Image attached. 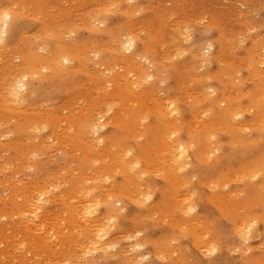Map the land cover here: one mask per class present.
Instances as JSON below:
<instances>
[{"label": "rangeland", "instance_id": "obj_1", "mask_svg": "<svg viewBox=\"0 0 264 264\" xmlns=\"http://www.w3.org/2000/svg\"><path fill=\"white\" fill-rule=\"evenodd\" d=\"M18 1H20V0H0V2H2L1 4H3V5H16L17 3H19V4H17V5H20L22 2H24L23 0H21L20 2H18ZM27 2H29V3H27L26 5H24L25 3H22L21 4V8H23V9H25V7L27 6V8L25 9V10H23V9H21L20 10V13H22V15H21V17L20 16H17L16 14L13 16V17H18L17 19L16 18H13V27L15 28V30H16V32H17V36H18V38L16 39V41L15 40H12V42L9 44V48H10V52H11V49H12V55H11V53L9 52V56L8 57H10V58H8V57H6V59L4 58V59H2V58H0V63H1V65H3V68L7 65V67H5L6 69H4L3 70V68H2V66L0 65V67H1V69H0V73L2 74V72H3V74H8V71L10 70L9 68L11 67V68H13L12 66H16V65H19L20 64V61L17 59V56L16 55H14L15 53L16 54H19L20 52H17L18 51V49H20V51L22 50L23 51V49H27V46H28V42H29V39L31 40V42H32V40H33V37L35 38L37 35H39L40 33L39 32H42L43 30H45L46 28L49 30H45V31H43V33H45V34H40L41 36H42V42H44V40H45V42L43 43V45L45 44L46 45V43H47V47L50 49V50H52V51H54L56 48H57V46H58V44L59 45H61V43H62V45L63 44H69L70 42V44H72V42L73 43H76V44H79L80 46L82 45V47H84V51L85 52H87L88 53V51H90L89 53L90 54H87V55H89V56H87V59L85 58V61L84 60H82V62L81 63H78V61L76 60V59H74V60H72V62L67 66L68 68V70H69V72L68 71H66V72H60V75H59V73H56V72H49L50 74H44V73H42L41 74V78L40 79H35V80H33V79H30V80H28L27 82L28 83H30V86L28 87L29 89H28V97L26 98V100L23 102V103H21V105H19V109H20V114L21 115H23L24 116V114H32V113H34V114H38V115H41V116H43L44 114V116L43 117H45V116H47L48 114H50V115H53V116H55V119L58 117V120H59V125L60 126H63V132H61V133H63L62 135L64 136H62L61 135V138L59 139V140H57V139H53V138H51V139H49V137H47L48 135V133L50 134V132L51 131H49L50 129H44L40 124H38V125H35L34 124V127H33V130L29 133V134H27L25 131L23 132V130L22 129H20V128H16L15 127V125H16V123H17V115L15 114H10V113H8L7 111H6V109L1 105L2 104V99H1V90H0V137L2 136L3 137V135H5L3 138H0V143H3V144H0L1 146H0V148H1V150H0V166H4V172L6 173V175H7V181H6V184H8L9 183V185L8 186H11V187H13V188H18L19 187V185H20V187L19 188H24L27 192V196L28 197H30V195H32V189H28V187H30V188H33V181L35 180V179H38L40 182V184H39V186L40 187H42L43 189H41V190H43L44 191V194H45V199H47L46 200V202H45V204L43 205V209H42V215H43V217H42V219L43 218H48L47 220H50V222L49 221H45L44 219L42 220L43 222H42V226H43V228H42V226L41 227H39V228H37L36 229V227L34 228V226L35 225H32L31 224V222H30V224H28V227L26 226V225H24V224H20V223H18L19 222V220H18V218H14V219H12L13 220V225H11V223H12V220L10 219V218H8V220H6L7 218H3V215L2 214H0V218H2V219H0V221H1V223H2V221H4L5 220V222H7V224L6 223H4V225L3 224H1L0 223V225H1V227H0V234H4V236H2V235H0V254L2 255H0V257L2 258H0V264H9L11 261L14 263V264H39L40 262H41V260H42V262L40 263V264H69L70 262L72 263V264H75V263H77V264H83V262H85L86 260H87V262L86 263H88V259H90V260H92V261H95L94 263L92 262V261H90L88 264H95L96 262L98 263V264H115L114 262H116L117 260V262L119 263V264H128V262H129V264H130V262L132 261L133 262V264H140V263H143V264H163V259H160V258H158L157 257V255L159 256L161 253H162V256L163 257H165L164 258V260H166L165 262H164V264H169L172 260V262L170 263V264H172V263H180V261L182 262L181 264H184V262L185 261H187V260H191L192 259V257L195 259V257L196 258H199V259H205V257H206V255L204 256V254H206V253H201V250L202 249H204V250H202V252L204 251L205 252V249H206V247H207V244H203V243H205V240L203 241V239L201 238V239H199L198 240V238H200V237H198L199 235H196L195 236V234L196 233H198V231L200 232V225H199V227L197 226L198 224H196V218L198 217L197 215L199 214V219H197L198 221L200 220V222L199 223H201V221H203L204 222V220L205 221H207L206 219H208L209 217H211V218H215V216H217L218 214H219V212H220V210H224L225 211V214L226 215H232V216H230V217H236L235 218V220H234V222L235 221H237V220H239V221H241V223H242V220H240V218L238 217V216H234V215H236V213H234V212H236V211H239V209L240 208H242V207H245V206H247L249 209H251V206L252 205H254V206H252V209L251 210H253V209H255V210H253V211H255L256 212V214L258 213V215H259V212L258 211H261V208H260V204H261V199H260V194H259V188H254L253 187V184L255 183L254 181H251V180H246V178H243L244 176H245V171L249 168V167H252V166H254L256 163H258L259 161H260V159H261V156L262 155H264V153H262V152H260L261 151V148H262V144H261V141H260V137H261V133H260V130L257 128V126L255 125L256 124V121H254L257 117H256V108H257V106H256V104H257V102H255V101H253L252 100V94H253V92H255V89H256V83H260V82H262V81H264V72H263V70L264 69H262V67L260 66V65H262V62L264 63V58H262V56L260 55L261 53H263L264 52V47H263V45H262V41H264V38L263 39H261V37H263L264 36V29H263V27H262V25H264V0H134V1H131V0H128V1H130V2H128L127 0H33L34 2L32 3L31 2V0H26ZM25 1V2H26ZM35 1H37V4L35 3ZM43 1H45V2H43ZM73 1V2H72ZM100 1V2H99ZM102 1V2H101ZM112 1V2H111ZM118 1V2H117ZM125 1V2H124ZM127 1V2H126ZM138 3H137V2ZM155 3H154V2ZM157 1H159V2H157ZM177 1H179V3L177 2ZM12 2V3H11ZM32 4H31V3ZM65 2L67 3V4H65ZM122 2H124V3H122ZM152 2V3H151ZM157 2V3H156ZM161 2H162V5H160L161 4ZM42 5H41V4ZM89 3H90V5H89ZM97 3V4H96ZM99 3V4H98ZM120 3H121V5H120ZM65 4V5H64ZM71 4V5H70ZM93 4V5H92ZM23 5L25 6V7H23ZM33 5V6H32ZM49 5V6H48ZM52 5V6H51ZM95 5V6H94ZM107 7H106V6ZM112 5H115L116 7L113 9L112 7H108V6H112ZM130 5V6H129ZM142 5V6H141ZM147 5V6H146ZM156 5V6H155ZM242 5H243V7H242ZM47 6V7H46ZM71 6V7H70ZM80 6V7H79ZM82 6V7H81ZM89 6V8L92 6V8H91V10H86L85 8H87ZM98 6H99V8H98ZM103 7V8H110L109 9V12H107V10L106 9H104L103 10V8H101V7ZM132 6H134L133 7V9L135 10L136 9V11H135V13H134V10H132ZM138 6V7H137ZM153 6V7H152ZM38 7V8H37ZM70 7V8H69ZM93 7H96V8H93ZM117 7L119 8V9H117ZM130 7V9H128ZM147 7V8H146ZM149 7V8H148ZM151 7H152V11H151ZM35 8V9H34ZM48 8H49V12H48ZM62 8V9H61ZM65 8H67V9H65ZM112 8V9H111ZM138 8V9H137ZM139 8H140V10H139ZM41 9H46V10H41ZM64 9V10H63ZM71 9V10H70ZM85 9V10H84ZM99 9V10H98ZM100 9H102V11L100 10ZM141 9H142V11H141ZM30 10V12H31V14H30V16L28 15L29 14V11ZM38 11V12H36V11ZM69 10V11H68ZM75 10V11H74ZM79 10H81V11H79ZM113 10V11H112ZM124 10H128V11H124ZM130 10V11H129ZM132 10V11H131ZM146 10H148V11H146ZM33 11H35V13H37L36 15H38L39 16V14L40 15H42L41 17L39 16V18L35 15V13L33 12ZM44 11H46L47 12V14H46V12H44ZM60 13V14H58V12ZM71 11H73L72 12V14H71ZM83 11L85 12V13H83ZM107 12V13H104V12ZM115 11V12H114ZM117 11H120L121 12V14H119V12H117ZM123 11V12H122ZM138 11V12H137ZM140 11H141V13H140ZM165 13H164V12ZM27 12V13H26ZM40 12V13H39ZM42 12V13H41ZM53 12V13H52ZM63 12H65V13H63ZM80 12V15L78 14ZM88 12V13H87ZM127 13V15H126V13ZM131 12V13H130ZM133 12V13H132ZM139 14H137V13ZM154 12V13H153ZM243 12V13H242ZM250 12V14H248ZM34 13V14H33ZM51 14V16H50V14ZM78 14L79 16H77V15H75V14ZM82 13H83V15L85 14V16L86 17H84L83 15H82ZM86 13L87 14H89V16L88 15H86ZM104 13V14H103ZM109 13V14H108ZM125 13V14H124ZM163 13V14H162ZM169 14V15H167V14ZM178 13V14H177ZM27 14V15H26ZM53 14V15H52ZM56 14H58V15H56ZM64 14V15H63ZM104 15V16H101V15ZM123 14V15H122ZM136 14V15H135ZM153 14H154V16H153ZM164 14H166V15H164ZM171 14H173V16L171 15ZM186 14V15H185ZM24 15V16H23ZM32 15H35V17L33 18V16ZM67 15V16H66ZM80 20H78L75 16ZM82 15V16H81ZM134 15V16H133ZM23 16V17H22ZM26 16V17H25ZM57 16V17H56ZM63 16L65 17L64 19H63ZM71 16V17H70ZM81 16V17H80ZM97 16V17H96ZM138 16V17H137ZM150 16V17H149ZM164 18H163V17ZM187 16L191 19V20H193V21H191L189 18H187ZM240 16V17H239ZM250 16V17H249ZM43 17V18H42ZM48 17V18H47ZM53 18L52 20H49L50 18ZM60 17V18H59ZM69 17L71 18L70 20H69ZM73 17H75V20H74V18ZM94 17V18H93ZM106 17V18H105ZM133 17V18H132ZM153 17V18H152ZM171 17V18H170ZM37 18V19H36ZM186 18V19H185ZM196 18H198V19H196ZM40 19V20H39ZM45 19V22H46V20L48 19V21L45 23L43 20ZM60 19V20H59ZM66 19V20H65ZM72 19H73V21H72ZM91 19V20H90ZM94 19H96V20H94ZM98 19V20H97ZM131 19V20H130ZM146 19V20H145ZM169 19H170V21H169ZM171 19H172V21H175V22H172L171 21ZM184 19V20H183ZM195 19H196V21H195ZM37 20V21H36ZM39 20V21H38ZM54 20V21H53ZM68 20L71 22H68ZM104 20V21H103ZM179 20V21H178ZM181 20H182V22H184L185 24H183V23H181ZM188 20V21H187ZM198 20H203V21H206L207 23H204L203 25L201 24V23H198ZM214 20V21H213ZM51 21V22H50ZM63 21H66V22H64V23H62ZM92 21H94V22H92ZM95 21H97V22H95ZM101 21V22H100ZM106 21V22H105ZM125 21H129V23H131V24H134V26L132 27L128 22V24H129V27H128V25L125 23ZM137 22V24L138 25H135L136 24V22ZM176 21H178V22H176ZM186 21H187V23H186ZM211 21H213L212 23L215 25V24H217V26L216 27H214V25L211 23ZM78 22V23H77ZM80 22H83V23H81V25L79 24ZM133 22V23H132ZM190 22V23H189ZM251 22V23H250ZM49 24V26H48V24ZM62 23V24H61ZM67 23V24H66ZM68 23H70L71 25H69ZM73 23H76V24H73ZM91 23H92V26L94 27V25L95 26H99L98 27V29H97V27H91L90 25H91ZM95 23V24H94ZM97 23V24H96ZM100 25H99V24ZM124 23H125V25H124ZM168 24V25H166V24ZM175 23H177V24H179V25H177V24H175ZM189 23V24H188ZM209 23L211 24V26L209 25ZM242 23V24H241ZM261 23V24H260ZM263 23V24H262ZM51 24V25H50ZM85 24L87 25V26H85ZM94 24V25H93ZM104 24V25H103ZM106 24V25H105ZM139 24H140V26H139ZM170 24V25H169ZM183 24V25H182ZM207 24V25H206ZM250 24L252 25V26H250ZM65 26V27H63V26ZM75 27V29H76V31H74V27ZM81 27V29L79 28V26ZM118 25H119V27H118ZM182 26V28H187V29H189L190 31H189V35H190V37H191V42L190 43H192V44H190V43H187V42H183L184 40V38L182 39V37H184V35H183V33H182V35H181V33L180 32H182V28H180V29H178V27L177 26ZM42 26H44V27H42ZM45 26H46V28H45ZM71 26V27H70ZM86 27V29H85V27ZM89 26V27H88ZM102 26V27H101ZM103 26H105V27H103ZM143 28H142V27ZM180 26V27H181ZM183 26H185V27H183ZM206 26V27H205ZM209 28H208V27ZM249 26V29H250V27H254L255 28V31L254 32H252V31H250L247 27ZM41 27V28H40ZM56 29H55V28ZM60 27V28H59ZM70 27V28H69ZM83 27V28H82ZM87 27L89 28V30L87 29ZM115 27H118V28H116L119 32H121L120 34L119 33H117L118 31H116V29H115ZM127 27H128V29H127ZM141 29V30H143V33H142V31L140 32V31H138V29L139 28ZM190 27V28H189ZM221 27V28H220ZM246 27V28H245ZM42 29L41 31H40V29ZM59 28V29H58ZM62 28V29H61ZM72 28H73V30H72ZM78 28H79V31L80 32H78ZM90 28L92 29V31L90 30ZM101 28H102V31H101ZM112 28V29H111ZM129 28H130V30H129ZM133 28V29H132ZM136 28V29H135ZM150 28V29H149ZM168 28H172L173 30V32H171V30L170 29H168ZM174 28H176V29H174ZM30 31H29V30ZM34 29V30H33ZM63 29H65V30H63ZM94 29V30H93ZM105 29V30H104ZM115 31H114V30ZM139 29V30H140ZM177 29L178 30H180L179 31V33L178 32H175L174 33V31L176 30L177 31ZM224 29H225V32H224ZM26 30H27V32H26ZM52 30V31H51ZM56 30H58L57 32H56ZM62 30V31H61ZM97 30V31H96ZM110 30H111V32H110ZM120 30H122V31H120ZM134 30V31H133ZM170 30V31H169ZM247 32H246V31ZM37 31V32H36ZM39 31V32H38ZM46 31L48 32L47 34H46ZM56 33H55V32ZM73 31V32H72ZM94 31V32H93ZM129 31V32H128ZM136 31H138V32H136ZM220 31V32H219ZM241 31H242V33H241ZM252 32V33H250L249 35H248V33L249 32ZM24 32V34H22ZM49 32H52L53 34H54V36L57 34V36H56V38H58V39H56V38H52V37H48V35H49ZM59 32V33H58ZM62 32H64V33H62ZM65 32H66V34H65ZM86 32V33H85ZM126 33V35H128V33H130L131 34V32H132V35L134 36V34H137L136 35V37H135V40H136V43H137V47H136V52H137V54H139V56H140V58H142V56H143V58H149L151 61H152V63H155V64H152L153 65V68H152V74L154 75V79L152 80V81H150V82H148V83H145V82H143L142 83V85H141V91H139V90H137V92L139 93H137L135 96L137 97H135L134 96V98H133V96H130L128 93H126V91L124 90V86L126 85V84H124L126 81L124 80V79H122V77H121V82L120 83H122L123 82V80H124V82H123V86H121V84H120V89L118 90V96H117V99L118 98H122V101H119V99L117 100V101H119L118 103H120V102H122V105L124 106V108H122V106H121V104H117L116 102V99L114 100V102H112L113 100H110V99H108L105 95V91H103L105 88V84L103 85V83H104V80L106 81H111V80H115V78H117V77H119V75L118 74H121L122 72H124V70L123 69H125L127 66H128V63L126 62L127 61V58L126 57H124L123 55H122V53H119V50L117 49V44H118V40L120 39V37H122L123 38V36H124V33ZM240 32V33H239ZM260 32V33H259ZM21 33V34H20ZM27 33H30V35L29 34H27ZM39 33V34H38ZM60 33H62V34H64V35H62V34H60ZM77 33V34H76ZM116 33V34H115ZM139 33V34H138ZM146 33V34H145ZM173 33H174V35H173ZM218 33H220V34H218ZM246 33V34H245ZM26 34H27V36H26ZM237 34H239L241 37H243V44H239L238 42H236V40L237 39H239L240 38V40H237V41H241V37L239 36V35H237ZM258 34H260L259 36H258ZM45 35H47V36H45ZM62 35V36H61ZM67 35V36H66ZM144 35H146V36H144ZM156 35V36H155ZM161 35V36H160ZM165 35V36H164ZM171 35H173V36H171ZM178 35V36H177ZM218 35H220V36H218ZM236 35L237 36H239L238 38H235L236 37ZM252 37H251V36ZM58 36H60V37H58ZM64 36H65V39H67V41L64 39ZM68 36H69V38L71 39H69L68 38ZM76 36V37H75ZM114 36V37H113ZM120 36V37H119ZM140 36V37H139ZM160 36V37H162V38H158V37ZM235 36V37H234ZM254 36V37H253ZM30 37V38H29ZM67 37V38H66ZM72 37V38H71ZM145 37H147V39H146V41L144 42V40H145ZM167 37V38H166ZM173 37V38H172ZM177 37H178V39H177ZM181 37V38H180ZM213 37V38H212ZM232 37V39H230ZM45 38V39H44ZM52 38V39H51ZM113 38L115 39V40H113ZM175 38V39H174ZM235 38V39H234ZM252 38H253V40H252ZM255 38H257V39H255ZM23 39V40H22ZM111 39V40H110ZM142 39V40H141ZM156 39V40H155ZM180 39V40H179ZM216 39V40H215ZM22 40V41H21ZM26 40V41H25ZM65 40V41H64ZM73 40V41H72ZM75 40V41H74ZM110 40V41H109ZM113 40V41H112ZM141 40V41H140ZM177 40V41H176ZM183 40V41H182ZM211 40V41H210ZM226 40V41H225ZM231 40H235V42L234 43H232L231 42ZM258 40V42H259V44H258V46H256L257 45V43L258 42H254V44L252 43L253 41H257ZM28 41V42H27ZM34 41V40H33ZM56 41V42H55ZM60 41V43H58ZM62 41V42H61ZM99 42V44L98 45H96V42ZM114 41H116V42H114ZM151 41H152V43H151ZM157 41H158V43H157ZM160 41V42H159ZM180 41V42H179ZM208 41H209V43H211V44H213L214 45V51H213V53H212V56L210 57V55L209 56H207V62L205 63V58H204V56H203V53L202 52H198V50H197V53H196V51L192 48V46H193V44H197V43H200V46H201V44L202 45H208L209 43H208ZM261 41V42H260ZM15 42V43H14ZM19 43V42H22V43H24V44H22V43H20V45L19 44H17V43ZM25 42H26V44H25ZM65 42V43H64ZM95 42V43H94ZM100 42H102V45L104 44L105 45V43H106V48H104V46L102 47V45H101V43ZM112 42H113V44H115V47H114V45L112 44ZM154 42V43H153ZM156 42V43H155ZM162 42H164V43H162ZM184 44H183V43ZM246 42V43H245ZM56 43V44H55ZM89 45H88V44ZM92 43V44H91ZM108 43V44H107ZM180 43V44H179ZM252 43V44H251ZM39 44V43H38ZM42 44V43H41ZM84 44V45H83ZM148 44V45H147ZM150 44H152V46L150 45ZM160 44H161V46H160ZM164 44V45H163ZM176 44L178 45V47L176 46ZM182 44H183V47H180V46H182ZM185 44H186V46H185ZM188 44H190L189 45V47H188ZM221 44H223V45H225L223 48H222V46L223 45H221ZM232 44V45H231ZM22 45H24V46H26L25 48H24V46H22ZM96 45V46H95ZM99 45H101V46H99ZM110 45V49L108 48V46ZM144 45H147L146 47H144ZM221 45V46H220ZM236 45H237V48H236ZM238 45H239V47H238ZM249 45H251V46H249ZM13 46H19L18 48H15V47H13ZM22 46V47H21ZM90 46H92V47H90ZM117 46V47H116ZM260 46H262L261 48L263 49L262 51H260L261 50V48H259V50H257V51H259L258 53H254V52H256V49H258L257 47H260ZM22 49H21V48ZM55 47V48H54ZM88 47H90L89 49H88ZM97 47H99V48H97ZM113 47L115 48V49H113ZM144 47V48H143ZM150 47V48H149ZM172 47V48H171ZM191 47V48H190ZM202 47V46H201ZM204 47H206V46H203V48ZM231 47V48H230ZM251 48V50L249 51L248 49H250ZM256 47V48H255ZM92 48V49H91ZM107 48H108V50H107ZM149 48V49H148ZM152 48V49H151ZM171 48V49H170ZM177 48V49H176ZM180 48H182V50H178V49H180ZM184 48V49H183ZM188 48V49H187ZM221 48H222V50H221ZM227 48V49H226ZM233 48V49H232ZM13 49H16V50H14L15 51V53H14V51H13ZM88 49V50H87ZM113 49V50H112ZM117 49V51H115ZM165 49V50H164ZM169 51H168V50ZM174 49H176L177 51H179L178 52V54L176 53L175 54V52H176V50H174ZM226 49V50H225ZM92 50H94V51H96V52H98L99 54V56H97V58L95 59L93 56H92ZM98 50H103L102 51V53L100 54V52L98 51ZM111 50V51H110ZM149 50H151L150 52H149ZM174 50V51H173ZM183 50L186 52V54H185V52H183ZM186 50H188V51H186ZM254 51V52H251V51ZM168 51V53H166ZM171 51V52H170ZM173 51V52H172ZM192 51H195V53L197 54H195L194 52H193V54H191L192 53ZM217 51H220V52H217ZM222 51V52H221ZM229 53H227V52ZM232 51H233V53H232ZM154 52V53H153ZM165 52V53H164ZM250 52V53H249ZM14 53V54H13ZM165 55H164V54ZM174 53V54H173ZM252 53V54H251ZM154 54H155V56H154ZM170 54V55H169ZM182 54V55H181ZM220 54V55H219ZM236 54V55H235ZM251 54V55H250ZM42 55H45L44 53H42ZM120 57H119V56ZM122 55V56H121ZM150 55L152 56V57H150ZM163 55V56H162ZM173 55V56H172ZM177 55V56H176ZM195 55V56H194ZM91 56V57H90ZM111 57V59L110 58H108V57ZM114 56H117V57H114ZM154 56V57H153ZM166 56V57H165ZM172 57V58H170V57ZM175 56V57H174ZM179 56V57H178ZM184 56V57H183ZM199 56V57H198ZM216 56H218V58L216 57ZM228 56V57H227ZM238 56V57H237ZM239 56H240V58H239ZM15 57H16V59H15ZM167 60H165L164 58ZM177 57V58H176ZM233 59H232V58ZM244 57H246V58H244ZM116 58H118V59H116ZM119 58H122V60H123V58H124V60L122 61L121 59H119ZM125 58H126V60H125ZM169 58V59H168ZM195 58H197V59H199L198 60V62H197V59H195ZM242 58H244L243 60L244 61H242ZM8 59H11L10 60V62H8L7 63V61H8ZM88 59H89V61H88ZM90 59H92V60H90ZM94 59V60H93ZM113 62V60H114V62L113 63H116V64H113V63H111V62H109L110 60ZM173 61H172V60ZM177 59V60H176ZM227 59V60H226ZM229 59V60H228ZM237 59V60H236ZM249 59H251V60H253V62L251 63L250 61H249ZM6 60V61H5ZM12 60H14V61H12ZM107 60H109V61H107ZM162 60H164V61H162ZM189 60V61H188ZM194 60H196V62H197V64H199L198 66H196L197 64H195L196 62H194ZM236 60V61H235ZM247 60L251 63V65H250V63L249 62H247ZM18 62V64H16L17 62ZM75 61H77V62H75ZM94 61V62H93ZM97 61V62H96ZM105 61H106V63H105ZM118 61H122V62H118ZM157 61H159V63L157 62ZM160 61H162L161 63H160ZM172 61V62H171ZM183 61V62H182ZM200 61V62H199ZM204 61V62H203ZM222 61H224L223 63H222ZM226 61V62H225ZM233 61H235L234 62V64L232 63ZM240 61V62H239ZM256 61V62H255ZM4 62V63H3ZM15 64V65H13V63ZM95 62H96V66H95ZM103 62V63H102ZM118 62V63H117ZM136 62H138V65L140 64V65H142V64H145V63H142V62H140L139 63V61H138V59H137V61ZM135 62V63H136ZM163 62L165 63V65L163 64ZM202 62V63H201ZM211 62V63H210ZM239 62V63H238ZM242 62H244L243 64H245V63H247V64H245V66L244 65H241L240 63H242ZM73 63V64H72ZM78 63V64H77ZM99 63H101L100 65H99ZM110 63V64H109ZM175 63V64H174ZM222 63V64H221ZM6 64V65H5ZM8 64H10V65H8ZM109 64V65H108ZM124 66H123V65ZM127 66H126V65ZM167 64H169V65H167ZM202 64V65H201ZM210 64V65H209ZM234 65V67H233V65ZM237 64H239V65H237ZM258 66H257V65ZM74 65H76V67L78 68V70H77V68L74 66ZM81 65V66H80ZM105 66V67H103V66ZM173 65H175V67L173 66ZM193 65L197 68H194L193 67ZM208 65V66H207ZM241 65V66H240ZM9 66V67H8ZM87 66V67H86ZM93 66V67H92ZM95 66V67H94ZM116 66H117V68H116ZM126 66V67H125ZM164 66V67H163ZM171 66V67H170ZM209 66H210V68H209ZM220 66V67H219ZM244 68H243V67ZM248 68H247V67ZM250 66V67H249ZM260 66V67H259ZM70 67V68H69ZM88 68V72L89 71H91L92 72V70L94 71V72H90L89 74H88V72L87 71H85V69L86 68ZM99 67H101V68H99ZM107 67H110V68H113L112 69V71H111V74L110 73H107L108 71L106 70V69H110V68H107ZM125 67V68H124ZM168 67V68H167ZM253 67V68H252ZM257 69H256V68ZM74 68V69H73ZM85 68V69H84ZM91 70H90V69ZM94 68H96V69H94ZM105 68V69H104ZM165 68H167V69H165ZM175 68V69H174ZM194 68V69H193ZM209 68V69H208ZM216 68V69H215ZM239 68H240V70H239ZM246 68H247V70H246ZM100 69V70H99ZM106 71V73L104 74L103 73V71L104 70ZM118 69V70H117ZM119 69H121L120 71H119ZM154 69L155 70H157V71H155L154 72ZM162 69V70H161ZM183 69V70H182ZM192 69H193V71H192ZM243 69H245V70H243ZM77 70V71H76ZM99 70V71H98ZM161 70V71H160ZM195 70V71H194ZM217 70H218V73H217ZM2 71V72H1ZM5 71V72H4ZM7 71V72H6ZM79 71V72H78ZM104 71V72H105ZM116 71H118L117 73H116ZM126 71H127V69H126ZM175 71H176V73H175ZM192 71V72H191ZM239 71V72H238ZM98 72V73H97ZM102 74H101V73ZM113 72V73H112ZM120 72V73H119ZM167 72V73H166ZM200 72V73H199ZM213 72L216 74H213ZM262 72V73H261ZM65 73V74H64ZM75 73V74H74ZM79 73V74H78ZM95 73V74H94ZM98 75H97V74ZM118 75L117 77H116V75ZM155 73V74H154ZM158 73H160V74H158ZM168 75H166V74ZM193 73H194V75H193ZM225 73H227V74H225V77H224V74ZM239 75V76H237V74ZM241 73V74H240ZM247 73V74H246ZM258 73V74H257ZM2 74V75H3ZM76 74H78V75H76ZM94 74V75H93ZM101 74V77H102V80H99V77H97V76H99ZM122 74H124V73H122ZM125 74H126V72H125ZM125 74L123 75V76H125ZM162 74V75H161ZM177 74V75H176ZM196 74H197V76H199V77H201L202 75H204V76H202L201 78H199V77H197L196 76ZM200 74V75H199ZM202 74V75H201ZM228 74L230 75V76H228ZM250 74V75H249ZM263 74V75H262ZM1 75V76H2ZM113 75V76H112ZM170 75H172V76H170ZM191 75V76H190ZM193 75V76H192ZM206 75H207V77H206ZM247 75H249V77H250V79H249V77L247 76ZM253 75V77H251ZM55 76V77H54ZM58 76V77H57ZM61 77V79H60V77ZM75 76H76V78H75ZM157 76V77H156ZM159 76V77H158ZM164 76V77H163ZM228 76V77H227ZM246 76H247V78H246ZM66 77V78H65ZM93 77V78H92ZM106 77H107V79H106ZM188 77V78H187ZM205 77V78H204ZM215 77V78H214ZM222 77H224V78H222ZM255 77V78H254ZM44 78V79H43ZM50 78V79H49ZM70 78H73V81H72V79L70 80ZM92 78V79H91ZM112 78V79H111ZM123 78H125V77H123ZM159 80H158V79ZM162 78V79H161ZM192 78H195V79H192ZM197 78V79H196ZM220 79V81L219 80H217V79ZM58 79V80H57ZM67 79V80H66ZM88 79V80H87ZM90 79V80H89ZM96 80V81H94V80ZM157 79V80H156ZM167 79V80H166ZM200 79V80H199ZM207 79V80H206ZM212 79V80H211ZM223 79V83H221V80ZM247 79H249V82H245ZM42 80H44V81H42ZM50 80H51V82H50ZM64 80V81H63ZM81 80V81H80ZM97 80H99V81H97ZM160 80H161V83H159L160 82ZM163 80V81H162ZM188 80H189V82H188ZM190 80H191V82H190ZM209 80H211V82L209 81ZM214 80V81H213ZM244 82H243V81ZM251 80V81H250ZM75 81V82H74ZM77 81V82H76ZM86 81L87 82H89V84H87L86 83ZM101 81H103V82H101ZM178 83H177V82ZM206 81H208V83L206 82ZM238 81V82H237ZM45 82V83H44ZM80 82H82V83H80ZM90 82H92V83H90ZM98 84H97V83ZM102 83V85L104 86H100L101 85V83ZM156 82V83H155ZM162 82H164V84L162 83ZM166 82V83H165ZM180 82V83H179ZM187 82V83H186ZM193 82H194V84H193ZM37 83V84H36ZM42 83V84H41ZM44 83V84H43ZM57 83V84H56ZM61 83V84H60ZM75 83H76V85H75ZM85 83H86V85H85ZM93 83H95L96 85H99V86H95V88L93 87L94 85H93ZM100 83V84H99ZM183 83V84H182ZM192 83V84H191ZM242 83V84H241ZM247 83V84H246ZM50 84V85H49ZM56 84V85H55ZM91 84V85H90ZM155 84V85H154ZM157 84V85H156ZM193 85V86H195V87H192L191 85ZM200 84V85H199ZM205 84H206V86H205ZM223 84H224V86H223ZM252 84V85H251ZM47 85V86H46ZM80 85V86H79ZM185 85V87H183ZM187 85H189V86H187ZM210 85V86H209ZM1 86V85H0ZM46 86V87H45ZM55 86H57V87H59L60 86V88H57V87H55ZM158 86V87H157ZM203 86V87H202ZM209 86V87H208ZM241 86V87H240ZM45 87V88H44ZM50 87V88H49ZM54 87V88H53ZM96 87H98V90H97V88ZM99 87H101V88H99ZM154 87V88H153ZM157 87V88H156ZM186 87H189V88H186ZM206 87V88H205ZM218 87V88H217ZM62 88V89H61ZM65 88V89H64ZM88 88V89H87ZM90 88V89H89ZM102 88H103V90H102ZM111 88V87H110ZM148 88V89H147ZM149 88H150V91H147V90H149ZM153 90H159V92L158 91H155L156 93H157V95L158 96H156V93L153 91L152 92V89ZM158 88H162V89H164L165 90V92L163 93V91L162 90H160V89H158ZM179 89V91H178V89ZM186 88V89H185ZM198 88L199 89V91H201V92H199L198 90H196V89ZM202 88V90H200ZM209 88H212V92H214V95H212V92H211V89H209ZM224 88H226L225 89V92H227L228 91V89H229V91H230V93H225V92H222V90L224 89ZM234 90H236V91H233V89ZM248 88V89H247ZM251 88V89H250ZM1 89V88H0ZM38 89V90H37ZM40 89V90H39ZM42 89V90H41ZM44 89V90H43ZM55 89V90H54ZM143 89V90H142ZM175 89V90H174ZM244 89V90H243ZM247 89V90H246ZM47 92H46V91ZM75 90H77V91H75ZM93 90V92H94V90H95V92L93 93V92H91ZM101 90V91H100ZM188 90H189V92H188ZM205 90V91H204ZM208 90H210V91H208ZM239 90H240V92H239ZM251 90L253 91V92H251ZM56 91L58 92V94H56ZM69 92L70 91V93H67V92ZM81 91V92H80ZM96 91L97 92H100V93H98V94H100L101 95V97H99L100 95H98V94H95L96 93ZM148 92V96H149V98H148V96L146 95L147 94V92ZM176 91H178V93L176 92ZM182 91H183V94H181L182 93ZM185 91V92H184ZM188 93H187V92ZM192 91H198V93H202V94H198V95H202V97H200V96H198L199 98H197V92H196V94L194 93V92H192ZM208 92V94H211V97L209 96V95H207V92ZM224 91V90H223ZM228 91V92H229ZM246 91V92H245ZM248 91H249V93H248ZM263 91H264V89H263ZM37 92V93H36ZM44 92V93H43ZM46 92V93H45ZM63 92V93H62ZM64 92H66L65 93V95H64ZM101 92H104V93H101ZM108 92H110V91H108ZM146 92V93H145ZM150 92V93H149ZM168 92V93H167ZM180 92V93H179ZM194 93V94H192V93ZM205 92H206V96H205ZM235 92H236V94H235ZM52 93V94H51ZM77 93H79L78 94V96H77ZM85 95H84V94ZM89 93V94H88ZM92 95H91V94ZM160 93V94H159ZM188 94V97H187V95H186V97H183L184 99L186 98V100L187 101H189V102H187V104L185 103L186 101L182 98V96H185L184 94ZM190 93H191V95H190ZM223 93H225V94H227V96L226 97H224L225 95L223 94ZM233 95H232V94ZM241 93V94H240ZM242 93H243V95H242ZM247 93V94H246ZM37 94V95H36ZM48 94V95H47ZM63 94V95H62ZM86 94H88V98H85L87 95ZM94 94L95 95H97V96H95V98H97V100L96 99H93L94 98ZM125 94H126V97H125ZM128 94V95H127ZM178 94V95H177ZM181 94V95H180ZM216 94V95H215ZM224 96H223V95ZM240 94V95H239ZM251 96H250V95ZM51 95H52V97H51ZM60 95V96H59ZM84 97H82V96ZM119 95H122V97L120 96L119 97ZM138 95V96H137ZM152 97H151V96ZM181 97H180V96ZM190 95V96H189ZM194 95H195V99H197V100H194L193 98H194ZM230 95V96H229ZM50 96V97H49ZM81 97V99H80V97ZM92 96V97H91ZM127 96H130L133 100L136 98V100L139 98V104H135L134 103V101L133 102H130L132 99L130 98V97H128L127 98ZM146 96V97H145ZM157 98H156V97ZM206 98H205V97ZM232 96V99L229 101V97H231ZM244 96H246L245 98H244ZM142 97H144V98H142ZM150 97H151V99L152 100H150ZM176 97V105H177V110L179 109V117L177 118V119H179L180 120V122L182 123L180 126H177V128H179V129H181V131L179 130V129H174V130H176V132H179L178 134H179V137L184 141V142H189V143H191L192 141L194 142L195 140V138L194 139H192V136L194 135L195 136V134L197 135V137H198V134H199V136L200 137H202V140H200V141H197V143H198V145H200L201 146V144H203V146H204V144L206 145V143H207V141H209L208 143H213L212 145H214L215 143H214V141H212L211 140V138H210V136L207 138V133H204V131H203V129H204V125L206 124H210V125H215V123H216V126H217V128H213L212 127V130H210V132H212V131H214L216 134V137L218 138V140L216 139V146H218V147H216L215 145H214V149L213 148H211V149H209L208 148V151H207V153H206V155L204 154V155H202L201 157H198V156H200L199 155V153H200V151H199V146L198 147H196V152L195 153H193L191 156H190V159H189V162H191V163H193L194 164V167H196V168H191V169H185V171L186 172H197V173H199V180H197L196 182H190V179L188 178L187 179V175L185 176L184 174H182V177H179L180 175H181V173H180V175L179 176H177V177H175L174 176V178H173V173L175 172H173V170L174 169H176V165L174 166H172V165H170V164H172V162H171V156H170V154H168L169 153V150H168V144L166 145L165 144V142L166 143H169V145H170V142H171V140H169L168 141V139H166V137H170V135H171V130H168V129H166L168 126L167 125H162V122H161V120H160V118L157 116V115H159L160 117H161V115H160V113H158L157 111H156V109H157V105H160L161 107V109L162 110H164V111H166L165 109H166V107H167V105H166V103L169 101V100H172V99H174ZM213 97V98H212ZM223 97L227 100V105H222V106H218L217 104H215L216 103V100L218 99H223ZM235 97V98H234ZM250 97V98H249ZM33 98V99H32ZM39 98V99H38ZM44 98V99H43ZM61 98V99H60ZM98 98H99V100H98ZM129 99V100H127V99ZM154 98H156L157 99V101H155V99ZM158 98H160V100H159V102H158ZM178 98H179V100H178ZM234 98V99H233ZM240 98V99H239ZM244 98V99H243ZM250 100H249V99ZM47 99V100H46ZM60 99V100H59ZM68 99H69V101H71L72 100V104L70 103V102H68ZM87 99V101H85V100ZM89 99V100H88ZM90 99H91V101H90ZM107 100V102H106V100ZM146 100L145 102L146 103H144V101H142V100ZM198 99H200L202 102H203V104H202V102L200 103V105H198V104H196L197 103V101H199ZM238 99V100H237ZM49 100V101H48ZM55 100H56V102H55ZM58 100V101H57ZM94 101V105H92L91 103ZM102 100V101H101ZM105 100V101H104ZM126 100V101H125ZM203 100H205V101H203ZM210 100V101H209ZM236 100V101H235ZM66 101V102H65ZM79 101H82V102H79ZM85 101V102H84ZM90 103H89V102ZM97 101V102H96ZM111 101V102H110ZM116 101V102H115ZM128 101V102H127ZM149 101H151V102H149ZM155 101V102H154ZM164 101H166V102H164ZM179 101V102H178ZM184 101V102H183ZM192 101V104H190V102ZM196 103H195V102ZM240 101V102H239ZM249 101H250V103H252V105H250V103H249ZM62 102H64V103H62ZM87 102V103H86ZM95 102L98 104V107H99V104H100V107H99V109H98V107L96 106V104H95ZM99 102V103H98ZM115 103V105H116V107L113 109V111H114V115H112L111 117V119L112 120H107V121H111L112 123H110V125L108 124L109 122H107L106 121V126H104V128L101 130V133H105L106 135H102L101 137H102V139L104 138L103 136H105L106 138H104L103 140H104V144H102V145H104V147H101L102 145L100 144V143H98V141H95L94 139H92V138H90V139H92V140H89V138H88V136L89 135H86V133L85 134H83V136H82V133H80V127H81V124H82V121H83V118H85L84 116H85V111H86V109L89 111H86V117L87 118H85V120L86 119H88V118H90V117H94L93 116V113H91V111L92 112H94V108H95V113H97L98 111H100L101 110V108L102 109H106V105H107V103ZM123 102H125L124 104H123ZM142 102L144 103V104H142ZM154 103V106H153V103ZM157 102H158V104H157ZM162 102V103H161ZM183 102V103H182ZM211 102H212V104H211ZM60 103V104H59ZM79 103H81V106L83 105V107H81L80 106V104ZM85 103V104H84ZM105 103H106V105H105ZM126 103H128L127 105H132V107L131 106H125V104ZM160 103V104H159ZM189 103V104H188ZM199 103V102H198ZM205 103V104H204ZM241 103V104H240ZM254 103V104H253ZM46 104H47V107H46ZM54 104V105H53ZM73 104H76V105H73ZM86 104H87V106H86ZM150 106H149V105ZM50 105V106H49ZM59 105L61 106V107H59ZM74 107H73V106ZM90 105H92L93 107L91 108L90 107ZM141 105H144V106H142V108H141ZM163 105V106H162ZM191 105V107H189ZM193 105V106H192ZM198 105V106H197ZM214 105V106H213ZM241 105V106H240ZM246 105H248V106H246ZM258 105V104H257ZM55 106H56V108H55ZM57 106L59 107V108H64L63 110H61V113H63L62 111H64V115H62V114H60V113H58V111H60V109L59 108H57ZM67 107L68 109L71 107V109H70V112L67 110L66 111V109L67 108H65V107ZM76 106V107H75ZM77 106H80L81 108H83V110L81 109V108H79V107H77ZM95 106V107H94ZM102 106V107H101ZM105 108H104V107ZM135 106H138V107H135ZM148 107V108H151V109H153V110H149L148 108H147V110H145L144 109V107ZM166 106V107H165ZM215 106H217V107H215ZM85 107H86V109H85ZM90 107V109H88ZM132 109L133 107H135V108H133L131 111H133L134 112V114L133 115H139V116H142V118L144 117V115H143V111L146 113V111H148V112H150L151 114H157V115H151L150 113H147L146 115H148V120H147V122H148V124H147V122L145 123V124H147L148 126H149V129L147 128L146 129V127L147 126H145L144 127V125L141 127L140 126V123H139V121L137 120V117L136 116H133L132 118H131V120L134 122H132V121H129V124H128V127H126V128H124V127H121L120 128V126H118L117 127V124L115 125L113 122H114V120L118 117V115H117V110H118V112L119 111H121L122 110V112H123V114H122V116L124 115V113H125V116H126V114H128V112L127 111H130L129 109ZM131 107V108H130ZM195 107V108H194ZM201 107V108H200ZM227 109H229V110H227ZM244 107V108H243ZM46 108V109H45ZM126 108V109H125ZM154 108H156V109H154ZM205 108V109H204ZM208 108H210V110H207ZM212 108V109H211ZM224 108V109H223ZM246 109V113L244 114V110L243 109ZM24 109V110H23ZM49 109H56V110H53V111H51V110H49ZM57 109H59V110H57ZM126 110V112H124L125 110ZM144 109V110H143ZM202 109V111H212V116H211V118H213V119H211V118H205L204 117V112H202V111H199V110H201ZM222 109L225 111L223 114L224 115H221L222 113H221V111H222ZM241 109V110H240ZM251 109V110H250ZM27 110V111H26ZM32 110V111H31ZM50 111L48 114L46 113V111ZM96 110H97V112H96ZM140 110H143V111H140ZM181 110H184V111H182V113H181ZM214 110V111H213ZM221 110V111H220ZM243 110V111H242ZM25 111V112H24ZM40 111H42V112H40ZM55 111H57V112H55ZM189 111V112H188ZM193 111H194V113H193ZM199 111V112H198ZM219 111H220V113H219ZM231 111V112H230ZM234 111V112H233ZM247 111H249L250 113H248ZM52 112H54V113H52ZM66 112V113H65ZM70 113V115H69V113ZM163 112V111H162ZM203 114V115H201V113ZM214 112V113H213ZM44 113V114H43ZM77 113H80V114H77ZM92 114L91 116H90V114ZM99 114H100V112H98ZM96 114V116L97 115H99V114ZM136 113V114H135ZM138 113V114H137ZM226 113V114H225ZM43 114V115H42ZM56 114V115H55ZM58 114V115H57ZM65 114H66V116H65ZM71 114L72 115H75V116H71ZM88 114H89V116L90 117H88ZM118 114H120V113H118ZM150 114V115H149ZM197 114H198V116H197ZM215 114H218V116L217 115H215ZM59 115H61V116H63V117H65V118H63V117H59ZM80 115V116H79ZM199 115H201V116H199ZM213 115H214V117H213ZM232 115V116H231ZM235 117H234V116ZM5 116H6V119H5ZM57 116V117H56ZM225 116V117H224ZM237 116H239V120H237L236 119V117ZM4 117V118H3ZM70 117V120L72 119V121L73 122H71V121H68V119L67 118H69ZM195 117H197L198 119L196 120V118ZM200 117V118H199ZM202 117V118H201ZM216 117V118H215ZM229 117V118H228ZM60 118V119H59ZM82 118V119H81ZM113 118H115V119H113ZM170 118V117H169ZM192 118V119H191ZM195 118V119H194ZM221 119L220 121H218V120H216V119ZM227 118V119H226ZM245 118V119H244ZM252 120H251V119ZM255 118V119H254ZM77 119H79V120H77ZM118 119V118H117ZM135 119L137 120V122L138 123H136V121H135ZM186 119V120H185ZM199 119H201V121H199ZM205 119H209V121H207V120H205ZM236 119V120H235ZM242 119H244V120H242ZM248 119V120H247ZM11 120H12V122H11ZM126 120V119H125ZM169 120H171V121H175V120H173V119H169ZM227 120H229V121H231V122H229V121H227ZM257 120V119H256ZM68 121V122H67ZM78 121V122H77ZM203 121V122H202ZM205 121V122H204ZM232 121H233V123H232ZM238 121V122H237ZM248 121H251V122H253V123H249ZM81 122V123H80ZM131 122L133 123V124H131ZM208 122V123H207ZM218 122H220L221 124H219ZM222 122H224V123H222ZM235 122H237L236 124H235ZM243 123V124H241V123ZM160 123V124H159ZM183 123H185V124H183ZM188 125H187V124ZM197 123V127L195 126V124ZM205 123V124H204ZM217 123L219 124V125H217ZM228 123V124H227ZM246 123H248V125L245 124ZM263 123H264V120H263ZM13 124V125H12ZM62 124V125H61ZM114 124V125H113ZM120 124V123H119ZM149 124H151V125H149ZM191 124V125H190ZM234 124H235V126H234ZM255 125L254 126V128L252 127L253 125ZM8 125H10V126H8ZM121 126H122V124H120ZM130 125V126H129ZM134 125H136V126H138V127H140V129H139V131L141 130V131H143V130H145L143 133H144V135H143V133L141 134L142 135V137H143V140H141L139 137H141L140 135L138 136V133H141V132H138V133H135L136 132V130H135V127H134ZM154 125V126H153ZM157 125H158V127H157ZM200 127H199V126ZM220 125H221V127H220ZM232 125L234 126V127H232ZM243 125H244V128H243ZM250 125H252L251 126V128H248V131L246 132V131H244L248 126L250 127ZM74 126V127H73ZM131 126H133V127H131ZM159 126H160V129H159ZM165 126V127H164ZM188 126V127H187ZM190 126V127H189ZM215 126V127H216ZM222 126H223V129H222ZM237 126V127H236ZM247 126V127H246ZM66 129H65V128ZM130 127V128H129ZM184 127V128H183ZM192 127V128H191ZM203 127V128H202ZM218 127H220L222 130H225L226 128L228 129V130H225V131H223L222 132V130H219V132H218V130L216 131L215 129H218ZM246 127V128H245ZM61 128L62 127H59V129H57V131H62L61 130ZM75 129V131H76V134L75 135H73V133L69 130V129ZM120 128V129H119ZM122 128H124V129H122ZM143 128V129H142ZM151 128H152V130H151ZM155 128H157L156 130H155ZM187 128H189V132L191 133H189V132H187L188 130H187ZM190 128L192 129V131H190ZM198 130H197V129ZM232 128V129H231ZM239 129V131H238V129ZM8 129V130H7ZM17 129V130H16ZM5 132H4V131ZM12 130V131H11ZM20 130H21V132H20ZM36 130V131H35ZM42 130V131H41ZM47 130H48V132H47ZM64 130H66V131H64ZM115 130V131H114ZM119 130V131H118ZM122 130V131H121ZM135 130V131H134ZM153 130H155L153 133H152V131ZM160 130V131H159ZM167 130H168V132H167ZM179 130V131H178ZM202 130V131H201ZM231 130V132H229L228 133V131H230ZM233 130V131H232ZM6 131H7V133H6ZM10 131V132H9ZM15 131H17L16 133H13V132H15ZM19 131V132H18ZM59 131V132H60ZM70 132L69 133V135H67L68 133L67 132ZM126 131H127V133H126ZM159 131V132H158ZM236 132V134L235 133H233V132ZM3 132H4V134H3ZM58 132V133H59ZM80 134H79V133ZM108 134H107V133ZM111 132V133H110ZM134 133V134H132V133ZM203 132V133H202ZM214 132H212V133H214ZM221 132V133H220ZM250 132V133H249ZM8 133H10V134H8ZM12 133V134H11ZM19 133V134H18ZM23 133H24V135H23ZM38 133V134H37ZM42 133V134H41ZM64 133H67L66 135L64 134ZM77 133H78V136H80L82 139L81 140H74V141H72L73 139H75V138H78V136H76L77 135ZM120 133V134H119ZM131 133V135L133 136V137H135L134 135L136 134L137 136H138V138H136V139H133V137L132 136H130L129 134ZM152 133V134H151ZM157 133V134H156ZM158 133H160V134H162L161 136H160V134H159V136H158ZM181 133V134H180ZM183 133V134H182ZM198 133V134H197ZM223 133H225V135L227 136H225ZM240 133H242V134H240ZM246 133V134H245ZM8 134V135H7ZM112 134V135H111ZM115 134H117V135H115ZM178 134H177V136H178ZM222 134V135H221ZM227 134H229V136L227 135ZM12 135V136H11ZM23 135V136H22ZM47 135V136H46ZM126 135V136H125ZM131 137H129V136ZM151 135V136H150ZM220 135V136H219ZM237 135L238 136H240V137H238V138H234V137H237ZM247 135V136H246ZM258 135V136H257ZM9 136V137H8ZM15 136V137H14ZM18 136V137H17ZM33 136V137H32ZM46 136V137H45ZM68 136V137H67ZM107 136H115L114 138L116 139H114V138H110V139H108L107 140ZM116 136L118 137V138H116ZM120 136L122 137V138H120ZM128 136V137H127ZM136 136V137H137ZM156 136V137H155ZM186 136V137H185ZM189 136V137H188ZM233 136V137H232ZM245 136V137H244ZM257 136V137H256ZM67 137V138H66ZM159 137V138H158ZM205 137V138H204ZM224 137V138H223ZM226 137V138H225ZM230 137V138H229ZM249 138V140H247L248 138ZM253 137V138H252ZM23 138V139H22ZM34 138H35V141H34ZM42 138H45L46 140H47V138L49 139V141H48V143L49 142H52L53 143V141H54V143H53V145L52 144H48V143H45L44 144V146L42 145H39V141H40V139H42ZM119 138H120V140H119ZM221 138H223V139H221ZM233 140H232V139ZM245 138V139H244ZM25 139H27V141L25 140ZM33 139V140H32ZM89 140V141H86V140ZM115 141H114V140ZM124 139H125V141H127V144H126V142H123L124 141ZM128 139V140H127ZM145 139V140H144ZM204 139H206V140H204ZM225 139V140H224ZM237 139H240V142L241 141H245L244 143L243 142H241V144H240V142H238V141H234V140H237ZM251 139V140H250ZM11 140H15L16 142H18L17 143V145L15 144L14 146H13V149H12V147L9 149L8 148V145H9V142L11 141ZM25 140V141H24ZM57 140V141H56ZM86 141L85 143H83V141ZM192 140V141H191ZM204 140V141H203ZM221 140H223V141H221ZM6 141V142H5ZM20 141V142H19ZM46 141V142H47ZM55 141H56V143H55ZM63 141H65L66 143H64ZM70 141H72V142H70ZM82 141V142H81ZM90 141H91V144H93V146L90 144ZM94 141L96 142L95 144H94ZM140 141L142 142H144L145 144H147L146 145V148H145V144H143L142 143V145L140 146L139 144H136V142H138V143H140ZM211 141V142H210ZM251 141H253V142H251ZM8 142V143H7ZM30 142V143H29ZM60 142H61V145H60ZM107 142V143H106ZM117 143V145H116V143ZM121 142H123L122 144H120ZM154 142V143H153ZM158 143V144H156V143ZM236 142V143H235ZM238 142V143H237ZM75 143H77L76 145H75ZM115 143V144H114ZM201 143V144H200ZM207 143V144H208ZM228 143V144H227ZM243 143V144H242ZM249 143V144H248ZM27 144H28V146H27ZM70 144H73L71 147H69L70 146ZM78 144L81 146V147H79L78 146ZM84 144V145H83ZM106 144V145H105ZM141 144V143H140ZM218 144V145H217ZM6 145H7V148L9 149V151H8V153H6L5 154V151H3V150H7V148H5L6 147ZM23 147H22V146ZM47 145H49V149H47ZM65 145H67V147L65 146ZM98 145V146H97ZM101 145V146H100ZM125 145V146H124ZM136 145V146H135ZM154 145V146H153ZM157 145V146H156ZM159 145H161V147L159 146ZM229 145H230V149H229ZM248 145H250V146H248ZM47 146V147H46ZM60 146V147H59ZM63 146V147H62ZM78 146V147H77ZM82 146H84V147H82ZM88 146H89V149H88ZM101 148H100V147ZM122 146H124V148L123 149H125V147L126 146H133V148H134V154H133V158L131 157L130 159H133V160H135V161H137V160H140L141 162H142V167L143 168H148V167H150V170L152 171V174H151V171H148V170H146L148 173H149V175H148V179H147V177H144L145 178V180L143 179L142 181L141 180H139L137 177H135L134 175H132L131 174V172H129L127 169H129L130 168V165L128 166V168H127V164H124V166H120L121 164H123V163H126L125 161H126V159L124 158V156H122L121 154H120V152H121V149H122ZM153 146V147H152ZM228 146V147H227ZM235 146V147H234ZM25 147H27V149L25 150ZM51 147V148H50ZM58 147V148H57ZM99 149H98V148ZM114 147H116V149L114 148ZM137 147V148H136ZM144 147V148H143ZM152 147V148H151ZM165 147H167V148H165ZM217 148V151H216V148ZM24 150H23V149ZM28 148H34V150H33V152H36L35 154H37V155H34V156H32V154H33V152H32V150H30V149H28ZM35 148H36V150H35ZM40 148V149H39ZM43 148H45L44 150H42ZM56 150H54V149ZM64 148V149H63ZM71 149V151L70 150H68V149ZM91 148V149H90ZM155 148H158V149H155ZM161 148V149H160ZM163 148V149H162ZM225 148V149H224ZM3 149V150H2ZM22 149V150H21ZM53 149V150H52ZM65 150L66 151V153H64V151L63 150ZM80 149V150H79ZM102 149H103V151H102ZM140 149V150H139ZM147 149V150H146ZM151 149V150H150ZM153 149H155V150H153ZM224 149V150H223ZM228 150V152H227V150ZM28 150H30V152H29V154H28ZM39 150V151H38ZM61 150L63 151L62 153H61ZM87 150H89L90 152H88ZM96 152V153H93L94 151ZM167 150V151H166ZM223 150V151H222ZM230 150V151H229ZM2 151H3V155H1L2 154ZM41 151H45L46 153H45V155H44V153H42ZM52 151H54V152H52ZM70 151V152H69ZM82 151L84 152V153H82ZM91 151H93V152H91ZM148 152V154H147V152ZM155 151V152H154ZM163 151V152H162ZM217 152L216 153V156L215 157H213V158H215V160L212 158V161H211V163L209 164V163H207V165H205L206 163H204V160H205V158H208L213 152ZM232 151V152H231ZM259 151V152H258ZM14 152V153H13ZM69 154H68V153ZM106 152V153H105ZM161 152H162V154H161ZM192 152V151H191ZM199 152V153H198ZM57 153H58V155H57ZM71 153V154H70ZM77 153V154H76ZM94 155H93V154ZM139 153H140V155L142 156V157H140V155H139ZM154 153V154H153ZM7 154H8V157H7V159H6V156H7ZM20 154H22V156L20 155ZM30 154H31V156L33 157H30ZM56 154V155H55ZM64 154V155H63ZM73 154V155H72ZM74 154H76L75 155V157H74ZM158 154H161L160 156L158 155ZM195 154V155H194ZM198 154V155H197ZM209 154V155H208ZM9 155H11V156H9ZM70 155V156H69ZM72 155V156H71ZM85 155H86V158H85ZM100 156L99 158L97 157L96 159H100L99 160V163H96L95 161H97L96 159H95V157L96 156ZM106 155V156H105ZM143 155H144V157H143ZM232 155H234V156H231ZM253 155H255V157L253 156ZM45 156V157H44ZM53 158H52V157ZM80 156V157H79ZM109 156V159L108 158H106V157H108ZM118 156V157H117ZM145 156H147V158L145 157ZM150 156V157H149ZM222 156H224V157H222ZM31 158V160L30 161H32V166L30 167V165L27 163L28 162V160ZM37 157H39V158H37ZM47 157H50L49 159L47 158ZM65 157V158H64ZM77 157V158H76ZM78 157H79V160H78ZM138 157H140V158H138ZM252 157H253V160H252ZM260 157V158H259ZM27 158V159H26ZM46 158V159H45ZM90 158V159H89ZM94 158V159H93ZM102 158V159H101ZM135 158V159H134ZM158 158V159H157ZM162 158V159H161ZM200 158V159H199ZM204 158V159H203ZM3 159H5V160H3ZM66 159H67V161H66ZM76 159V160H75ZM84 159H86V160H84ZM87 159H89V160H87ZM108 159V160H107ZM124 159V160H123ZM129 158H128V160H130ZM166 160V162H167V164H165V160ZM170 159V160H169ZM2 160V161H1ZM17 160H19V161H17ZM58 160V162L60 163H58V162H55V161H57ZM61 160V161H60ZM72 160H74V161H72ZM91 160V161H90ZM93 160H95L94 162H93ZM102 160V161H101ZM162 160V161H161ZM168 160V161H167ZM191 160V161H190ZM208 160V159H207ZM213 160H214V162H213ZM258 160V161H257ZM75 161H78V162H75ZM86 161V162H85ZM144 161V162H143ZM164 161V162H163ZM198 161V163H195V162H197ZM246 161V162H245ZM256 161V162H255ZM48 164H47V163ZM54 162V163H53ZM68 162V163H67ZM69 162H71L72 164H69ZM82 162V163H81ZM92 162V163H91ZM132 162V161H131ZM146 162H149V165H148V163H146ZM168 162H171L170 164L168 163ZM232 162H233V164H232ZM237 162V163H236ZM41 163V164H40ZM43 163V164H42ZM78 163H81V164H78ZM89 163H91L90 165H89ZM104 163V164H103ZM110 164V166L111 167H113V169H115L114 168V166H115V164L114 163H116V166H118V167H123V168H125V170L123 169V168H119L121 171H126V173H125V175L126 176H122L124 173V171L122 172L123 174H121V171L119 170V175L117 174L116 175V170L118 171V168L117 169H115L114 171L113 170H111L112 168L109 166V164ZM121 163V164H120ZM159 163V164H158ZM242 163H243V165H242ZM248 163V164H247ZM19 165V166H17V165ZM26 164H28L29 166L28 167H30L31 169H29V168H27L25 165ZM66 164V165H65ZM73 164H77L78 166H75L74 165V167H75V170H74V167L73 168H71L72 167V165ZM88 164V165H87ZM96 164H98V165H101V166H99L98 167V165H96ZM106 164H108V166L110 167H108ZM113 164V165H112ZM120 164V165H119ZM22 165L25 167V168H27V171H28V173H27V171H25L24 169V167L22 168ZM38 165V166H37ZM45 165H47V166H45ZM157 165H159L160 167H157ZM162 165V166H161ZM163 165H165L166 167H164ZM169 165L170 166H172L171 168L169 167ZM247 165V166H246ZM13 166V167H12ZM62 166H66L65 168H63ZM87 166V167H86ZM102 166H103V168H106V169H104L103 170V168H102ZM126 166V167H125ZM146 166V167H145ZM218 166V167H217ZM238 166H240V168L238 167ZM18 167V168H17ZM40 167V168H39ZM46 167V168H45ZM60 167H62V168H60ZM80 167H81V169H80ZM243 167V168H242ZM247 167V168H246ZM6 168H8V169H6ZM15 168H16V170H18V171H15ZM36 168V169H35ZM44 170V171H42V169ZM57 168V169H56ZM67 168H70V169H72V170H70V169H68L67 170ZM86 168H89L88 170L86 169ZM94 170H93V169ZM96 168V169H95ZM102 168V170L100 171L99 169H101ZM108 168V169H107ZM161 168H163L164 169V173H162V172H160V171H163V170H160ZM198 168H199V170H198ZM213 168V169H212ZM233 168V169H232ZM11 169H13L14 170V172L16 173V176H15V173L13 174L14 175V178H12V179H14L13 181H12V179H11V177H12V174H10V172L11 171H13V170H11ZM40 169V170H39ZM86 169V170H85ZM92 169V170H91ZM193 169V170H192ZM202 169V170H201ZM209 169V170H208ZM6 170H7V172H6ZM11 170V171H10ZM20 170V171H19ZM23 170H24V173H23ZM62 170H63V172H62ZM158 170H160L159 172L161 173L160 174V176L161 177H155V175L154 174H157L158 172ZM211 170V171H210ZM219 170V171H218ZM240 170V171H239ZM30 171H32V173L29 175V177H28V174L30 173ZM40 171H42V172H40ZM67 171V173H65V172ZM69 171V172H68ZM72 171H75V172H73L74 174H72ZM80 171V172H79ZM94 171H99L98 172V177H96V179L97 178H99L100 176L102 177L103 176V178H102V180L104 179V176H108V174H109V177H110V183H112L111 185H110V183H108L109 182V177L108 178H106L105 177V179L106 180H108V182L106 181H102L100 178V180H101V182H99L100 180L99 179H97V181H96V179H95V176L94 177H92L93 176V174L95 173ZM169 171V172H168ZM179 171V170H178ZM205 171V172H204ZM223 171V172H222ZM227 171H229V172H231V173H228ZM20 172H22V173H20ZM39 172V173H38ZM100 172H101V174H100ZM171 172H173L172 174H171ZM203 172V173H202ZM212 172V173H211ZM233 172H237V175H236V178H237V176H238V178H240V176L239 175H241V176H243L242 177V181H239L238 180V178L236 179L235 177L232 179V177L233 176H235V175H233L234 173ZM241 172H243V173H241ZM20 173V174H19ZM27 173V174H26ZM60 173V174H59ZM63 175H62V174ZM65 173V174H64ZM81 175H80V174ZM104 173V174H103ZM111 173V174H110ZM115 173V174H114ZM169 173H170V175H171V177H172V180H171V182H170V179H168L169 177H170V175H169ZM178 173V172H177ZM176 173V174H177ZM206 173H207V176H206ZM210 173V174H209ZM241 173V174H240ZM10 174V175H9ZM27 176H26V175ZM35 174H37V175H35ZM43 174V175H42ZM48 174H50L49 176H48ZM52 174H56L57 176H58V174L60 175V176H58V178H57V176L55 177V175H54V177H53V175ZM72 174V175H71ZM85 174V176H83V175ZM100 174V175H99ZM121 174V175H120ZM202 174V175H201ZM205 174V175H204ZM229 176V177H231V179L233 180V181H235L234 183L233 182H231V180H230V178L229 177H227V175ZM243 174V175H242ZM25 175V176H24ZM95 175V174H94ZM116 175V176H115ZM131 175H132V178H129V177H131ZM208 175H210V176H208ZM217 175V176H216ZM10 176V177H9ZM23 176V177H22ZM36 176V177H35ZM52 176V177H51ZM81 176V177H80ZM87 176H88V178H91V180L92 181H94L93 183H92V181L89 179V182H85V181H83L84 179L86 180L87 179ZM97 176V175H96ZM159 176V175H158ZM183 176H185V177H183ZM2 177V176H1ZM28 177V178H27ZM30 177H34L33 179L31 178V179H29ZM51 177V178H50ZM65 177V178H64ZM79 177V178H78ZM82 177H83V179H82ZM126 179H124V178ZM151 179H150V178ZM166 177V178H165ZM210 177V178H209ZM218 178L219 179V181L221 182L222 181V183H220V184H218L219 183V181H218V183H214V182H217V180L216 179H214V178ZM220 177V178H219ZM246 177V176H245ZM19 178V179H18ZM21 178V179H20ZM47 178H48V180H47ZM53 178H56V179H54V180H56V181H54V180H52ZM80 178H81V180H80ZM153 178H155L156 180V182L154 181V180H152ZM177 178H180V180L179 179H177ZM186 178V181H187V183L188 182H190V183H194L195 184V187L194 188H192V191H195V192H197V194L195 195L196 197H193L192 196V198H189L188 196H190V194H192V191H188L189 190V188L188 187H185V185L187 184H185L184 183V186H182V185H180L179 184V182H182L184 179ZM213 180V185L215 184L216 186H218L217 188H216V190H214L213 188H212V186H211V184H210V187L213 189H209V187H207L206 186V184L208 183V181L210 182V180ZM212 178V179H211ZM229 178V179H228ZM25 179V180H24ZM66 179V180H65ZM67 179H68V181H67ZM128 179H130V181L128 180ZM175 179H177L179 182L177 183V182H175L174 184L172 183L173 182V180H175ZM183 179V180H182ZM224 179H226V180H224ZM243 179H245V180H243ZM17 180V181H16ZM18 180H20V181H18ZM46 180V181H45ZM99 180V181H98ZM122 180H124L123 182H125V183H121L122 182ZM135 180H136V182H135ZM216 180V181H215ZM10 181V182H9ZM25 181V182H24ZM27 181H29V183L30 184H32V185H30ZM53 181V182H52ZM59 183H58V182ZM63 181H67L68 183L67 184H65L66 182H63ZM74 181V182H73ZM86 181H88V179L86 180ZM127 181H128V183H127ZM135 182L134 184H132V182ZM144 181H146V185H145V183H142V182H144ZM148 181H151V182H148ZM185 180H184V182H186ZM199 181V182H198ZM207 181V182H206ZM225 181V182H224ZM244 181V182H243ZM247 181V182H246ZM8 182V183H7ZM12 182V183H11ZM14 182V183H13ZM17 182V183H16ZM41 182H43V183H41ZM52 182V183H51ZM61 182V183H60ZM63 182V183H62ZM103 182V183H102ZM142 184H141V183ZM148 182V183H147ZM167 182V183H166ZM172 183V184H170V185H167V184H169V183ZM206 182V183H205ZM227 185L228 183V186H227V188L225 189V190H223L224 188H225V186H223V184L224 183ZM228 182V183H227ZM239 182V183H238ZM240 182H241V184H240ZM25 183V184H24ZM27 183V184H26ZM55 183V184H54ZM99 183V184H98ZM107 183V184H106ZM121 183V184H120ZM127 183V184H126ZM138 183L139 184H141V185H138ZM165 183H166V185H165ZM177 183V184H176ZM183 183V182H182ZM189 183V184H190ZM203 183L205 184V185H203ZM211 183V182H210ZM233 183V184H232ZM245 183H247V184H250L251 186H248L247 184H245ZM14 184H15V187H14ZM41 184H43V185H41ZM46 184V185H45ZM55 185V188H54V185ZM65 184V185H64ZM70 184V185H69ZM89 184V185H88ZM110 185L111 186V188H110V186H106L107 188H109L108 189V191H112V192H114V193H112L111 192V194H113V195H111V196H113V198H116V197H119V198H121L120 199V201L119 202H121L122 201V203H123V205H124V209H123V211H120V212H118V213H116V207L115 206H112L111 208H109L108 206H107V204H108V200H107V196H105L104 198H105V201H106V203H105V205H104V203L102 202V204L100 205V207H97V208H95V207H93V208H95V210L97 211H95L96 213H97V215H98V217H100L99 218V220L100 221H98V226H97V228L96 229H98L99 231L101 230V227H102V229H104L105 227H106V225H107V222H108V220H110L111 218H112V215L114 214V213H116V215L118 216L117 217V223H116V228L114 227V228H112V229H108L107 231L109 232V235H107V233L108 232H105V239H104V241L108 244V246H107V249L106 250H97V252H95V250L93 251V249L92 248H90L89 247V242L90 241H88V239H92V238H94L95 237V234H96V231H93L92 230V232L89 230H86L87 228H85L87 225H86V222H84L83 221V223H85V227H83L84 226V224H82L81 223V225H80V222H82L81 220H83V219H80V217H79V215H77L78 216V218L79 219H77V216H76V214H74V212H73V210H72V208L74 209V206H75V204L76 203H78V201H80V203L79 204H82L81 202H84L85 200L82 198V197H84V196H81L80 195V191H83V193H82V195L85 193L86 194V196L89 194V192H91V190L90 189H93V192L95 191V192H97V191H99V193H102V194H104L107 190H106V188H102V186L103 187H105L104 185ZM114 184V185H113ZM118 184V185H117ZM120 184V185H119ZM125 184V185H124ZM131 184H132V187H136V186H138V187H136V188H130L131 187ZM199 184V185H198ZM29 185V186H28ZM63 185V186H62ZM72 185V186H71ZM84 185H85V188H84ZM86 185H88V187H90V185H91V188H89V189H87V187H86ZM96 185H97V187H96ZM117 185V187H119V188H116V187H113V186H116ZM127 185H129L130 187H128ZM135 185V186H134ZM220 185V186H219ZM237 185V186H236ZM23 186V187H22ZM52 187V189L54 188L55 190L56 189H59V193L58 192H56L54 189V191L52 190V189H50L49 188V192H48V194H47V190H48V187ZM101 186V187H100ZM120 186H124V188H122L121 190H119L120 189ZM127 186V187H126ZM140 186L142 187V188H140ZM156 186V187H155ZM166 186V187H165ZM169 187V189H171L170 190V192L171 193H169V190H167L168 189V187ZM175 186H177L176 188H175ZM178 186H182L183 188H181V187H178ZM209 186V185H208ZM223 186V187H222ZM234 186V187H233ZM247 186V187H246ZM61 187V188H60ZM94 187H96V190H94ZM101 189H100V188ZM147 187V189L146 190H148V192L150 191V189L152 188V189H156V190H158V191H153L152 189V191H150L151 192V195H152V197H153V201H148L146 204H148V205H146V204H144L145 206H148V207H145L144 206V208L142 209V207L141 206H139V205H137V203H133V201H132V199H133V197H134V195L133 194H135V193H133V191H136L137 192V194H139V192H142L141 193V195L139 194L138 196H140V197H142V196H147L149 193L147 192V195H146V191H145V188ZM164 187V188H163ZM171 187V188H170ZM240 187V188H239ZM244 187V188H243ZM249 187H251V188H249ZM253 187V188H252ZM2 186H0V192L2 191ZM66 188V189H65ZM99 190H98V189ZM114 188V189H113ZM125 188H128L129 189V192L128 193H133V194H129L128 196L129 197H131L132 199H130L128 196H127V193H125V197H123V194H124V189ZM28 189V190H27ZM47 189V190H46ZM68 189H70L69 191H68V193H67V190ZM71 189H72V191H73V193H75V197H74V195L72 194V191H71ZM143 189V190H142ZM165 189V190H164ZM178 189V190H177ZM182 190V191H180V190ZM188 191H186V190ZM197 191H196V190ZM241 189V190H240ZM29 190H31V191H29ZM85 190V191H84ZM116 190V191H115ZM123 190V191H122ZM160 190V191H159ZM232 190V193H234L235 194V191H236V195L235 196H231L230 194L231 193H229L230 191ZM52 191V192H51ZM62 191H64V192H66V193H62ZM88 193H87V192ZM117 191H122V193H119V192H117ZM125 191H127V190H125ZM132 191V192H131ZM162 191H163V193H165V194H163L162 195ZM184 191H185V194L186 193H188V196H187V194H186V196H187V199L189 198V199H191V200H187L185 197V195L183 194L182 195V193H184ZM200 191V192H199ZM210 191V192H209ZM245 192L244 194H246L245 196L246 197H240L239 196V192ZM253 191H255V192H253ZM3 192H5L4 190H3ZM3 192H1L0 194V203L3 205H1L0 204V213H6L7 211H10V209H9V205L6 203H4L5 201H6V199L9 197V193L6 191V193H3ZM54 192V193H53ZM117 194H116V193ZM172 192H174V193H172ZM216 193V195H215V193ZM252 193L253 192V194L254 195H252V197H249V193ZM3 193V194H2ZM49 193H51L50 194V196H49ZM57 193V194H56ZM62 193V194H61ZM167 193V194H166ZM169 193V194H168ZM199 193H201V195H198ZM206 195H208V197H210V198H208V197H206L205 196V194ZM212 194V195H210V194ZM5 194V195H4ZM30 194V195H29ZM72 194V195H71ZM84 194V195H85ZM106 194V193H105ZM109 194H110V192H109ZM115 194H116V196H115ZM170 194H172V195H170ZM176 194H179L178 196L179 197H182L183 198V200H182V202H181V200H180V198H178V196H177V199H176ZM203 194V195H202ZM233 194V195H234ZM51 195H53L52 197H51ZM65 195H66V197H65ZM76 195H78V201L77 200H75L74 201V199H76L77 197H76ZM174 195H175V197H174ZM221 196L222 198H218V196ZM230 195V196H229ZM48 196V198L50 199V201L48 200V198H46ZM57 196V197H56ZM58 196H60V197H58ZM115 196V197H114ZM122 196V197H121ZM137 195L135 194V197H136ZM197 196H199V200H196V199H198V197ZM216 196H217V198H216ZM239 196V197H238ZM248 196V197H247ZM254 196V197H253ZM56 197V198H55ZM71 197H74V198H72V200L75 202V204L74 205H72V201H71ZM135 197H134V199H135ZM163 197V198H162ZM191 197V196H190ZM203 197H204V199H203ZM206 197V198H205ZM226 197H229V198H226ZM53 198V199H52ZM70 198V199H69ZM184 198H185V200H184ZM210 199V200H212V198H213V202H214V204H213V202L211 203V201L210 202H208L209 200L208 199ZM231 198H232V200H231ZM238 198H240L239 200H237ZM253 198V199H252ZM259 198V199H258ZM67 199V200H66ZM137 200L138 199H140V198H136ZM163 199V200H162ZM194 199V200H193ZM201 199V200H200ZM223 199V200H222ZM230 199V201H232V202H227V200H229ZM249 200V201H247V200ZM257 200L258 202L256 203V201L255 200ZM54 200V202H52ZM84 200V201H83ZM154 200H156V201H154ZM169 200H171V202L169 201ZM175 200H177V201H175ZM208 200V201H207ZM219 200L220 201H222V202H219ZM235 200V201H234ZM132 203H131V202ZM139 201V200H138ZM159 201V202H158ZM165 203H164V202ZM178 201H180V202H178ZM185 201H189L195 208H196V212L195 213H193V214H191V216L190 217H186V216H184L183 218H182V220L180 219L181 218V216L183 215L182 214V212H181V210L179 209L180 208V206L181 205H183L184 203H185ZM201 201V202H200ZM225 201L228 203H225ZM253 201V202H252ZM19 202V201H18ZM23 202V203H22ZM25 201H23V200H21L20 202H19V204H25L24 203ZM49 204H48V203ZM59 202V203H58ZM60 202H62L63 204H61ZM69 202H72L71 204L69 203ZM85 202H88L87 203V205L89 206V204L92 206L93 204H91V203H93L92 201L89 203V201H85ZM95 202V201H94ZM169 202H170V204H169ZM198 202H200V203H198ZM223 202L226 204V205H228V206H226V207H229V209L228 208H225V205L223 204ZM237 202V203H236ZM69 203V204H68ZM126 203V204H125ZM150 203H151V205H150ZM163 205V207L165 208V210L167 211V210H169L168 212L169 213H167V212H165L164 211V209L162 208V206H161V204ZM168 203V204H167ZM171 203H173V204H171ZM175 203V204H174ZM177 203V204H176ZM209 203V204H208ZM218 203V206H216V204ZM219 203L221 204V207L223 206V209H220L221 207H220V205H219ZM233 203V205L231 206V204ZM254 203V204H253ZM5 204V205H4ZM56 206H55V205ZM69 206H68V205ZM85 205H86V203H84ZM153 204V205H152ZM155 204V205H154ZM160 205V207L162 208V210L159 208V205ZM165 204V205H164ZM203 204H204V206H203ZM205 204H206V206H205ZM223 204V205H222ZM235 204V205H234ZM249 204H250V206H249ZM50 205H53L52 206V209L50 210V208H51V206ZM66 206L65 208H60V206ZM72 205V206H71ZM103 205V206H102ZM168 205V206H167ZM173 205V206H172ZM175 205V206H174ZM214 205V206H213ZM242 205H244V206H242ZM255 205H257V206H255ZM55 206V207H54ZM102 206V207H101ZM158 206V207H157ZM234 206V207H233ZM236 206H238V207H236ZM259 206V207H258ZM53 207L55 208L54 210L55 211H52L53 210ZM57 207V208H56ZM71 207V208H70ZM87 207V206H86ZM105 207V208H104ZM141 209H140V208ZM169 209H168V208ZM178 207V208H177ZM216 207H218V208H216ZM230 207H233L232 209H230ZM67 208V209H66ZM92 208V209H93ZM159 208V209H158ZM178 210H177V209ZM216 208V209H215ZM259 208V209H258ZM50 211H49V210ZM59 209V211H57ZM64 209H65V211H64ZM69 209V210H68ZM173 209H175V210H173ZM60 210H61V212H60ZM63 210V211H62ZM124 210H125V214H124V216H123V214H122V212L124 213ZM158 210V211H157ZM160 210H161V212H160ZM186 210V209H185ZM217 210V211H216ZM232 210V211H231ZM236 210V211H235ZM2 211V212H1ZM72 213L71 215H73V216H75V217H73V219H71L70 218V212ZM106 211V214H108L109 215V213H107V212H110L111 214H110V217L111 218H106V216L107 215H104L105 212ZM164 211V212H163ZM171 211V212H170ZM178 211V212H177ZM228 211H230V212H228ZM55 214H54V213ZM62 212H65V214L63 213V215L61 214ZM69 212V213H68ZM100 212H102V213H100ZM135 212V213H134ZM147 212V215L146 214H143V213H146ZM149 212V213H148ZM160 213L158 216L157 215H155L156 213ZM176 212H177V214H176ZM206 212H207V215H206ZM232 212V213H231ZM113 213V214H112ZM135 215V214H137V215H142L143 217L144 216H146L145 218H142V219H140L141 217L140 216H137V217H139V218H137L136 217V215L134 216L133 214ZM139 213V214H138ZM142 213V214H141ZM151 213V214H150ZM153 213H155L154 214V216H151V219L148 217V216H150V215H153ZM164 213L166 214V215H164ZM170 213H174V214H170ZM179 213H180V215H179ZM52 214V215H51ZM119 214V215H118ZM195 214V216L193 217L192 215H194ZM121 215V217L119 218V216ZM132 215H133V217H132ZM161 215H163V216H165L167 219H165V217L162 219V217H161ZM180 216V218H179V216ZM206 215V216H205ZM123 216V217H122ZM161 218H160V217ZM172 216H174L175 218H176V216L178 217V220H177V218L175 219V221L173 220V224H175L176 225V220L178 221L177 222V225L176 226H178L179 224V226L178 227H174L173 225V227H171V226H169L170 224H172L171 222L170 223H168L169 221H172V220H170V219H172ZM213 216V217H212ZM108 217V216H107ZM136 217V218H135ZM147 217H148V220H147ZM152 217H153V219H152ZM157 217V218H156ZM203 217V218H202ZM207 217V218H206ZM50 218V219H49ZM70 220H69V219ZM122 218H124L123 220H122ZM134 218V219H133ZM185 218V219H184ZM186 218H187V220H186ZM202 218V219H201ZM231 218V219H232ZM239 218V219H238ZM57 219V220H56ZM137 219V220H136ZM145 219V220H144ZM155 219H156V221L158 220L159 222V224H156V221H155ZM183 219L185 220V222L183 221ZM204 219V220H203ZM234 219V218H233ZM232 219V220H233ZM16 220V221H15ZM134 220H135V222H134ZM140 220V221H139ZM161 220L163 221V223H161ZM167 220V221H166ZM18 221V222H17ZM144 221V225H142V222ZM164 221H166V222H164ZM181 221V222H180ZM189 221V222H188ZM14 222H16L15 224H14ZM63 222H64V224H63ZM79 222V223H78ZM100 222H102V224L100 223ZM139 222H141V223H139ZM61 223V224H60ZM67 223H69V224H67ZM76 223H78V224H76ZM99 223H100V225H99ZM139 223V224H138ZM186 223V224H185ZM192 223V224H191ZM62 224H63V227H62ZM67 224V225H66ZM77 226H76V225ZM133 224V225H132ZM134 224H135V226H134ZM143 226H141V225ZM160 224H161V226H160ZM164 224V225H163ZM228 224V225H227ZM16 225H20V226H16ZM32 227H30V226ZM56 225V226H55ZM57 225H61L60 227L58 226L57 227ZM64 225H65V227H64ZM75 227H74V226ZM132 225V226H131ZM182 225H185V227H183L184 229H186V232H185V230H183L182 229V231H180L179 232V229L182 227ZM195 225V226H194ZM2 226H4V227H2ZM10 226V227H9ZM11 226H14V227H11ZM15 226H16V228H15ZM22 226H23V228H22ZM48 226H50V227H48ZM69 226H71V228L69 227ZM117 226L119 227V229L117 228ZM136 226H138V227H136ZM194 226V227H193ZM20 229H18V228ZM25 227V228H24ZM47 227V228H46ZM54 227H57V228H54ZM147 229H146V228ZM180 227V228H179ZM199 228V229H196V228ZM36 230H34V229ZM44 228H46V229H44ZM51 228H53L52 230H51ZM63 230H65L68 234H64V233H62V229ZM68 228V229H67ZM85 228V229H84ZM120 228H122L121 230H120ZM135 229L134 230V232L136 231H140V232H142L143 233V229H144V232L146 231V233H143L144 235L142 236V237H136V233H133V230L132 229ZM140 230H139V229ZM14 229V230H13ZM30 229H33V230H30ZM39 229L40 230H42V232L44 233V234H41L42 232L40 231L39 232ZM50 229V230H49ZM70 229V230H69ZM115 229V231H113ZM125 229V230H124ZM129 229L130 230H132V233H131V231H129ZM178 229V230H177ZM257 229V230H256ZM18 230H19V232H18ZM22 230V231H21ZM44 230V231H43ZM48 230H49V232L51 231V233L53 232L54 233V235L56 234V236H54V235H51V237H50V235H49V232H48ZM59 230V231H58ZM86 230V231H85ZM98 230H97V232H98ZM148 230V231H147ZM197 230V231H196ZM230 230H232V233H231V231ZM234 230V231H233ZM11 231H12V234L14 233V235H15V237L11 234ZM15 231V232H14ZM16 231L19 233V234H21L22 235V233H23V235L21 236V237H23L24 235H28L27 236V238H26V236H24L23 238H21L20 237V235L18 236L17 235V233H16ZM21 231V232H20ZM26 231V232H25ZM45 231H47V232H45ZM56 233H55V232ZM64 231V232H65ZM71 231V232H70ZM85 231V232H84ZM121 231V232H120ZM167 231V232H166ZM178 231V232H177ZM195 231V232H194ZM261 231V232H260ZM3 232V233H2ZM7 232V233H6ZM25 232V233H24ZM36 232V233H35ZM59 232L60 233H62L61 235H63L64 237L66 236V238H62L61 237V235L59 234ZM83 232H84V234H83ZM112 232V233H111ZM118 232V233H117ZM120 232V233H119ZM148 232V233H147ZM171 232H172V234H171ZM184 232V233H183ZM231 234H230V233ZM31 233V234H30ZM34 233V234H33ZM45 233H47L46 235H45ZM76 233L78 234V236H76ZM115 233V234H114ZM178 233H179V236H178ZM182 233H183V235H182ZM226 235H225V234ZM263 233V234H262ZM11 234V235H10ZM40 234V235H39ZM73 234H75L74 236H73ZM125 235V237H124V235ZM130 234H132V235H130ZM165 234V237L163 236ZM167 234V235H166ZM170 234V235H169ZM230 234V235H229ZM254 234V235H253ZM261 234V235H260ZM6 235L7 236H9L10 238H11V236H13V238H16L17 237V239H9V237H6ZM42 235V236H41ZM43 235H44V237H43ZM57 235H59L58 237H57ZM68 235V236H67ZM129 235H130V237L132 236H134V238H136V239H134L133 238V240L132 239H129L128 240V238H129ZM180 235L182 236V237H180ZM185 235V236H184ZM205 235H207V234H205ZM213 235H214V237L216 238L214 241L216 242V243H218V241H219V252H217L216 253V255L213 257V259L217 262V264H245V262H246V264H250L251 263V257H253L252 259H254L255 257V262L253 263V264H260L261 262H263V263H261V264H264V250H262V248H261V246L262 245H264L263 244V242H264V224L263 223H257V225H256V227L253 229V233L251 234V236L249 237V239H248V242H247V247H244V245H243V243H242V241L239 239V236L238 235H236V233H235V228L233 227V223H230V221L228 220V219H225V220H223V221H221V226H220V229H219V232L217 233H215V232H213ZM217 235V236H216ZM228 235V236H227ZM2 236V237H1ZM31 236H33V238H30ZM80 236V237H79ZM107 236H108V238H107ZM111 236H113V237H111ZM126 236L128 237V238H126ZM146 236V237H145ZM157 236V237H156ZM160 236V237H159ZM189 236V237H188ZM28 237H29V239L31 240H29L28 239ZM35 237V238H34ZM47 237H49V238H47ZM75 237H79V238H75ZM92 237V238H91ZM115 237H124V238H122V241H120L121 239H119V238H115ZM145 237V238H144ZM167 237L169 238L170 237V240H171V238H172V240H175L177 243H175L176 244V248H175V244H174V246H173V243H172V240L170 241L169 239H167ZM180 237V238H179ZM187 237V239H185ZM196 237V238H195ZM3 238H5V241L6 242H8V243H6L5 241H4V239ZM20 238V239H19ZM38 238V239H37ZM40 238V239H39ZM45 238V240H43ZM81 238V239H80ZM83 238V239H82ZM84 238H85V240H84ZM88 238V239H87ZM113 238V239H112ZM146 238H148V239H146ZM183 238V239H182ZM226 240H224V239ZM233 238V239H232ZM7 239V240H6ZM8 239H9V241H8ZM19 239V240H18ZM23 239V240H22ZM24 239H26V240H24ZM32 239H34L35 240V244L34 243H31L32 241H34V240H32ZM116 239V240H115ZM125 239V240H124ZM137 239H139V240H141V243H143V244H147V245H143V248L141 249V250H139L138 252H134L133 253V251H132V249L135 247V244L136 243H134V242H136L137 241ZM162 239V240H161ZM165 239V240H164ZM178 239V240H177ZM181 239H182V241H181ZM218 239H220V240H218ZM232 239V240H231ZM20 240H21V243H23L22 241H24L25 242V244L23 243V245H25L26 246V248H21L20 246H18V245H20ZM41 240H43V241H41ZM75 240V241H74ZM77 240V241H76ZM79 240H80V242H83V243H80L79 242ZM113 240H115V241H117V242H115V241H113ZM135 240V241H134ZM143 240V241H142ZM148 240V241H147ZM153 241L155 244H157L156 242H158V240H160L159 242H158V244L157 245H160L159 247L157 246V245H155L154 243H149V242H151V241ZM166 240H168V241H166ZM253 240V241H252ZM12 243H11V242ZM17 241V243H15ZM40 243H39V242ZM49 241V242H48ZM53 242V243H50V242ZM88 242V245L86 246V244L87 243H85V242ZM156 241V242H155ZM164 241H166V242H168L169 243V246L170 247H168V245H166V242H164ZM181 241V242H180ZM203 241V242H202ZM233 243H232V242ZM235 241H239V242H235ZM241 241V242H240ZM261 241V242H260ZM9 242L12 244H9ZM38 242V243H37ZM78 242V243H77ZM109 242V243H108ZM111 242L114 244V245H116V247L115 248H109V245H112L111 244ZM145 242V243H144ZM171 242V243H170ZM221 242V243H220ZM235 242V243H234ZM259 242V243H258ZM16 245H15V244ZM19 243V244H18ZM30 243H31V246H30ZM73 243V244H72ZM82 244V245H85L86 247H89L90 249H92L91 250V252H92V255L93 256H89L90 258H88V256L87 257H84V253H85V249H87L85 246H82L81 247V249H77L78 247H80V244ZM85 243V244H84ZM149 243V244H148ZM164 243V244H163ZM167 243V244H168ZM180 243V244H179ZM193 243V244H192ZM228 243H231V244H228ZM240 243V244H239ZM1 244H8L9 246H10V248H9V246H7L8 248H6V245H5V248L6 249H3V247L4 246H2ZM48 244H49V246H48ZM51 244V245H50ZM59 244V245H58ZM67 244H70V245H67ZM74 244H77V246L76 245H74ZM127 244H128V247H127ZM129 244H131L132 246H131V248H130V245ZM150 244H152V245H150ZM224 247H221V245ZM230 246H228V245ZM236 244V245H235ZM239 244V245H238ZM258 244H259V246H258ZM14 245V246H13ZM34 245H36V246H34ZM57 245H58V247L61 245V250L59 249V248H57ZM63 245H64V248L67 246V248H65L64 250H62L63 249ZM74 245V246H73ZM79 245V246H78ZM165 245V247H168V251H169V253L171 252H175L174 253V257H173V255L172 256H170L169 254H168V252L166 251L167 249L165 248V247H163ZM179 245V246H178ZM188 245V246H187ZM194 245H197V246H199V247H195ZM226 245V246H225ZM238 245V246H237ZM256 246L257 247V249H256V247H254V246ZM43 246V247H42ZM68 246H70L71 248H73V249H71V248H68ZM154 246V247H153ZM162 246V249L160 248ZM171 246H172V248H175V250H171ZM178 246V247H177ZM181 246L183 247V246H187L186 248H181ZM235 246H237V247H235ZM253 246V247H252ZM15 247V248H14ZM37 247V248H36ZM57 249H56V248ZM74 247H76V248H74ZM121 247V248H120ZM181 249H183L182 251H184V252H181L180 250V248ZM191 247H192V249H191ZM195 247V248H194ZM228 247V248H227ZM234 248V250H235V252H236V250L237 249H241L242 248V252H238L237 251V253H234V251H233V248ZM251 249L250 251L248 250L249 248ZM258 247H260V248H258ZM1 248L3 249V250H1ZM33 248V249H32ZM52 248V249H51ZM82 248H84V250L82 249ZM123 248V249H122ZM127 248H128V250H127ZM157 250V252H156V255H155V249ZM158 248H160V249H158ZM164 248H165V251H164ZM187 248H189V249H191L190 251H189V249H187ZM198 248V249H197ZM199 248H201V249H199ZM245 248V249H244ZM7 249H9V250H7ZM13 249H14V251H13ZM54 249H56V250H54ZM109 249L111 250L110 252H109ZM117 249H119V250H117ZM122 250V252H126L127 251V254H128V256L129 257H131L130 258V260H129V258H128V256L127 257H124L123 258V255L125 254V255H127L126 253H121L120 251ZM126 249V250H125ZM131 249V250H130ZM179 250V252H181L180 253V255H179V253L178 252H176V250ZM223 249H225V250H223ZM247 249V250H246ZM6 250H7V252H6ZM47 250V251H46ZM69 250V251H68ZM75 250H76V252H75ZM108 250V251H107ZM118 251L117 252V254H115L116 252L115 251ZM159 250V251H158ZM161 250V251H160ZM190 252V253H188V251ZM230 250H231V252H230ZM245 250V251H244ZM22 251H23V253H22ZM52 251V252H51ZM54 251V252H53ZM65 251V252H64ZM77 251H78V253H77ZM87 252H88V249L86 250ZM112 251L114 252V255H113V253H112ZM130 251V252H129ZM145 251V252H144ZM149 251V252H148ZM194 251V252H193ZM224 251H225V253L227 252L228 254H229V252H230V254H229V256H231V257H229L228 256V254L226 253V256H225V253H224ZM252 251V252H251ZM7 253V254H5V253ZM13 252H15V254H13ZM40 252H41V254H40ZM48 252V253H47ZM56 252V253H55ZM63 252V253H62ZM69 252L70 253V255H69V253L67 254V253ZM82 254V256H81V254ZM104 252L107 254H104ZM129 252V253H128ZM158 252H160L159 254H158ZM163 252H166L165 254H163ZM233 252V253H232ZM248 252H249V254H248ZM254 252V254L255 253H257L256 255H254V254H252ZM261 252V253H260ZM26 253H28V255L26 254ZM29 253H31V255L33 256V258H34V260H33V258H32V256L31 255H29ZM53 253V254H52ZM59 253V254H58ZM62 253V254H61ZM66 253V257L64 256V254ZM71 253H73V254H71ZM97 253V254H96ZM132 253V254H131ZM141 253H143L142 255L144 256V253H145V256L147 255L148 257V259L147 260H141L140 258H141ZM178 253V254H177ZM195 253V254H194ZM224 253V254H223ZM242 253V255H240V254ZM18 256H17V255ZM41 256H40V255ZM58 254V256L56 257V255ZM61 254V255H60ZM100 254V255H99ZM114 258H111L110 259V257H108V256H110V255ZM121 254V255H120ZM130 254H131V256H130ZM136 254V255H135ZM173 254V253H172ZM253 256H252V255ZM258 254H259V257H258ZM14 255H15V257H14ZM24 255V256H23ZM35 255H36V257H35ZM46 255V256H45ZM77 255V256H76ZM79 255H80V257H79ZM102 255H104V256H102ZM118 255V256H117ZM166 255V256H165ZM168 255L171 257V259H169V257H168ZM175 255H176V258H178L180 261L178 262V260L175 258ZM179 255V256H178ZM182 255H183V257H182ZM185 255V256H184ZM196 255V256H195ZM251 255V256H250ZM21 256L22 257H24V258H21ZM49 258H48V257ZM61 257L60 259H58V257ZM68 256H69V258L70 259H72L71 261H69L70 259L68 258ZM74 256H76V257H74V258H77V257H79V262L77 261V259H73V257ZM94 256H98L96 259H94L95 257ZM101 256V257H100ZM115 256V257H114ZM117 256V257H116ZM133 256V257H132ZM263 256V257H262ZM11 257V260L9 259V258ZM18 257V258H17ZM28 257H30V259H28ZM62 257H65V258H63V259H65V261H66V263H64V261L62 262L61 260H63L62 259ZM81 257H83L84 259H82ZM106 257H107V259H106ZM118 257H119V259H118ZM134 257H137L135 260H134ZM159 257H161V256H159ZM167 257V258H166ZM180 257V258H179ZM187 257V258H186ZM225 257V258H224ZM241 257V258H240ZM246 257H249V258H247V260H244V259H246ZM13 258H15L16 260H14ZM25 258H26V261H25ZM56 259V260H54V259ZM104 260H103V259ZM109 258V259H108ZM117 260H116V259ZM125 258H127L129 261H127V260H125ZM139 258V259H138ZM181 258H183V260L181 259ZM186 258V259H185ZM189 258H191V259H189ZM231 258V259H230ZM9 259V260H8ZM13 259V260H12ZM20 259V260H19ZM45 259V260H44ZM47 259V260H46ZM53 259V260H52ZM108 260V261H110V262H107L106 260ZM131 259H133L134 261H136V262H134L133 260H131ZM169 259V260H168ZM228 259H229V261H228ZM238 259V260H237ZM261 261H260V260ZM263 259V260H262ZM8 260V261H7ZM25 261V263H22V262H20V261ZM48 260H49V262H48ZM73 260H75V261H73ZM81 260V261H80ZM100 261V263H99V261ZM141 260V261H140ZM174 260H176V261H174ZM244 262H243V261ZM249 260H250V262H249ZM253 260V261H254ZM43 261H44V263H43ZM54 261V262H53ZM60 261V262H59ZM77 261V262H76ZM125 261H127V262H125ZM242 261V263H240V262ZM10 263V264H13V263ZM29 262V263H28ZM52 262V263H51ZM74 262V263H73ZM103 262V263H102ZM116 262V264H118ZM156 262V263H155ZM249 262V263H248ZM70 263V264H71ZM96 263V264H97ZM251 263V264H252Z\"/></svg>", "mask_w": 264, "mask_h": 264}, {"label": "bare ground", "instance_id": "obj_2", "mask_svg": "<svg viewBox=\"0 0 264 264\" xmlns=\"http://www.w3.org/2000/svg\"><path fill=\"white\" fill-rule=\"evenodd\" d=\"M20 1H21V0H20ZM20 1H18V2H20ZM23 1H24V0H23ZM25 1H26V0H25ZM25 1H24V2L21 1V2H22V3H25L24 5H26L27 3H29V2H27V1H26V2H25ZM39 1H40V0H39ZM41 1H42V0H41ZM45 1H46V0H45ZM45 1H43V2H45ZM74 1H75V0H74ZM82 1H83V0H82ZM103 1H104V0H103ZM107 1H108V0H107ZM109 1H110V0H109ZM127 1H128V0H127ZM127 1H126V2H127ZM131 1H134V0H131ZM149 1H150V0H149ZM21 2H20V3H21ZM31 2L33 3L34 1L31 0ZM31 2H30V3H31ZM72 2H73V1H72ZM99 2H100V1H99ZM101 2H102V1H101ZM111 2H112V1H111ZM117 2H118V1H117ZM124 2H125V1H124ZM124 2H122V3H124ZM128 2H130V1H128ZM136 2H137V1H136ZM153 2H154V1H153ZM157 2H159V1H157ZM157 2H156V3H157ZM177 2L179 3V1H177ZM1 3H2V2H0V11H4V10H6L5 6H7V5H3V4H1ZM11 3H12V2H11ZM22 3H21V4H22ZM32 3H31V4H32ZM35 3L37 4V1H35ZM137 3H138V2H137ZM151 3H152V2H151ZM154 3H155V2H154ZM17 4H19V3H17ZM17 4H16V5H17ZM21 4H20V5H21ZM40 4H41V3H40ZM65 4H67V3L65 2ZM65 4H64V5H65ZM96 4H97V3H96ZM98 4H99V3H98ZM24 5H23V7H25ZM41 5H42V4H41ZM70 5H71V4H70ZM89 5H90V3H89ZM92 5H93V4H92ZM120 5H121V3H120ZM160 5H162V2H161ZM32 6H33V5H32ZM48 6H49V5H48ZM51 6H52V5H51ZM94 6H95V5H94ZM105 6H106V5H105ZM129 6H130V5H129ZM141 6H142V5H141ZM146 6H147V5H146ZM155 6H156V5H155ZM46 7H47V6H46ZM70 7H71V6H70ZM70 7H69V8H70ZM79 7H80V6H79ZM81 7H82V6H81ZM100 7H101V6H100ZM106 7H107V6H106ZM108 7H111V6H108ZM133 7H134V6L131 7L132 10H134ZM137 7H138V6H137ZM152 7H153V6H152ZM152 7H151V11H152ZM26 8H27V6L25 7V9H26ZM37 8H38V7H37ZM91 8H92V6H91L90 8H89V6H88V7L85 8V9H86V10H88V9L91 10ZM93 8H96V7H93ZM98 8H99V6H98ZM101 8H103V7H101ZM146 8H147V7H146ZM148 8H149V7H148ZM21 9H23V8H20V10H21ZM25 9H23V10H25ZM34 9H35V8H34ZM61 9H62V8H61ZM65 9H67V8H65ZM85 9H84V10H85ZM104 9H106L107 12H109V9H110V8H103V10H104ZM111 9H112V8H111ZM117 9H119V8L117 7ZM128 9H130V7H129ZM137 9H138V8H137ZM41 10H46V9H41ZM63 10H64V9H63ZM70 10H71V9H70ZM98 10H99V9H98ZM100 10L102 11V9H100ZM132 10H131V11H132ZM139 10H140V8H139ZM35 11H36V10H35ZM35 11H33V12L35 13ZM68 11H69V10H68ZM74 11H75V10H74ZM79 11H81V10H79ZM112 11H113V10H112ZM124 11H128V10H124ZM129 11H130V10H129ZM135 11H136V9L134 10V13H135ZM141 11H142V9H141ZM141 11H140V13H141ZM146 11H148V10H146ZM28 12H29L28 15L30 16V14H31L30 10H29ZM36 12H38V11H36ZM44 12H46V11H44ZM48 12H49V8H48ZM57 12H58V11H57ZM72 12H73V11H71V14H72ZM103 12H104V11H103ZM107 12H104V13H107ZM114 12H115V11H114ZM117 12H119V14H121L120 11H117ZM122 12H123V11H122ZM137 12H138V11H137ZM137 12H136V13H137ZM163 12H164V11H163ZM165 12H166V11H165ZM165 12H164V13H165ZM26 13H27V12H26ZM34 13H33V14H34ZM39 13H40V12H39ZM41 13H42V12H41ZM52 13H53V12H52ZM63 13H65V12H63ZM83 13H85V12L83 11ZM83 13H82V15H83ZM87 13H88V12H87ZM87 13H86V15L89 16V14H87ZM104 13H103V14H104ZM109 13H110V12H109ZM109 13H108V14H109ZM125 13H126V12H125ZM125 13H124V14H125ZM127 13H128V12H127ZM127 13H126V15H127ZM130 13H131V12H130ZM132 13H133V12H132ZM140 13H139V14H140ZM153 13H154V12H153ZM242 13H243V12H242ZM36 14H37V13H35V15H36ZM46 14H47V12H46ZM49 14H50V13H49ZM58 14H60V13L58 12ZM58 14H56V15H58ZM78 14L80 15V12H79ZM78 14L76 13L75 15L79 16ZM103 14H102L101 16H104ZM137 14H138V13H137ZM139 14H138V15H139ZM162 14H163V13H162ZM166 14H167V13H166ZM166 14H164V15H166ZM177 14H178V13H177ZM248 14H250V12H249ZM14 15H15V14H14ZM14 15H13V16H14ZM26 15H27V14H26ZM35 15H32L33 18L35 17ZM52 15H53V14H52ZM63 15H64V14H63ZM75 15H74V16H75ZM82 15H81V16H82ZM122 15H123V14H122ZM135 15H136V14H135ZM167 15H169V14H167ZM171 15L173 16V14H171ZM185 15H186V14H185ZM23 16H24V15H23ZM23 16H22V17H23ZM36 16L39 18V16L41 17L42 15L39 14V16H38V15H36ZM50 16H51V14H50ZM58 16H59V15H58ZM66 16H67V15H66ZM81 16H80V17H81ZM83 16L86 17L85 14H84ZM133 16H134V15H133ZM153 16H154V14H153ZM20 17H21V15H20ZM25 17H26V16H25ZM56 17H57V16H56ZM70 17H71V16H70ZM70 17H69V20L71 19ZM75 17H76V16H75ZM75 17H73L74 20H75ZM96 17H97V16H96ZM137 17H138V16H137ZM149 17H150V16H149ZM162 17H163V16H162ZM239 17H240V16H239ZM249 17H250V16H249ZM13 18H16V19H17L18 17H13ZM42 18H43V17H42ZM47 18H48V17H47ZM49 18H50V17H49ZM59 18H60V17H59ZM64 18H65V17L63 16V19H64ZM76 18H77V17H76ZM78 18H79V17H78ZM78 18H77V19H78ZM93 18H94V17H93ZM105 18H106V17H105ZM132 18H133V17H132ZM152 18H153V17H152ZM163 18H164V17H163ZM170 18H171V17H170ZM187 18H189V17L187 16ZM36 19H37V18H36ZM52 19H53V18H50L49 20H52ZM185 19H186V18H185ZM189 19H190V18H189ZM196 19H198V18H196ZM196 19H195V21H196ZM39 20H40V19H39ZM39 20H38V21H39ZM42 20H43V19H42ZM59 20H60V19H59ZM65 20H66V19H65ZM69 20H68V22H70ZM78 20H79V19H78ZM90 20H91V19H90ZM94 20H96V19H94ZM97 20H98V19H97ZM130 20H131V19H130ZM145 20H146V19H145ZM183 20H184V19H183ZM190 20H191V19H190ZM36 21H37V20H36ZM43 21L45 22V19H44ZM47 21H48V19L46 20V22H47ZM53 21H54V20H53ZM72 21H73V19H72ZM75 21H76V20H75ZM79 21H80V20H79ZM103 21H104V20H103ZM169 21H170V19H169ZM171 21H172V19H171ZM178 21H179V20H178ZM178 21H176V22H178ZM187 21H188V20H187ZM187 21H186V23H187ZM191 21H193V20H191ZM213 21H214V20H213ZM213 21H211V23H212ZM46 22H45V23H46ZM48 22H49V21H48ZM50 22H51V21H50ZM64 22H66V21H63L62 23H64ZM92 22H94V21H92ZM95 22H97V21H95ZM100 22H101V21H100ZM105 22H106V21H105ZM127 22L129 23V21H125V23L128 25V27H129V24H130L131 26H132V25L134 26V24H131V23L128 24ZM135 22H136V21H135ZM137 22H138V21H137ZM137 22H136L135 25H138ZM172 22H175V21H172ZM193 22H194V21H193ZM62 23H61V24H62ZM70 23H71V22H70ZM70 23H68V24L71 25ZM77 23H78V22H77ZM81 23H83V22H80L79 24L81 25ZM125 23H124V25H125ZM132 23H133V22H132ZM181 23L185 24L184 22H182V20H181ZM189 23H190V22H189ZM189 23H188V24H189ZM250 23H251V22H250ZM47 24H48V23H47ZM66 24H67V23H66ZM73 24H76V23H73ZM83 24H84V23H83ZM94 24H95V23H94ZM94 24H93V25H94ZM96 24H97V23H96ZM98 24H99V23H98ZM165 24H166V23H165ZM175 24H177V23H175ZM183 24H182V25H183ZM212 24H213V23H212ZM241 24H242V23H241ZM260 24H261V23H260ZM262 24H263V23H262ZM50 25H51V24H50ZM99 25H100V24H99ZM103 25H104V24H103ZM105 25H106V24H105ZM166 25H168V24H166ZM169 25H170V24H169ZM177 25H179V24H177ZM177 25H176V26H177ZM202 25H203V24H202ZM206 25H207V24H206ZM209 25L211 26L210 23H209ZM213 25H214V24H213ZM215 25L217 26V24H215ZM215 25H214V27H216ZM48 26H49V24H48ZM62 26H63V25H62ZM72 26H73V25H72ZM74 26H75V25H74ZM74 26H73V27H74ZM78 26H79V25H78ZM85 26H87V25L85 24ZM85 26H84V27H85ZM90 26L93 27V26H92V23H91ZM133 26H132V27H133ZM139 26H140V24H139ZM180 26H181V25H180ZM180 26H177L178 29L182 28V26H181V27H180ZM250 26H252V25L250 24ZM42 27H44V26H42ZM63 27H65V26H63ZM70 27H71V26H70ZM70 27H69V28H70ZM75 27H76V26H75ZM75 27H74V31H76ZM88 27H89V26H88ZM88 27H87V29L89 30ZM94 27H97V26L94 25ZM94 27H93V28H94ZM98 27H99V26H98ZM98 27H97V29H98ZM101 27H102V26H101ZM103 27H105V26H103ZM118 27H119V25H118ZM118 27H115V29L118 28ZM128 27H127V29H128ZM134 27H135V26H134ZM141 27H142V26H141ZM183 27H185V26H183ZM205 27H206V26H205ZM207 27H208V26H207ZM40 28H41V27H40ZM40 28H39V29H40ZM45 28H46V26H45ZM54 28H55V27H54ZM59 28H60V27H59ZM59 28H58V29H59ZM79 28L81 29L80 26H79ZM79 28H78V32L81 31V30L79 31ZM82 28H83V27H82ZM119 28H120V27H119ZM119 28H118V29H119ZM138 28H139V27H138ZM142 28H143V27H142ZM189 28H190V27H189ZM208 28H209V27H208ZM220 28H221V27H220ZM245 28H246V27H245ZM247 28L249 29V26H248ZM55 29H56V28H55ZM61 29H62V28H61ZM85 29H86V27H85ZM111 29H112V28H111ZM132 29H133V28H132ZM135 29H136V28H135ZM139 29H140V28H139ZM139 29H138V31H140V32L142 31V33H143V30H141V29L139 30ZM149 29H150V28H149ZM168 29H170L171 32H173V31H172V30H173L172 28H168ZM174 29H176V28H174ZM178 29H177V31L175 30L174 33H175V32H178V33H179V31H180L181 29H180V30H178ZM186 29H187V28H186ZM263 29H264V27H263ZM28 30H29V29H28ZM33 30H34V29H33ZM41 30H42V29H40V31H41ZM45 30H48V29L46 28ZM45 30H43V31H45ZM63 30H65V29H63ZM72 30H73V28H72ZM90 30L92 31L91 28H90ZM93 30H94V29H93ZM104 30H105V29H104ZM113 30H114V29H113ZM129 30H130V28H129ZM170 30H169V31H170ZM10 31H12V32L14 33L12 40H15V41H16V39L18 38L19 35L17 36V32H16L15 28L13 27V20L10 22ZM29 31H30V30H29ZM43 31H42V32H39V31H38V32H39L40 34H45V33H43ZM48 31H49V30H48ZM51 31H52V30H51ZM57 31H58V30H56V32H57ZM61 31H62V30H61ZM96 31H97V30H96ZM101 31H102V28H101ZM114 31H115V30H114ZM116 31H118V30L116 29ZM120 31H122V30H120ZM130 31H131V30H130ZM133 31H134V30H133ZM138 31H136V32H138ZM245 31H246V30H245ZM26 32H27V30H26ZM36 32H37V31H36ZM54 32H55V31H54ZM56 32H55V33H56ZM72 32H73V31H72ZM93 32H94V31H93ZM110 32H111V30H110ZM128 32H129V31H128ZM219 32H220V31H219ZM224 32H225V29H224ZM246 32H247V31H246ZM248 32H249V31H248ZM39 33H38V34H39ZM47 33H48V32L46 31V34H47ZM58 33H59V32H58ZM62 33H64V32H62ZM62 33H60V34H62ZM85 33H86V32H85ZM117 33L120 34L121 32L118 31ZM123 33H124V32H123ZM174 33H173V35H174ZM180 33H181V35H182L183 32H180ZM239 33H240V32H239ZM241 33H242V31H241ZM250 33H252V32H249L248 35H249ZM259 33H260V32H259ZM20 34H21V33H20ZM22 34H24V32H23ZM27 34L30 35V33H27ZM27 34H26V36H27ZM40 34L37 35L35 38L33 37V40H34V41L32 40V42H31L30 39H29V42L27 41V42H28V43H27V44H28L27 49H23V51H22V50L20 51V49H18L17 52H20L19 54H16L15 51H14V50H16V49H13V51H14V53H15V54H14V53H13V54L17 56V59L20 61V64H19V65H16V66H12L13 68L10 67V68H9L10 70L8 71V74H7V73H6V74H3L2 71H1V72H2L3 75L0 73V85H1V86H0V88H1L0 90H1V99H2V104H1V105L6 109V111H7L8 113H10V114H14V115L16 114V115H17V118H16V119H17V123H16V125H15V127H16L17 129L20 128V129L23 130V132L25 131L27 134H29V133L33 130L34 124H35V125L40 124L44 129H50V130H49V131H51L50 134L48 133V134H47L48 136L46 135L47 137H49V139H51V138L54 139V138H55V139L59 140V139L61 138V135L63 134V133H61V132H63V126H60V125H59L58 117L56 116L57 118L55 119V116L48 114L50 111H46V110H45V111H46V113H47L48 115L45 116V117H43V116L45 115L44 113H43L44 115L42 114L43 116L38 115V114H34V113H32V114H28V115H27V114H24V116L21 115V114H20V109H21V108L19 109V105H21V103H20V104H17V103H15V102H12V101H13V98L10 97V96H7V94H6V88H5V81H6V79H7V81H8L9 83H11V81L13 80V78L19 79V78H20L19 75H18L19 70L22 69V68H24V67H25L28 63H30V62H34V63H36V64L48 65L49 67H55L56 64L58 63V61L61 59V57H63V56H68V57L71 58V61L74 60V59H76V60L78 61V63H81L82 60L85 61V58L87 59V56H89V55H87V54H90V53H89L90 51H88V53L85 52V51H84V47H82V45L80 46L79 44H76L77 42H76V43H73V42H72V44H70L71 42H70L69 44H66V43L64 42L65 44H63V45H62V43H61V45L58 44L57 48H56L54 51H52L53 49L50 50V49L47 47V46H48L47 43H46V45H45V44L43 45V43L45 42L46 39L44 38L45 40H44V42H42V36H41ZM65 34H66V32H65ZM76 34H77V33H76ZM115 34H116V33H115ZM138 34H139V33H138ZM145 34H146V33H145ZM218 34H220V33H218ZM245 34H246V33H245ZM24 35H25V34H24ZM62 35H64V34H62ZM62 35H61V36H62ZM125 35H126V33H124L123 38L119 36L120 39L118 40V41H119L118 44H117L118 47L116 46L117 49L119 50V53H121V52H120V43H121L122 40H124ZM136 35H137V34H134L135 37H136ZM173 35H171V36H173ZM183 35H184V33H183ZM190 35H191V34H190ZM237 35H239V34H237ZM237 35H236V37H235V36H234V37H235V38H238V37L240 36V35H239V36H237ZM259 35H260V34H258V36H259ZM45 36H47V35H45ZM56 36H57V34L55 35V38H56ZM66 36H67V35H66ZM127 36H131V37H133V39H134V41H135V45H134V48H133V52H134L135 54H134V55H133L132 53H123L124 55L122 54L124 57L127 58V61H126V62L128 63V66L125 64L127 67L125 66L126 68L124 67V68H125V69H123L124 72H122V73H124V74H125V72H126L125 76H123L124 74L121 73V74H118L119 77H117L118 75H116V74L114 73V74L116 75L117 78H115V80L113 79V80H111V81H107V80L105 81V80H104L103 85L105 84V85H104L105 87H104V86L102 85V83H101V82H103V81L100 82V83H101L100 86H103V87L105 88L104 90H103V88H102V90L106 92V93H105V94H106L105 96H106L108 99L113 100L112 102H114L115 99H116V101H117L118 99H119V101H122V98H118V99H117V96H118V90L120 89V84H121V86H123L124 84H126V85L124 86V90L126 91V93H128L130 96H133V98H134V96H135L139 91H141V90H140V89H141V85H142V83L145 81L147 75H152V76L154 77V75L152 74V71H151V70H152V68H153V65H152V64H155V63H152V61H151L149 58H143V56H142V58H140L139 54H137V52H136V47H137L136 40H137V39L135 40V37L132 35V32H131V34L128 33ZM144 36H146V35H144ZM155 36H156V35H155ZM160 36H161V35H160ZM160 36H159V37H160ZM164 36H165V35H164ZM177 36H178V35H177ZM218 36H220V35H218ZM250 36H251V35H250ZM48 37H49V35H48ZM58 37H60V36H58ZM75 37H76V36H75ZM113 37H114V36H113ZM139 37H140V36H139ZM157 37H158V36H157ZM159 37H158V38H159ZM162 37H163V36H162ZM162 37H160V38H162ZM240 37H241V36H240ZM251 37H252V36H251ZM253 37H254V36H253ZM259 37H260V36H259ZM29 38H30V37H29ZM66 38H67V37H66ZM68 38H69V36H68ZM71 38H72V37H71ZM166 38H167V37H166ZM172 38H173V37H172ZM180 38H181V37H180ZM183 38H184V37H182V39H183ZM212 38H213V37H212ZM235 38H234V39H235ZM263 38H264V36L261 37V39H263ZM51 39H52V38H51ZM56 39H58V38H56ZM64 39H65V36H64ZM69 39H70V38H69ZM174 39H175V38H174ZM177 39H178V37H177ZM230 39H232V37H231ZM255 39H257V38H255ZM22 40H23V39H22ZM22 40H21V41H22ZM58 40H59V39H58ZM65 40L67 41V39H65ZM65 40H64V41H65ZM70 40H71V39H70ZM110 40H111V39H110ZM110 40H109V41H110ZM113 40H115V39L113 38ZM113 40H112V41H113ZM141 40H142V39H141ZM141 40H140V41H141ZM155 40H156V39H155ZM179 40H180V39H179ZM183 40H184V41H183ZM183 40H182L183 42H187V43H190V42H191V39H190L189 41H185V39H183ZM215 40H216V39H215ZM237 40H240V38L237 39ZM237 40H236V42H238L239 44H243V43H241V41H237ZM252 40H253V38H252ZM25 41H26V40H25ZM72 41H73V40H72ZM74 41H75V40H74ZM145 41H146V39L144 40V42H145ZM176 41H177V40H176ZM210 41H211V40H210ZM225 41H226V40H225ZM232 41H233V40H231V42H232ZM55 42H56V41H55ZM61 42H62V41H61ZM114 42H116V41H114ZM159 42H160V41H159ZM179 42H180V41H179ZM183 42H182V43H183ZM234 42H235V40H234L232 43H234ZM254 42H258V40H257V41H253L252 43L254 44ZM260 42H261V41H260ZM14 43H15V42H14ZM16 43H17V42H16ZM20 43H22V42H19V43H17V44L20 45ZM38 43H39V44H38ZM41 43H42V44H41ZM58 43H60V41H59ZM94 43H95V42H94ZM97 43L99 44L98 41L96 42V45H98ZM100 43H101V45H102V42H100ZM151 43H152V41H151ZM153 43H154V42H153ZM155 43H156V42H155ZM157 43H158V41H157ZM162 43H164V42H162ZM208 43H209V41H208ZM245 43H246V42H245ZM252 43H251V44H252ZM22 44H24V43H22ZM25 44H26V42H25ZM55 44H56V43H55ZM87 44H88V43H87ZM91 44H92V43H91ZM107 44H108V43H107ZM112 44H113V42H112ZM179 44H180V43H179ZM183 44H184V43H183ZM183 44H182V46H180V47H183ZM190 44H192V43H190ZM190 44H188V47H189ZM258 44H259V42L257 43L256 46H258ZM83 45H84V44H83ZM88 45H89V44H88ZM96 45H95V46H96ZM101 45H99V46H101ZM113 45H114V47H115V44H113ZM147 45H148V44H147ZM147 45H144V47H146ZM150 45L152 46V44H150ZM163 45H164V44H163ZM221 45H223V44H221ZM221 45H220V46H221ZM231 45H232V44H231ZM22 46H24V45H22ZM22 46H21V47H22ZM103 46H104V48H106V43H105V45L103 44L102 47H103ZM160 46H161V44H160ZM176 46L178 47L177 44H176ZM185 46H186V44H185ZM201 46H202V47H201ZM201 46H200V43H197V44H193L192 48L196 51V53H197V50H198V52H202V53H203V50H204L205 48H207L208 45H207V44H206V45H202V44H201ZM203 46H206V47L203 48ZM224 46H225V45H223L222 48H223ZM249 46H251V45H249ZM13 47L18 48L19 46H18V47H17V46H13ZM21 47H20V48H21ZM25 47H26V46H24V48H25ZM90 47H92V46H90ZM90 47H88V49H89ZM114 47H113V49H115ZM144 47H143V48H144ZM147 47H148V46H147ZM152 47H153V46H152ZM238 47H239V45H238ZM261 47H262V46L257 47L258 49H256V52H254L253 50H252L251 52L258 53L259 51H257V50H259V48H261ZM263 47H264V45H263ZM263 47H262V48H263ZM42 48L44 49L43 52H41V49H42ZM54 48H55V47H54ZM97 48H99V47H97ZM108 48H109V49L111 48L110 45L108 46ZM108 48H107V50H108ZM149 48H150V47H149ZM149 48H148V49H149ZM171 48H172V47H171ZM171 48H170V49H171ZM190 48H191V47H190ZM222 48H221V50H222ZM224 48H225V47H224ZM230 48H231V47H230ZM236 48H237V45H236ZM249 48H250V47H249ZM255 48H256V47H255ZM262 48H261L260 51H262V50L264 49V48H263V49H262ZM21 49H22V48H21ZM88 49H87V50H88ZM91 49H92V48H91ZM113 49H112V50H113ZM117 49H116L115 51H117ZM151 49H152V48H151ZM176 49H177V48H176ZM176 49H174V50H176ZM183 49H184V48H183ZM187 49H188V48H187ZM226 49H227V48H226ZM226 49H225V50H226ZM232 49H233V48H232ZM164 50H165V49H164ZM167 50H168V49H167ZM174 50H173V51H174ZM178 50L180 51V50H182V48H180V49H178ZM248 50L250 51L251 48L248 49ZM98 51H99L100 54H101L103 50H102V51H101V50H98ZM110 51H111V50H110ZM150 51H151V50H149V52H150ZM168 51H169V50H168ZM168 51H167L166 53H168ZM173 51H172V52H173ZM179 51L176 50L175 54H176V53L178 54ZM186 51H188V50H186ZM195 51H192L191 54H193V52L195 53ZM213 51H214V45L212 44V47H211V49L209 50L208 56L210 55V57H211ZM9 52H10L9 45H8L7 47H0V58H2V59L5 58V59H6V57L9 56V55H8ZM11 52H12V49H11ZM11 52H10V53H11ZM91 52H92V56H93L94 58H95V57L97 58V56H99V55H97V54H99L98 52H96V51H94V50H92ZM170 52H171V51H170ZM183 52H185V51L183 50ZM217 52H220V51H217ZM221 52H222V51H221ZM226 52H227V51H226ZM42 53H44L45 55H42ZM153 53H154V52H153ZM164 53H165V52H164ZM164 53H163V54H164ZM196 53H195V54H196ZM227 53H228V52H227ZM232 53H233V51H232ZM249 53H250V52H249ZM263 53H264V52H263ZM173 54H174V53H173ZM185 54H186V52H185ZM197 54H198V53H197ZM197 54H196V55H197ZM228 54H229V53H228ZM251 54H252V53H251ZM251 54H250V55H251ZM11 55H12V53H11ZM122 55H121V56H122ZM164 55H165V54H164ZM169 55H170V54H169ZM181 55H182V54H181ZM219 55H220V54H219ZM235 55H236V54H235ZM260 55H261V54H260ZM118 56H119V55H118ZM154 56H155V54H154ZM154 56H153V57H154ZM162 56H163V55H162ZM172 56H173V55H172ZM176 56H177V55H176ZM194 56H195V55H194ZM90 57H91V56H90ZM114 57H117V56H114ZM119 57H120V56H119ZM150 57H152V56L150 55ZM165 57H166V56H165ZM169 57H170V56H169ZM174 57H175V56H174ZM178 57H179V56H178ZM183 57H184V56H183ZM198 57H199V56H198ZM212 57H213V56H212ZM216 57L218 58V56H216ZM227 57H228V56H227ZM237 57H238V56H237ZM8 58H10V57H8ZM96 58H95V59H96ZM108 58L111 59L110 56H109ZM126 58H125V60H126ZM163 58H164V57H163ZM170 58H172V57H170ZM176 58H177V57H176ZM231 58H232V57H231ZM239 58H240V56H239ZM244 58H246V57H244ZM244 58H242V61H244V60H243ZM15 59H16V57H15ZM97 59H98V58H97ZM110 59H109V60H110ZM116 59H118V58H116ZM119 59L122 60V58H119ZM137 59H138L139 63L142 62V63H145V64H142V65L139 64V65H138V62H136ZM164 59H165V58H164ZM166 59H167V58H166ZM166 59H165V60H166ZM168 59H169V58H168ZM172 59H173V58H172ZM172 59H171V60H172ZM195 59H197V58H195ZM232 59H233V58H232ZM10 60H11V59H8L7 63L10 62ZM90 60H92V59H90ZM93 60H94V59H93ZM109 60H107V61H109ZM111 60H112V59H111ZM111 60H110L109 62L113 63L114 60H113V62H112ZM123 60H124V58H123ZM123 60H122V61H123ZM146 60H147V62H146ZM176 60H177V59H176ZM198 60H199V59H197V62H198ZM226 60H227V59H226ZM228 60H229V59H228ZM236 60H237V59H236ZM236 60H235V61H236ZM0 61H1V60H0ZM5 61H6V60H5ZM12 61H14V60H12ZM19 61H18V62H19ZM77 61H75V62H77ZM88 61H89V59H88ZM122 61H118V62H122ZM162 61H164V60H162ZM162 61H160V63H161ZM166 61H167V60H166ZM172 61H173V60H172ZM172 61H171V62H172ZM188 61H189V60H188ZM235 61H233L232 63L234 64ZM249 61H250V62H251V61L253 62V60H251V59H249ZM249 61L247 60V62H249ZM263 61H264V60H263ZM16 62H17V61H16ZM18 62H17L16 64H18ZM93 62H94V61H93ZM96 62H97V61H96ZM96 62H95V66H96ZM118 62H117V63H118ZM135 62H136V63H135ZM157 62L159 63V61H157ZM182 62H183V61H182ZM194 62H196V60H194ZM197 62H196L195 64H197ZM199 62H200V61H199ZM203 62H204V61H203ZM223 62H224V61H222V63H223ZM225 62H226V61H225ZM239 62H240V61H239ZM239 62H238V63H239ZM250 62H249V63H250ZM252 62H251V63H252ZM255 62H256V61H255ZM3 63H4V62H3ZM12 63H13V62H12ZM78 63H77V64H78ZM102 63H103V62H102ZM105 63H106V61H105ZM201 63H202V62H201ZM210 63H211V62H210ZM222 63H221V64H222ZM243 63H244V62H242V63H240V64H241V65H244V66H245V64H247V63H245V64H243ZM251 63H250V65H251ZM72 64H73V63H72ZM100 64H101V63H99V65H100ZM109 64H110V63H109ZM109 64H108V65H109ZM113 64H116V63H113ZM163 64L165 65L164 62H163ZM174 64H175V63H174ZM233 64H232V65H233ZM262 64H264V63L262 62ZM0 65H1V63H0ZM5 65H6V64H5ZM8 65H10V64H8ZM13 65H15V64L13 63ZM122 65H123V64H122ZM167 65H169V64H167ZM198 65H199V64H197L196 66H198ZM201 65H202V64H201ZM209 65H210V64H209ZM237 65H239V64H237ZM241 65H240V66H241ZM256 65H257V64H256ZM258 65H259V64H258ZM258 65H257V66H258ZM1 66H2V68H3V65H1ZM74 66L76 67V65H74ZM80 66H81V65H80ZM95 66H94V67H95ZM100 66H101V65H100ZM102 66H103V65H102ZM123 66H124V65H123ZM173 66L175 67V65H173ZM199 66H200V65H199ZM207 66H208V65H207ZM260 66H261V65H260ZM260 66H259V67H260ZM5 67H7V65H6ZM5 67L3 68V70L6 69ZM8 67H9V66H8ZM77 67H78V66H77ZM77 67H76V68H77ZM86 67H87V66H86ZM86 67H85V68H86ZM92 67H93V66H92ZM103 67H105V66H103ZM163 67H164V66H163ZM170 67H171V66H170ZM193 67L196 68L194 65H193ZM219 67H220V66H219ZM233 67H234V65H233ZM242 67H243V66H242ZM246 67H247V66H246ZM249 67H250V66H249ZM67 68H68V67H67ZM69 68H70V67H69ZM85 68H84V69H85ZM99 68H101V67H99ZM107 68H110V67H107ZM116 68H117V66H116ZM167 68H168V67H167ZM167 68H165V69H167ZM194 68H193V69H194ZM209 68H210V66H209ZM209 68H208V69H209ZM243 68H244V67H243ZM247 68H248V67H247ZM247 68H246V70H247ZM252 68H253V67H252ZM255 68H256V67H255ZM0 69H1V67H0ZM73 69H74V68H73ZM89 69H90V68H89ZM94 69H96V68H94ZM104 69H105V68H104ZM104 69H103V70H104ZM112 69H113V68L106 69V70L108 71L107 73H110V74H111ZM126 69H127V71H126ZM174 69H175V68H174ZM193 69H192V71H193ZM196 69H197V68H196ZM215 69H216V68H215ZM256 69H257V68H256ZM1 70H2V69H1ZM77 70H78V68H77ZM77 70H76V71H77ZM90 70H91V69H90ZM99 70H100V69H99ZM99 70H98V71H99ZM117 70H118V69H117ZM120 70H121V69H119V71H120ZM157 70H158V69H157ZM157 70L154 69V72L157 71ZM161 70H162V69H161ZM161 70H160V71H161ZM182 70H183V69H182ZM239 70H240V68H239ZM243 70H245V69H243ZM67 71L69 72V70H67ZM85 71L88 72V68H86ZM94 71H95V70H94ZM94 71L92 70V72H94ZM104 71H105V70H104ZM104 71H103V73L105 74L106 71H105V72H104ZM192 71H191V72H192ZM194 71H195V70H194ZM247 71H248V70H247ZM4 72H5V71H4ZM6 72H7V71H6ZM65 72H66V71H65ZM78 72H79V71H78ZM90 72H91V71H89L88 74H89ZM92 72H91V73H92ZM117 72H118V71H116V73H117ZM238 72H239V71H238ZM263 72H264V70H263ZM53 73H54V72H53ZM66 73H67V72H66ZM97 73H98V72H97ZM97 73H96V74H97ZM100 73H101V72H100ZM112 73H113V72H112ZM119 73H120V72H119ZM155 73H156V72H155ZM155 73H154V74H155ZM166 73H167V72H166ZM166 73H165V74H166ZM175 73H176V71H175ZM199 73H200V72H199ZM217 73H218V70H217ZM261 73H262V72H261ZM41 74H42V72H41ZM48 74H50V73H48ZM64 74H65V73H64ZM74 74H75V73H74ZM78 74H79V73H78ZM78 74H76V75H78ZM94 74H95V73H94ZM94 74H93V75H94ZM101 74H102V73H101ZM101 74H100L99 76H97V77H99V80H102ZM158 74H160V73H158ZM213 74H215V73L213 72ZM223 74H224V73H223ZM225 74H227V73H225ZM225 74H224V77H225ZM236 74H237V73H236ZM240 74H241V73H240ZM246 74H247V73H246ZM257 74H258V73H257ZM1 75H2V76H1ZM59 75H60V73H59ZM97 75H98V74H97ZM161 75H162V74H161ZM166 75H167V74H166ZM176 75H177V74H176ZM193 75H194V73H193ZM193 75H192V76H193ZM199 75H200V74H199ZM201 75H202V74H201ZM215 75H216V74H215ZM249 75H250V74H249ZM249 75H247V76L249 77ZM262 75H263V74H262ZM60 76H61V75H60ZM60 76H59V77H60ZM112 76H113V75H112ZM167 76H168V75H167ZM170 76H172V75H170ZM190 76H191V75H190ZM194 76H195V75H194ZM196 76H197V74H196ZM202 76H204V75H202ZM202 76H201V77H202ZM228 76H230V75L228 74ZM228 76H227V77H228ZM237 76H239V75L237 74ZM247 76H246V78H247ZM54 77H55V76H54ZM57 77H58V76H57ZM121 77H122V79H124V80L126 81L124 84H123L124 80H123L122 83H120V82L122 81V80H121ZM123 77H125V78H123ZM156 77H157V76H156ZM158 77H159V76H158ZM163 77H164V76H163ZM197 77H199V76H197ZM201 77H199V78H201ZM206 77H207V75H206ZM224 77H222V78H224ZM251 77H253V75H252ZM65 78H66V77H65ZM75 78H76V76H75ZM92 78H93V77H92ZM92 78H91V79H92ZM187 78H188V77H187ZM204 78H205V77H204ZM207 78H208V77H207ZM214 78H215V77H214ZM254 78H255V77H254ZM30 79H31V77H30ZM30 79H29V80H30ZM43 79H44V78H43ZM49 79H50V78H49ZM60 79H61V77H60ZM71 79H72V81H73V78H70V80H71ZM106 79H107V77H106ZM111 79H112V78H111ZM157 79H158V78H157ZM157 79H156V80H157ZM161 79H162V78H161ZM192 79H195V78H192ZM196 79H197V78H196ZM220 79H221V78H220ZM220 79L218 78L217 80L220 81ZM249 79H250V77H249ZM249 79H247L245 82H249ZM57 80H58V79H57ZM66 80H67V79H66ZM87 80H88V79H87ZM89 80H90V79H89ZM93 80H94V79H93ZM99 80H97V81H99ZM158 80H159V79H158ZM166 80H167V79H166ZM199 80H200V79H199ZM206 80H207V79H206ZM211 80H212V79H211ZM211 80H209V81L211 82ZM30 81H31V80H30ZM42 81H44V80H42ZM63 81H64V80H63ZM80 81H81V80H80ZM94 81H96V80H94ZM162 81H163V80H162ZM213 81H214V80H213ZM222 81H223V79L221 80V83H223ZM242 81H243V80H242ZM250 81H251V80H250ZM31 82H32V81H31ZM50 82H51V80H50ZM74 82H75V81H74ZM76 82H77V81H76ZM176 82H177V81H176ZM188 82H189V80H188ZM190 82H191V80H190ZM206 82L208 83V81H206ZM237 82H238V81H237ZM243 82H244V81H243ZM44 83H45V82H44ZM44 83H43V84H44ZM80 83H82V82H80ZM86 83L89 84V82H87V81H86ZM86 83H85V85H86ZM90 83H92V82H90ZM96 83H97V82H96ZM100 83H99V84H100ZM155 83H156V82H155ZM159 83H161V80H160ZM162 83L164 84V82H162ZM165 83H166V82H165ZM177 83H178V82H177ZM179 83H180V82H179ZM186 83H187V82H186ZM36 84H37V83H36ZM41 84H42V83H41ZM56 84H57V83H56ZM56 84H55V85H56ZM60 84H61V83H60ZM97 84H98V83H97ZM182 84H183V83H182ZM191 84H192V83H191ZM191 84H190V85H191ZM193 84H194V82H193ZM208 84H209V83H208ZM241 84H242V83H241ZM246 84H247V83H246ZM256 84H257V85H256L255 92H253L252 90H251V92H253V94H252V100L255 101V102H257V104H258V105L256 104V106H257V108H256V117H257V118H256V119H257V120L254 118V119H255L254 121H256V124H255V125L257 126V128L260 129V126H261V124L263 123V120H264V110H262V105H264V91H263V89H264V81H262V82H260V83H256ZM49 85H50V84H49ZM75 85H76V83H75ZM90 85H91V84H90ZM93 85H94V86H93L94 88H95V86H99V85H96L95 83H93ZM109 85H111V88H109ZM154 85H155V84H154ZM156 85H157V84H156ZM199 85H200V84H199ZM251 85H252V84H251ZM29 86H30V83L26 82V91L23 92V93L21 94V99H22L23 102H24V101L26 100V98L28 97V92H27V91H28V89H29V88H28ZM46 86H47V85H46ZM46 86H45V87H46ZM79 86H80V85H79ZM187 86H189V85H187ZM191 86H192V87H195V86H193V85H191ZM205 86H206V84H205ZM209 86H210V85H209ZM209 86H208V87H209ZM223 86H224V84H223ZM45 87H44V88H45ZM55 87H57V86H55ZM157 87H158V86H157ZM157 87H156V88H157ZM183 87H185V85H184ZM202 87H203V86H202ZM240 87H241V86H240ZM49 88H50V87H49ZM53 88H54V87H53ZM57 88H60V86L57 87ZM96 88H97V90H98V87H96ZM99 88H101V87H99ZM153 88H154V87H153ZM186 88H189V87H186ZM186 88H185V89H186ZM205 88H206V87H205ZM217 88H218V87H217ZM61 89H62V88H61ZM64 89H65V88H64ZM87 89H88V88H87ZM89 89H90V88H89ZM147 89H148V88H147ZM151 89H152V88H151ZM158 89H160V90L163 91L165 88H164V89H162V88H158ZM177 89H178V88H177ZM195 89H196V88H195ZM209 89H211V92H212V88H209ZM225 89H226V88H224V89H223L224 91L222 90V92H225ZM232 89H233V88H232ZM247 89H248V88H247ZM247 89H246V90H247ZM250 89H251V88H250ZM37 90H38V89H37ZM39 90H40V89H39ZM41 90H42V89H41ZM43 90H44V89H43ZM54 90H55V89H54ZM137 90H139V91L137 92ZM142 90H143V89H142ZM174 90H175V89H174ZM196 90L199 91L198 88H197ZM200 90H202V88H201ZM243 90H244V89H243ZM45 91H46V90H45ZM75 91H77V90H75ZM100 91H101V90H100ZM108 91H110V92H108ZM147 91H150V88H149V90H147ZM147 91H146V92H147ZM153 91H154V92H155V91H158V92H159V90H156V89H155V90L152 89V92H153ZM178 91H179V89H178ZM178 91H176V92L178 93ZM198 91H192V92H194L195 94H196V92H197V98H199L198 96H200V95H198V94H202V93H198ZM202 91H203V90H202ZM204 91H205V90H204ZM208 91H210V90H208ZM228 91H229V89H228ZM228 91L225 92V93H230L231 90H230L229 92H228ZM233 91H236V90L233 89ZM46 92H47V91H46ZM46 92H45V93H46ZM66 92H67V91H66ZM66 92H64V95H65ZM80 92H81V91H80ZM91 92H93V90H92ZM94 92H95V90H94ZM94 92H93V93H94ZM146 92H145V93H146ZM164 92H165V90L163 91V93H164ZM184 92H185V91H184ZM186 92H187V91H186ZM188 92H189V90H188ZM188 92H187V93H188ZM192 92H191V93H192ZM199 92H201V91H199ZM206 92H207V91H206ZM206 92H205V96H206ZM231 92H232V91H231ZM236 92H237V91H236ZM236 92H235V94H236ZM239 92H240V90H239ZM245 92H246V91H245ZM36 93H37V92H36ZM43 93H44V92H43ZM62 93H63V92H62ZM67 93H70V91L67 92ZM98 93H100V92H97V91H96L95 94H98ZM101 93H104V92H101ZM149 93H150V92H149ZM155 93H156V92H155ZM167 93H168V92H167ZM179 93H180V92H179ZM187 93L184 94L185 96H182V98H183V97H186V95H187V97H188V94H187ZM191 93H190V95H191ZM194 93H192V94H194ZM225 93H223L225 96L222 94L224 97L227 96V94H225ZM248 93H249V91H248ZM51 94H52V93H51ZM56 94H58L57 91H56ZM78 94H79V93H77V96H78ZM83 94H84V93H83ZM88 94H89V93H88ZM88 94H86L87 96H86L85 98H88V97H89ZM90 94H91V93H90ZM95 94H94V98H93V99H96V100H97V98H95V96H97V95H95ZM128 94H127V95H128ZM138 94H139V93H138ZM159 94H160V93H159ZM181 94H183V91H182ZM181 94H180V95H181ZM231 94H232V93H231ZM233 94H234V93H233ZM233 94H232V95H233ZM240 94H241V93H240ZM240 94H239V95H240ZM246 94H247V93H246ZM36 95H37V94H36ZM47 95H48V94H47ZM62 95H63V94H62ZM84 95H85V94H84ZM91 95H92V94H91ZM98 95H100V94H98ZM146 95L148 96V92H147ZM177 95H178V94H177ZM180 95H179V96H180ZM190 95H189V96H190ZM207 95H209V96L211 97V94H208V92H207ZM212 95H214V92H212ZM215 95H216V94H215ZM242 95H243V93H242ZM249 95H250V94H249ZM59 96H60V95H59ZM81 96H82V95H81ZM120 96L122 97V95H119V97H120ZM130 96H127V98L130 97ZM137 96H138V95H137ZM150 96H151V95H150ZM152 96H153V95H152ZM152 96H151V97H152ZM156 96H158L157 93H156ZM156 96H155V97H156ZM191 96H192V95H191ZM205 96H204V97H205ZM229 96H230V95H229ZM250 96H251V95H250ZM49 97H50V96H49ZM51 97H52V95H51ZM79 97H80V96H79ZM82 97H83V96H82ZM91 97H92V96H91ZM99 97H101V95H100ZM125 97H126V94H125ZM135 97H136V96H135ZM145 97H146V96H145ZM151 97H150V100L153 99V98L151 99ZM180 97H181V96H180ZM200 97H202V95H201ZM206 97H207V96H206ZM206 97H205V98H206ZM224 97H223V99H219V100L217 99L215 104H217L218 106L227 105V100H228V99L226 98V99H227V100H226ZM245 97H246V96H244V98H245ZM83 98H84V97H83ZM127 98H126V99H127ZM130 98H131V97H130ZM130 98H129V99H130ZM136 98H137V97H136ZM136 98H135L134 100L131 98L132 100L130 99V100H131L130 102H133V101H134L135 104H139V103H138V102H139V98H138L137 100H136ZM142 98H144V97H142ZM148 98H149V96H148ZM156 98H157V97H156ZM156 98H154L155 101H157ZM212 98H213V97H212ZM234 98H235V97H234ZM234 98H233V99H234ZM244 98H243V99H244ZM249 98H250V97H249ZM249 98H248V99H249ZM32 99H33V98H32ZM38 99H39V98H38ZM43 99H44V98H43ZM60 99H61V98H60ZM60 99H59V100H60ZM80 99H81V97H80ZM108 99H107V100H108ZM129 99H127V100H129ZM183 99H184V98H183ZM193 99H194V100H197V99H195V95H194V98H193ZM231 99H232V96L229 97V101H230ZM239 99H240V98H239ZM46 100H47V99H46ZM84 100H85V99H84ZM88 100H89V99H88ZM98 100H99V98H98ZM105 100H106V99H105ZM105 100H104V101H105ZM107 100H106V102H107ZM146 100H147V99H146ZM146 100L144 99V100H142V101H144V103H146V102H145ZM148 100H149V99H148ZM148 100H147V101H148ZM159 100H160V98H158V102H159ZM178 100H179V98H178ZM184 100L186 101V102H185L186 104H187V102H189V101L186 100V98H185ZM198 100H199V101H197V103H196L195 101H194V102H195L196 104L200 105V103H201L202 101H201L200 99H198ZM237 100H238V99H237ZM249 100H250V99H249ZM48 101H49V100H48ZM57 101H58V100H57ZM85 101H87V99H86ZM85 101H84V102H85ZM90 101H91V99H90ZM92 101H93V100H92ZM99 101H100V100H99ZM101 101H102V100H101ZM116 101H115V102H116ZM119 101H117L116 103H117L118 105L121 104L122 108H124V106L122 105V102L118 103ZM125 101H126V100H125ZM155 101H154V102H155ZM179 101H180V100H179ZM179 101H178V102H179ZM203 101H205V100H203ZM209 101H210V100H209ZM235 101H236V100H235ZM55 102H56V100H55ZM65 102H66V101H65ZM68 102H70V103L72 104V100L69 101V99H68ZM79 102H82V101H79ZM88 102H89V101H88ZM96 102H97V101H96ZM96 102H95V104H96V106L98 107V104H97ZM110 102H111V101H110ZM127 102H128V101H127ZM149 102H151V101H149ZM158 102H157V104H158ZM164 102H166V101H164ZM172 102H175V103H176V97H175L174 99H172V100H169V101L166 103V105H167V107L165 106V107H166V109H165L166 111H167L168 107L170 106V103H172ZM183 102H184V101H183ZM183 102H182V103H183ZM198 102H199V103H198ZM239 102H240V101H239ZM62 103H64V102H62ZM86 103H87V102H86ZM89 103H90V102H89ZM98 103H99V102H98ZM108 103H109V102H108ZM108 103H107V104H108ZM124 103H125V102H123V104H124ZM144 103L142 102V104H144ZM152 103H153V102H152ZM161 103H162V102H161ZM249 103H250V101H249ZM59 104H60V103H59ZM79 104H80V106H81V103H79ZM84 104H85V103H84ZM91 104L94 105V101H93ZM100 104H101V103H100ZM100 104H99V107H100ZM113 104H115V103H113ZM127 104H128V103H126L125 106H128V107L131 106V107H132V105H127ZM159 104H160V103H159ZM188 104H189V103H188ZM190 104H192V101L190 102ZM202 104H203V102H202ZM204 104H205V103H204ZM211 104H212V102H211ZM240 104H241V103H240ZM253 104H254V103H253ZM53 105H54V104H53ZM73 105H76V104H73ZM73 105H72V106H73ZM92 105H90L91 108L93 107ZM105 105H106V103H105ZM148 105H149V104H148ZM198 105H197V106H198ZM250 105H252V103H250ZM49 106H50V105H49ZM61 106H62V105H61ZM61 106L59 105V107H61ZM80 106H77V107H79V108L83 107V105H82L81 107H80ZM86 106H87V104H86ZM142 106H144V105H141V108H142ZM149 106H150V105H149ZM153 106H154V103H153ZM162 106H163V105H162ZM192 106H193V105H192ZM213 106H214V105H213ZM240 106H241V105H240ZM246 106H248V105H246ZM46 107H47V104H46ZM59 107L57 106V108H59ZM64 107H65V106H64ZM73 107H74V106H73ZM75 107H76V106H75ZM90 107H89L88 109H90ZM94 107H95V106H94ZM99 107H98V109H99ZM101 107H102V106H101ZM103 107H104V106H103ZM128 107H127V108H128ZM131 107H130V108H131ZM135 107H138V106H135ZM135 107H133V108H135ZM160 107H161L160 105H157V109H156V108H154V109H156V111H157L158 113H160L161 117H160L159 115H157L158 113H157V114H154V113L151 114V113L148 112V111H146V113H145L143 110H144V109L147 110L148 107H146V106L144 107L143 110H140V111H143V112H142L143 115H144V116H147V117H148V115H146L147 113H150L151 115H157V116L160 118V120H161V122H162V125L165 124V125L168 126V127L166 128V129L169 128L168 130H171V129H172V130H174V129L177 130V129H179V128H177V126H180V125L182 124V123L180 122V120L177 119V118L175 119V121H171V120H169L170 118L165 119V118L162 116V113H164V112H166V111L162 110ZM189 107H191V105H190ZM215 107H217V106H215ZM55 108H56V106H55ZM65 108H67V107H65ZM83 108H84V107H83ZM83 108H81V109L83 110ZM95 108H96V107H95ZM95 108H94V112L91 111V113H93V116H94V117L96 116V114H97L98 112H100V111L97 112V110H96L97 113H95ZM104 108H105V107H104ZM133 108H132V109H133ZM151 108H152V107H151ZM151 108H148V109L150 110ZM194 108H195V107H194ZM200 108H201V107H200ZM225 108H226V107H225ZM243 108H244V107H243ZM243 108H242V109H243ZM45 109H46V108H45ZM59 109H60V111H58V113L64 115V111H62L63 113H61V110H63L64 108H62V109L59 108ZM59 109H57V110H59ZM70 109H71V107H70L69 109L67 108L66 111L68 110V111L70 112ZM85 109H86V107H85ZM101 109H102V108H101ZM125 109H126V108H125ZM125 109H124V110H125ZM128 109H129V108H128ZM132 109H129L130 111H127L128 114H126V116H125V113H124V115L122 116V114H123L122 110L119 111V112H118V110H117L116 112H117V115H118V117H117L118 119H117V118H116V119L113 118V119H115L113 123H114L115 125L117 124V127L120 126V128H121V127H124V128L128 127L129 121H132L131 118H132L133 116H136V117H137V115H133L134 112L131 111ZM204 109H205V108H204ZM211 109H212V108H211ZM223 109H224V108H223ZM223 109H222V111L220 110L221 113H222V112H223V113L225 112ZM226 109H227V108H226ZM21 110H22V109H21ZM23 110H24V109H23ZM49 110L53 111V110H56V109H53V110H52V109H49ZM105 110H106V109H105ZM151 110H153V109H151ZM151 110H150V111H151ZM207 110H210V108H208ZM207 110H206V111H207ZM227 110H229V109H227ZM240 110H241V109H240ZM243 110H244V114H245V113H246V112H245L246 109H243ZM243 110H242V111H243ZM250 110H251V109H250ZM26 111H27V110H26ZM31 111H32V110H31ZM86 111H88V110L86 109ZM86 111H85V113H84V114H85V116H84L85 118H87V117H86V116H87V115H86V114H87ZM153 111H154V110H153ZM162 111H163V112H162ZM178 111H179V109H178ZM182 111H184V110H181V113H182ZM199 111H202V109L199 110ZM199 111H198V112H199ZM213 111H214V110H213ZM220 111H219V113H220ZM24 112H25V111H24ZM40 112H42V111H40ZM55 112H57V111H55ZM69 112H68V113H69ZM88 112H89V111H88ZM124 112H126V110H125ZM184 112H185V111H184ZM188 112H189V111H188ZM202 112H204V111H202ZM210 112H211V116H212V111H210ZM230 112H231V111H230ZM233 112H234V111H233ZM247 112L250 113L249 111H247ZM52 113H54V112H52ZM65 113H66V112H65ZM118 113H120V114H118ZM121 113H122V114H121ZM193 113H194V111H193ZM200 113H201V112H200ZM213 113H214V112H213ZM223 113H222L221 115H224ZM77 114H80V113H77ZM89 114H90V113H89ZM89 114H88V117H90V116L92 115V114H90V116H89ZM98 114H99V113H98ZM135 114H136V113H135ZM137 114H138V113H137ZM150 114H149V115H150ZM182 114H183V113H182ZM203 114H204V113H203ZM203 114L201 113V115H203ZM225 114H226V113H225ZM55 115H56V114H55ZM57 115H58V114H57ZM69 115H70V113H69ZM80 115H81V114H80ZM80 115H79V116H80ZM132 115H133V116H132ZM201 115H199V116H201ZM215 115L218 116V114H215ZM60 116H61V115H59V117H60ZM65 116H66V114H65ZM71 116H75V115H72V114H71ZM197 116H198V114H197ZM211 116H210V118H211ZM231 116H232V115H231ZM233 116H234V115H233ZM235 116H236V115H235ZM235 116H234V117H235ZM61 117H63V116H61ZM94 117H90V118H88V119H86V120H85V118H83L82 123H84V122H86V121H89V120L93 119ZM213 117H214V115H213ZM224 117H225V116H224ZM3 118H4V117H3ZM63 118H65V117H63ZM111 118H112V117H110L109 119L112 120ZM140 118L143 119L142 116H140ZM195 118H196V120L198 119L197 117H195ZM195 118H194V119H195ZM199 118H200V117H199ZM201 118H202V117H201ZM205 118H206V117H205ZM215 118H216V117H215ZM228 118H229V117H228ZM5 119H6V116H5ZM59 119H60V118H59ZM67 119H68V121L73 122L72 119L70 120V117L67 118ZM81 119H82V118H81ZM109 119H107V120H109ZM125 119H126V120H125ZM191 119H192V118H191ZM211 119H213V118H211ZM226 119H227V118H226ZM244 119H245V118H244ZM244 119H242V120H244ZM250 119H251V118H250ZM77 120H79V119H77ZM185 120H186V119H185ZM205 120L209 121V119H205ZM216 120L220 121L221 119L219 120V119L217 118ZM235 120H236V119H235ZM247 120H248V119H247ZM251 120H252V119H251ZM68 121H67V122H68ZM135 121H136V123H138L136 119H135ZM199 121H201V119H199ZM227 121H229V120H227ZM0 122H1V121H0ZM11 122H12V120H11ZM77 122H78V121H77ZM107 122H109V121H107ZM132 122H133V121H132ZM132 122H131V124L134 123V122H133V123H132ZM202 122H203V121H202ZM204 122H205V121H204ZM229 122H231V121H229ZM237 122H238V121H237ZM237 122H235V124H236ZM248 122H249L250 124L253 123V122H251V121H248ZM80 123H81V122H80ZM110 123H112V122L110 121L108 124L110 125ZM119 123L122 124V126H121ZM207 123H208V122H207ZM218 123L221 124L220 122H218ZM218 123H217V125H219ZM222 123H224V122H222ZM232 123H233V121H232ZM240 123H241V122H240ZM114 124H113V125H114ZM147 124H148V122H147ZM147 124H145L144 127L147 126L146 129H147V128L149 129V126H148ZM159 124H160V123H159ZM183 124H185V123H183ZM186 124H187V123H186ZM204 124H205V123H204ZM227 124H228V123H227ZM235 124H234V126H235ZM241 124H243V123H241ZM244 124H245V123H244ZM246 124L248 125V123H246ZM246 124H245V125H246ZM12 125H13V124H12ZM61 125H62V124H61ZM106 125H107V124H106ZM106 125H105V126H106ZM149 125H151V124H149ZM187 125H188V124H187ZM190 125H191V124H190ZM196 125H197V123L195 124V126H196ZM221 125H222V124H221ZM221 125H220V127H221ZM236 125H237V124H236ZM252 125H253V124H252ZM252 125H250V127H249V126H248V127L246 126L247 128H246V127H245V128H246V129L251 128ZM255 125H253L252 127L254 128ZM8 126H10V125H8ZM129 126H130V125H129ZM135 126H136V125H134V127H135ZM138 126H139V125H138ZM138 126L135 127V130L137 129L135 133L141 132V133H138V136H139V135L142 136L141 134H142L145 130H143V131L140 130V131H139L140 127H138ZM140 126H141V124H140ZM142 126H143V125H142ZM142 126H141V127H142ZM153 126H154V125H153ZM198 126H199V125H198ZM200 126H201V125H200ZM200 126H199V127H200ZM215 126H216V123H215L214 126H213V125H210V124H207V125L205 124V125H204V129H203L204 133H208V132H210V130H212V127H213V128H217V126H216V127H215ZM234 126L232 125V127H234ZM256 126H255V127H256ZM59 127H62V128H61L62 131L59 130L60 132L57 131V129H59ZM73 127H74V126H73ZM131 127H133V126H131ZM137 127H138L139 129H138ZM157 127H158V125H157ZM164 127H165V126H164ZM187 127H188V126H187ZM189 127H190V126H189ZM196 127H197V126H196ZM220 127H218V129H215V130H216V131L218 130V132H219V130H222V129H223V126H222V129H221ZM236 127H237V126H236ZM34 128H35V127H34ZM64 128H65V127H64ZM103 128H104V127H103ZM103 128H102V129H103ZM120 128H119V129H120ZM124 128H122V129H124ZM129 128H130V127H129ZM183 128H184V127H183ZM191 128H192V127H191ZM191 128H190V131H192ZM202 128H203V127H202ZM243 128H244V125H243ZM17 129H16V130H17ZM65 129H66V128H65ZM72 129H73V128H72ZM75 129H76V128H75ZM102 129H101V130H102ZM142 129H143V128H142ZM156 129H157V128H155V130H156ZM159 129H160V126H159ZM196 129H197V128H196ZM198 129H199V128H198ZM198 129H197V130H198ZM231 129H232V128H231ZM237 129H238V128H237ZM254 129H255V128H254ZM7 130H8V129H7ZM69 130H70V129H69ZM135 130H134V131H135ZM149 130H150V129H149ZM151 130H152V128H151ZM155 130H153L152 133H153ZM168 130H167V132H168ZM176 130H175V131H176ZM179 130L181 131V129H179ZM179 130H178V131H179ZM187 130H188L187 132H189V128H187ZM225 130H228V129L226 128ZM225 130H222V132L225 131ZM3 131H4V130H3ZM11 131H12V130H11ZM35 131H36V130H35ZM41 131H42V130H41ZM64 131H66V130H64ZM114 131H115V130H114ZM118 131H119V130H118ZM121 131H122V130H121ZM159 131H160V130H159ZM159 131H158V132H159ZM180 131H179V132H180ZM201 131H202V130H201ZM232 131H233V130H232ZM238 131H239V129H238ZM4 132H5V131H4ZM4 132H3V134H4ZM9 132H10V131H9ZM16 132H17V131H15V132H13V133H16ZM18 132H19V131H18ZM20 132H21V130H20ZM47 132H48V130H47ZM58 132H59V133H58ZM71 132H72V131H71ZM179 132H177V134H178ZM212 132H214V131H212ZM229 132H231V130L228 131V133H229ZM6 133H7V131H6ZM67 133H68V134H67ZM67 133H64V134H65V135H66V134L69 135L70 132L68 131ZM78 133H79V132H78ZM78 133H77L76 136H78ZM80 133H81V132H80ZM80 133H79V134H80ZM106 133H107V132H106ZM110 133H111V132H110ZM126 133H127V131H126ZM131 133H132V132H131ZM131 133L129 134L130 136H132ZM152 133H151V134H152ZM189 133H190V132H189ZM202 133H203V132H202ZM220 133H221V132H220ZM233 133L236 134L235 131H234ZM249 133H250V132H249ZM8 134H10V133H8ZM8 134H7V135H8ZM11 134H12V133H11ZM18 134H19V133H18ZM37 134H38V133H37ZM41 134H42V133H41ZM83 134H85V133H83ZM83 134H82V136H83ZM107 134H108V133H107ZM119 134H120V133H119ZM132 134H134V133H132ZM156 134H157V133H156ZM159 134H160V133H158V136H159ZM180 134H181V133H180ZM182 134H183V133H182ZM190 134H191V133H190ZM197 134H198V133H197ZM214 134H216V133L214 132ZM223 134L225 135V133H223ZM240 134H242V133H240ZM245 134H246V133H245ZM5 135H6V134H5ZM5 135H3V137H4ZM23 135H24V133H23ZM23 135H22V136H23ZM86 135H88V134H86ZM111 135H112V134H111ZM115 135H117V134H115ZM129 135H128V136H129ZM143 135H144V133H143ZM161 135H162V134H160V136H161ZM221 135H222V134H221ZM227 135L229 136V134H227ZM242 135H243V134H242ZM11 136H12V135H11ZM46 136H45V137H46ZM62 136H63V135H62ZM101 136H102V135H101ZM125 136H126V135H125ZM128 136H127V137H128ZM130 136H129V137H130ZM134 136H135V137L132 136L133 139L138 138V136H137L136 134H135ZM136 136H137V137H136ZM144 136H145V135H144ZM150 136H151V135H150ZM160 136H159V137H160ZM219 136H220V135H219ZM225 136H226V135H225ZM246 136H247V135H246ZM257 136H258V135H257ZM257 136H256V137H257ZM3 137L1 136L0 138H3ZM8 137H9V136H8ZM14 137H15V136H14ZM17 137H18V136H17ZM32 137H33V136H32ZM63 137H64V136H63ZM63 137H62V138H63ZM67 137H68V136H67ZM67 137H66V138H67ZM89 137H90V136H88V138H89ZM103 137L106 138L105 136H103ZM114 137H115V136H114ZM114 137H113V136H107V140L110 139V138L112 139V138H114ZM155 137H156V136H155ZM159 137H158V138H159ZM185 137H186V136H185ZM188 137H189V136H188ZM208 137H209V135H207V138H208ZM226 137H227V136H226ZM226 137H225V138H226ZM232 137H233V136H232ZM238 137H240V136L237 135V137H234V138H238ZM244 137H245V136H244ZM62 138H61V139H62ZM90 138H91V137H90ZM90 138H89V140H92V139H90ZM104 138H103V139H104ZM116 138H118V137L116 136ZM120 138H122V137L120 136ZM120 138H119V140H120ZM130 138H131V137H130ZM139 138H140V137H139ZM194 138H195V139H194ZM204 138H205V137H204ZM223 138H224V137H223ZM223 138H221V139H223ZM229 138H230V137H229ZM240 138H241V137H240ZM247 138H248V137H247ZM252 138H253V137H252ZM22 139H23V138H22ZM49 139L47 138L48 141H49ZM63 139H64V138H63ZM81 139H82V138H81L80 136H78V138H75V139H73L72 141H74V140H81ZM101 139H102V137H101ZM114 139H115V138H114ZM114 139H113V140H114ZM175 139H176V143H175V144H173L172 142H170V145H169V143H166V142H165L166 145L168 144V150H169V153H168V154H170V156H171V162H172V164H170L171 162H168V163H169L170 165H172V166H173V165L175 166V164L173 163V160H174L173 151L175 150L176 155H178V154H179V147H180L181 143H183V144H185V145L187 146L188 152H191V151H192V148H191V144H192V143H195L196 147L199 146L198 149H199L200 153H199V152H198V153H199V155H200V154H201V155L198 156V157H201V156L204 155V154L206 155V153H207V151H208V148L211 149V148L214 147V145L216 146V141H214V143H215L214 145H212L213 143H208L209 141H207L208 144L206 143V145L204 144V146H203V144H201V143H200L201 146L198 145L197 141L202 140V137H200L199 134H198V137H197L196 134H195V136H194V135L192 136V139H194L195 141L193 142V141L191 140V141H192L191 143H189V142H188V143H187V142H184L185 140L183 141V140L179 137V134H178V136H176ZM231 139H232V138H231ZM241 139H242V138H241ZM244 139H245V138H244ZM25 140L27 141V139H25ZM25 140H24V141H25ZM32 140H33V139H32ZM47 140H46L45 138L40 139V141H39V145H41V146L43 145V146H44L45 143H48ZM57 140H56V141H57ZM64 140H65V139H64ZM89 140L87 139L86 141H89ZM115 140H116V139H115ZM115 140H114V141H115ZM127 140H128V139H127ZM144 140H145V139H144ZM204 140H206V139H204ZM204 140H203V141H204ZM217 140H218V138H217ZM224 140H225V139H224ZM232 140H233V139H232ZM247 140H249V138H248ZM250 140H251V139H250ZM34 141H35V138H34ZM46 141H47V142H46ZM56 141H55V143H56ZM65 141H66V140H65ZM65 141H63V142L66 143ZM72 141H70V142H72ZM82 141H83V140H82ZM82 141H81V142H82ZM86 141H83V143H85ZM92 141H93V140H92ZM95 141H96V140H95ZM95 141H94V144L96 143ZM168 141H169V139H168ZM221 141H223V140H221ZM234 141H238V142H240V139H237V140H234ZM5 142H6V141H5ZM19 142H20V141H19ZM123 142H126V144H127V141H125V139H124ZM123 142H121L120 144H122ZM210 142H211V141H210ZM238 142H237V143H238ZM241 142H243V141H241ZM241 142H240V144H241ZM244 142H245V141H244ZM244 142H243V143H244ZM251 142H253V141H251ZM7 143H8V142H7ZM17 143H18V142H16L15 140H11V141L9 142L8 148L10 149V148L12 147V149H13V146H14L15 144L17 145ZM29 143H30V142H29ZM49 143L53 145L54 141H53V143H52V142H49ZM49 143H48V144H49ZM98 143H99V142H98ZM106 143H107V142H106ZM115 143H116V142H115ZM115 143H114V144H115ZM140 143H141V144H140ZM140 143L136 142V144H139L140 146L142 145V143L145 144L143 141H142V142L140 141ZM153 143H154V142H153ZM155 143H156V142H155ZM235 143H236V142H235ZM243 143H242V144H243ZM0 144H3V143H0ZM76 144H77V143H75V145H76ZM90 144H91V141H90ZM156 144H158V143H156ZM227 144H228V143H227ZM248 144H249V143H248ZM60 145H61V142H60ZM72 145H73V144H70L69 147H71ZM83 145H84V144H83ZM91 145L93 146V144H91ZM101 145H102V144H101ZM101 145H100V146H101ZM105 145H106V144H105ZM116 145H117V143H116ZM146 145H147V144H145V148H146ZM211 145H212L213 147H212ZM217 145H218V144H217ZM0 146H1V145H0ZM21 146H22V145H21ZM27 146H28V144H27ZM47 146H48V147H47ZM47 146H46L47 149H49V145H47ZM65 146L67 147V145H65ZM78 146L81 147L79 144H78ZM78 146H77V147H78ZM97 146H98V145H97ZM100 146H99V147H100ZM124 146H125V145H124ZM124 146H122V148H124ZM135 146H136V145H135ZM153 146H154V145H153ZM153 146H152V147H153ZM156 146H157V145H156ZM159 146L161 147V145H159ZM218 146H219V145H218ZM218 146H216V147H218ZM248 146H250V145H248ZM22 147H23V146H22ZM28 147H29V146H28ZM59 147H60V146H59ZM62 147H63V146H62ZM72 147H73V146H72ZM72 147H71V148H72ZM82 147H84V146H82ZM101 147H104V145H102ZM101 147H100V148H101ZM126 147H127V146H126ZM126 147H125V150H126ZM152 147H151V148H152ZM216 147H215V148H216ZM227 147H228V146H227ZM234 147H235V146H234ZM5 148H7V145H6ZM8 148H7V150H6V149H5V150L2 149L3 151H5V154L8 153V151H9ZM50 148H51V147H50ZM57 148H58V147H57ZM97 148H98V147H97ZM114 148L116 149V147H114ZM136 148H137V147H136ZM143 148H144V147H143ZM165 148H167V147H165ZM22 149H23V148H22ZM22 149H21V150H22ZM26 149H27V147H25V150H26ZM28 149L32 150V152H33V150H34V148H32V149H31V148H28ZM39 149H40V148H39ZM44 149H45V148H43L42 150H44ZM53 149H54V148H53ZM53 149H52V150H53ZM55 149H56V148H55ZM55 149H54V150H55ZM63 149H64V148H63ZM63 149H62V150H63ZM88 149H89V146H88ZM90 149H91V148H90ZM98 149H99V148H98ZM155 149H158V148H155ZM155 149H153V150H155ZM160 149H161V148H160ZM162 149H163V148H162ZM213 149H214V148H213ZM224 149H225V148H224ZM224 149H223V150H224ZM229 149H230V145H229ZM0 150H1V148H0ZM23 150H24V149H23ZM30 150H28V154H29ZM35 150H36V148H35ZM62 150H61V153H62L63 151H64V153H66V151H65L66 149L63 150V151H62ZM68 150L71 151L70 148H69ZM79 150H80V149H79ZM139 150H140V149H139ZM146 150H147V149H146ZM150 150H151V149H150ZM158 150H159V149H158ZM223 150H222V151H223ZM226 150H227V149H226ZM3 151H2V154H1V155H3ZM38 151H39V150H38ZM55 151H56V150H55ZM70 151H69V152H70ZM87 151L90 152L89 150H87ZM93 151H94V150H93ZM93 151H91V152H93ZM102 151H103V149H102ZM166 151H167V150H166ZM216 151H217V148H216ZM216 151H215V153H217ZM229 151H230V150H229ZM41 152L44 153V155H45V153H46L45 151H44V152L41 151ZM52 152H54V151H52ZM146 152H147V151H146ZM154 152H155V151H154ZM162 152H163V151H162ZM162 152H161V154H162ZM195 152H196V151H195ZM227 152H228V150H227ZM231 152H232V151H231ZM258 152H259V151H258ZM260 152H261V151H260ZM13 153H14V152H13ZM30 153H31V152H30ZM35 153H36V152H33L32 156L37 155V154H35ZM67 153H68V152H67ZM82 153H84V152L82 151ZM93 153H96V152L94 151ZM93 153H92V154H93ZM105 153H106V152H105ZM68 154H69V153H68ZM70 154H71V153H70ZM76 154H77V153H76ZM76 154H74V157H75ZM120 154H121V152H120ZM147 154H148V152H147ZM153 154H154V153H153ZM161 154H158V155L160 156ZM20 155L22 156V154H20ZM55 155H56V154H55ZM57 155H58V153H57ZM63 155H64V154H63ZM72 155H73V154H72ZM72 155H71V156H72ZM93 155H94V154H93ZM121 155H122V154H121ZM139 155H140V153H139ZM194 155H195V154H194ZM197 155H198V154H197ZM208 155H209V154H208ZM3 156H4V155H3ZM9 156H11V155H9ZM32 156H31V154H30V157H32ZM69 156H70V155H69ZM105 156H106V155H105ZM206 156H207V155H206ZM230 156H231V155H230ZM232 156H234V155H232ZM232 156H231V157H232ZM253 156L255 157V155H253ZM7 157H8V154H7V156H6V159H7ZM30 157H29V158H30ZM44 157H45V156H44ZM51 157H52V156H51ZM79 157H80V156H79ZM79 157H78V160H79ZM97 157L99 158L100 156H99V155L96 156L95 159H96ZM117 157H118V156H117ZM140 157H142V156L140 155ZM140 157H138V158H140ZM143 157H144V155H143ZM145 157L147 158V156H145ZM149 157H150V156H149ZM222 157H224V156H222ZM32 158H33V157H32ZM37 158H39V157H37ZM47 158L49 159L50 157H47ZM52 158H53V157H52ZM64 158H65V157H64ZM76 158H77V157H76ZM85 158H86V155H85ZM106 158L109 159V156L106 157ZM124 158H125V157H124ZM132 158H133V157H132ZM259 158H260V157H259ZM26 159H27V158H26ZM45 159H46V158H45ZM89 159H90V158H89ZM89 159H87V160H89ZM93 159H94V158H93ZM101 159H102V158H101ZM108 159H107V160H108ZM125 159H126V158H125ZM127 159H128V158H127ZM129 159H130V158H129ZM134 159H135V158H134ZM157 159H158V158H157ZM161 159H162V158H161ZM186 159H187L188 161H189V159H190V156H188L187 154H186ZM199 159H200V158H199ZM203 159H204V158H203ZM207 159H208V158H205L204 163L207 162ZM213 159L215 160V158H213ZM3 160H5V159H3ZM30 160H31V158L28 160L27 163H28V164L30 165V167H31V166H32V165H31V164H32V161H30ZM75 160H76V159H75ZM84 160H86V159H84ZM96 160H98V159H96ZM99 160H100V159H99ZM123 160H124V159H123ZM130 160L132 161V163H135V162H136V161H135L136 159H135V160L130 159ZM164 160H165V159H164ZM169 160H170V159H169ZM214 160H213V162H214ZM252 160H253V157H252ZM1 161H2V160H1ZM5 161H6V160H5ZM17 161H19V160H17ZM60 161H61V160H60ZM66 161H67V159H66ZM72 161H74V160H72ZM90 161H91V160H90ZM94 161H95V160H93V162H94ZM101 161H102V160H101ZM161 161H162V160H161ZM167 161H168V160H167ZM190 161H191V160H190ZM257 161H258V160H257ZM55 162H58V160L55 161ZM75 162H78V161H75ZM85 162H86V161H85ZM95 162H96V161H95ZM143 162H144V161H143ZM163 162H164V161H163ZM245 162H246V161H245ZM255 162H256V161H255ZM46 163H47V162H46ZM53 163H54V162H53ZM58 163H59V162H58ZM67 163H68V162H67ZM81 163H82V162H81ZM81 163H78V164H81ZM91 163H92V162H91ZM91 163H89V165H90ZM146 163H148V165H149V162H146ZM195 163H198V161L195 162ZM236 163H237V162H236ZM28 164H26L25 166H26L27 168L31 169L30 167H28V166H29ZM40 164H41V163H40ZM42 164H43V163H42ZM47 164H48V163H47ZM59 164H60V163H59ZM69 164H72V163L69 162ZM103 164H104V163H103ZM108 164H109V163H108ZM108 164H106V165L108 166ZM114 164H115V166H114L115 169L118 168V170H120L121 168H123V167H118V166H116V163H114ZM120 164H121V163H120ZM120 164H119V165H120ZM124 164H126V163H123V164H121L120 166H124ZM158 164H159V163H158ZM165 164H167L166 160H165ZM232 164H233V162H232ZM247 164H248V163H247ZM16 165H17V164H16ZM65 165H66V164H65ZM74 165H75V166H78L77 164H73L71 168H73ZM87 165H88V164H87ZM96 165H98V164H96ZM112 165H113V164H112ZM170 165H169V167L171 168L172 166H170ZM205 165H207V163H206ZM242 165H243V163H242ZM17 166H19V165H17ZM37 166H38V165H37ZM45 166H47V165H45ZM90 166H91V165H90ZM99 166H101V165H98V167H99ZM109 166H110V164H109ZM109 166H108V167H109ZM128 166H129V165L127 164V168H128ZM161 166H162V165H161ZM163 166L166 167L165 165H163ZM246 166H247V165H246ZM12 167H13V166H12ZM23 167H24V166L22 165V168H23ZM62 167L65 168L66 166H65V167L62 166ZM62 167H60V168H62ZM86 167H87V166H86ZM110 167H111V166H110ZM110 167H109V168H110ZM125 167H126V166H125ZM145 167H146V166H145ZM157 167H160V166L157 165ZM217 167H218V166H217ZM238 167L240 168V166H238ZM17 168H18V167H17ZM24 168H25V167H24ZM27 168H25L24 170L27 171ZM39 168H40V167H39ZM45 168H46V167H45ZM102 168H103V166H102ZM102 168L99 169V170L101 171ZM111 168H112L111 170H113V171L115 170V169H113V167H111ZM119 168H120V169H119ZM166 168H167V167H166ZM172 168H173V167H172ZM194 168H196V167H194ZM194 168H193V169H194ZM242 168H243V167H242ZM246 168H247V167H246ZM4 169H5L4 166H0V186L3 187L1 192H3V190H4L5 192H3V193H6V191L9 193V197L6 199V201H5L4 203H5V204L7 203V204L9 205L8 207H9L10 211H7L6 213H3V212L1 211L2 213H0V214L3 215V218H7L6 220H8V218H10V219L12 220V219H14V218L16 217V218H18V220H19V222L17 221L18 223H20V224H24V225H26L27 227H28V224H30V222H31L32 225H35L34 228L36 227V229L39 228V227H41V226H42V222H43L42 220L44 219V220L46 221L48 218H46V219L43 218V219H42V217H43V215H42V209H43V205L45 204V202H46L47 199H45L44 191L41 190V189H43V188L39 186V184H40L39 182H40V181H39L38 179H35V180L32 182V183H33V188L28 187V189H32V195L29 194L30 197H28V196H27V193H26L27 191H26L24 188H19L20 185H19L18 188H16V187H15V184H14V187H15V188H13V187H11V186H8V185H9L8 182H7L8 184H6V181H7V175H6V173L4 172ZM6 169H8V168H6ZM35 169H36V168H35ZM41 169H42V168H41ZM43 169H44V168H43ZM43 169H42V171H44ZM56 169H57V168H56ZM68 169H70V168H67V170H68ZM80 169H81V167H80ZM86 169L88 170L89 168H86ZM86 169H85V170H86ZM92 169H93V168H92ZM92 169H91V170H92ZM95 169H96V168H95ZM104 169H106V168H103V170H104ZM107 169H108V168H107ZM123 169L125 170V168H123ZM144 169H146V170L149 169L148 171H151V170H150V167H148V168L146 167V168H144ZM187 169H188V168H187ZM193 169H192V170H193ZM212 169H213V168H212ZM232 169H233V168H232ZM11 170H13V169H11ZM11 170H10V171H11ZM24 170H23V173H24ZM39 170H40V169H39ZM70 170H72V169H70ZM74 170H75V167H74ZM93 170H94V169H93ZM121 170H122V169H121ZM121 170H120V171H121ZM124 170H123V171H124ZM127 170L129 171V169H127ZM160 170H163V171H160ZM160 170H158L157 172H158V173H160V172L164 173V172H165L163 168H161ZM198 170H199V168H198ZM201 170H202V169H201ZM208 170H209V169H208ZM15 171H18V170H16V168H15ZM19 171H20V170H19ZM42 171H40V172H42ZM123 171H121V174L124 173L122 176H126V175H127V174L125 175L126 171H124V172H123ZM159 171H160V172H159ZM210 171H211V170H210ZM218 171H219V170H218ZM239 171H240V170H239ZM6 172H7V170H6ZM62 172H63V170H62ZM64 172H65V171H64ZM68 172H69V171H68ZM73 172H75V171H72V174H74ZM79 172H80V171H79ZM94 172H95V173H94L95 175L93 174L92 177L95 176V179H96V177H98V172H99V171H98V172H97V171H94ZM117 172H118V171L116 170V175H117ZM122 172H123V173H122ZM129 172H130V171H129ZM168 172H169V171H168ZM173 172H174V171H173ZM173 172H171V174H172ZM177 172H178V173H177ZM204 172H205V171H204ZM222 172H223V171H222ZM227 172H228V173H231V172H229V171H227ZM14 173H15L14 170L10 172V174H12L11 179L14 178V175H13ZM20 173H22V172H20ZM20 173H19V174H20ZM27 173H28V171H27ZM27 173H26V174H27ZM31 173H32V171H30V173L28 174V177H29V175H30ZM38 173H39V172H38ZM65 173H67V171H66ZM65 173H64V174H65ZM75 173H76V172H75ZM158 173H157V174H154L156 178L162 176V175H161V176H160V175L158 176ZM176 173H177V174H176ZM202 173H203V172H202ZM211 173H212V172H211ZM233 173H234L233 175H235V174L237 175V172H233ZM241 173H243V172H241ZM241 173H240V174H241ZM245 173H246V171H245ZM10 174H9V175H10ZM26 174H25V175H26ZM59 174H60V173H59ZM59 174H58V176H60ZM61 174H62V173H61ZM72 174H71V175H72ZM76 174H77V173H76ZM79 174H80V173H79ZM100 174H101V172H100ZM100 174H99V175H100ZM103 174H104V173H103ZM110 174H111V173H110ZM114 174H115V173H114ZM121 174H120V175H121ZM151 174H152V171H151ZM160 174H161V173H160ZM209 174H210V173H209ZM25 175H24V176H25ZM35 175H37V174H35ZM42 175H43V174H42ZM49 175H50V174H48V176H49ZM52 175H53V177H54V175H55V177L57 176L56 174H52ZM62 175H63V174H62ZM80 175H81V174H80ZM82 175H83V174H82ZM96 175H97V176H96ZM116 175H115V176H116ZM169 175H170V173H169ZM179 175H180V172L178 171V169H175V172L173 173V178H174V176L177 177V176H179ZM201 175H202V174H201ZM204 175H205V174H204ZM226 175H227V174H226ZM236 175L233 176V177L231 176L232 179H233L234 177L236 178ZM242 175H243V174H242ZM1 176H2V177H1ZM15 176H16V173H15ZM26 176H27V175H26ZM58 176H57V178H58ZM83 176H85V174H84ZM185 176H186V175H185ZM185 176H183V177H185ZM206 176H207V173H206ZM208 176H210V175H208ZM216 176H217V175H216ZM239 176H240V178H238V176H237L238 180H239V181H242L241 179H242L243 176H241V175H239ZM245 176H246V174H245ZM245 176H244L243 178H245ZM9 177H10V176H9ZM22 177H23V176H22ZM28 177H27V178H28ZM35 177H36V176H35ZM51 177H52V176H51ZM51 177H50V178H51ZM80 177H81V176H80ZM105 177H106V176H104V179H103V180H102L103 176H102V177L100 176L99 178H100L102 181H105V182H106V181L108 182V180H109L108 183H110V180H111V179H110V177H109V174H108V176L106 177V178L109 177L108 180H106ZM146 177H147V179H148V176H146ZM179 177H182V174H181ZM227 177H229V176L227 175ZM231 177H229V178H230L231 182L234 183L236 180L233 181V180L231 179ZM31 178H32V177H30L29 179H31ZM33 178H34V177H33ZM33 178H32V179H33ZM64 178H65V177H64ZM78 178H79V177H78ZM99 178H97V179H99ZM123 178H124V177H123ZM125 178H126V177H125ZM125 178H124V179H125ZM129 178H132V175H131V177H129ZM149 178H150V177H149ZM165 178H166V177H165ZM188 178H189V177L187 176V179H188ZM209 178H210V177H209ZM209 178H208V179H209ZM219 178H220V177H219ZM229 178H228V179H229ZM237 178H236V179H237ZM18 179H19V178H18ZM20 179H21V178H20ZM54 179H56V178H53L52 180H54ZM82 179H83V177H82ZM87 179H88V181H86ZM87 179H86V180L84 179L83 181H85V182H89V179L91 180V178H88V176H87ZM97 179H96V181H97ZM100 179H99V180H100ZM150 179H151V178H150ZM168 179H170V182H171V180H172L171 175H170V177H169ZM177 179L180 180V178H177ZM177 179L173 180L172 183H173V184H174L175 182L178 183L179 181H178ZM189 179H190V178H189ZM199 179H200V178H199ZM199 179H198V180H199ZM211 179H212V178H211ZM214 179L217 180L218 178L216 177V178H214ZM13 180H14V179H12V181H13ZM24 180H25V179H24ZM47 180H48V178H47ZM49 180H50V179H49ZM49 180H48V181H49ZM65 180H66V179H65ZM80 180H81V178H80ZM99 180H98V181H99ZM101 180H100L99 182H101ZM125 180H126V179H125ZM128 180L130 181V179H128ZM144 180H145V178H144ZM152 180L155 181L156 179L153 178ZM182 180H183V179H182ZM184 180L186 181V178H185ZM184 180L182 181L183 183H182V182H179V184L182 185V186H184V183H185V184L187 183V181L184 182ZM209 180H210V179H209ZM216 180H215V181H216ZM224 180H226V179H224ZM243 180H245V179H243ZM246 180H247V179H246ZM16 181H17V180H16ZM18 181H20V180H18ZM45 181H46V180H45ZM54 181H56V180H54ZM67 181H68V179H67ZM67 181H63V182H66L65 184H67V183H68ZM81 181H82V180H81ZM91 181H92V180H91ZM123 181H124V180H122V182H121L122 184L125 183V182H123ZM174 181H175V182H174ZM180 181H181V180H180ZM218 181H219V179L217 180V182H214V183H218ZM226 181H227V180H226ZM9 182H10V181H9ZM24 182H25V181H24ZM27 182L29 183V181H27ZM52 182H53V181H52ZM52 182H51V183H52ZM57 182H58V181H57ZM63 182H62V183H63ZM73 182H74V181H73ZM93 182H94V181H92V183H93ZM135 182H136V180H135ZM135 182L133 181L132 184H134ZM148 182H151V181H148ZM148 182H147V183H148ZM155 182H156V181H155ZM198 182H199V181H198ZM206 182H207V181H206ZM206 182H205V183H206ZM210 182H211V183H210ZM210 182L208 181V183L206 184V186L209 187V189H212V188H213V184H212V183H213V180H210ZM224 182H225V181H224ZM224 182H223V183H224ZM243 182H244V181H243ZM246 182H247V181H246ZM11 183H12V182H11ZM13 183H14V182H13ZM16 183H17V182H16ZM41 183H43V182H41ZM58 183H59V182H58ZM60 183H61V182H60ZM102 183H103V182H102ZM121 183H120V184H121ZM127 183H128V181H127ZM127 183H126V184H127ZM140 183H141V182H140ZM142 183H145V185H146V181H144V182H142ZM142 183H141V184H142ZM166 183H167V182H166ZM166 183H165V185H166ZM168 183H169V182H168ZM172 183H169V184H167V185H170V184H172ZM177 183H176V184H177ZM189 183H190V182H188L186 185H188ZM220 183H222V181H221V182L219 181L218 184H220ZM227 183H228V182H227ZM233 183H232V184H233ZM238 183H239V182H238ZM24 184H25V183H24ZM26 184H27V183H26ZM29 184H30V183H29ZM43 184H44V183H43ZM43 184H41V185H43ZM54 184H55V183H54ZM54 184H53V185H54ZM65 184H64V185H65ZM98 184H99V183H98ZM106 184H107V183H106ZM111 184H112V183H110V185H111ZM120 184H119V185H120ZM132 184H131V187H130L129 185H127V186L130 187V188H136V187H138V186H136V187H132ZM141 184L138 183V185H141ZM210 184H211L212 188L210 187ZM228 184H229V183H228ZM228 184H227V186H228ZM240 184H241V182H240ZM245 184H247V183H245ZM250 184H251V183H250ZM250 184H247V185H248V186H251ZM30 185H32V184H30ZM45 185H46V184H45ZM69 185H70V184H69ZM88 185H89V184H88ZM88 185H86L87 189L91 188V185H90V187H88ZM110 185H109V184H108V185H104L105 187L102 186V188H106V190H107V191L105 192L106 194H105V193H104V194L99 193V191L96 190L97 185H96V187H94V190H96L97 192H95V191L93 192V189H90V190H91V194H92L91 196H89V195L86 196L85 193H84L85 195H84V194L82 195L83 191H80V195H81V196H84V197H82V198H83L85 201H89V203H90L91 201L93 202V203H91V204H93L92 206L89 204V206H91L92 214H91V215H87V216H86L85 214L89 211V206L87 205L88 202H85V201L83 200L84 202H81L82 204H79L80 201H78V200H79V199H78V195H76L77 198L74 199V201L78 199V200H77L78 203L75 204V202L72 200V198L75 197V193H73V191H72V189H71L72 194L74 195V197H71V201H72L73 203H72V202H69V203H70V204L72 203V205L75 204L74 209L72 208L74 214H76V216L79 215L80 219H83V220H81L82 222H80V225H81V223L84 224L83 227H85V226L87 225L85 228H87V227L89 226V227L86 229V230H88V231H89V230H90L91 232H92V230H93V231H96V234H95V237H94V238L91 237V238H92L91 240L87 238L88 241H90V242H89V247L92 248L93 251L95 250V252H97L98 249H99V250H101V249L106 250V249H107V246H108V244L104 241L105 237H104L103 239H98L100 231H99L98 229H96V228H97V226H98V221H100V220H99L100 217H98L99 214L97 215V213H96L97 211L95 210V208H97V207H96L97 202H99L100 205H101L102 202H103L104 205H105V203H106L105 198H104L105 196H107V195H108V196L113 195V194H111L112 191H108L109 188L106 187V186H110ZM113 185H114V184H113ZM117 185H118V184H117ZM117 185H116V186H113V187L119 188V187H117ZM124 185H125V184H124ZM198 185H199V184H198ZM203 185H205V184L203 183ZM208 185H209V186H208ZM225 185H226V184L224 183L223 186H225ZM28 186H29V185H28ZM62 186H63V185H62ZM71 186H72V185H71ZM127 186H126V187H127ZM134 186H135V185H134ZM182 186H178V187L183 188ZM219 186H220V185H219ZM223 186H222V187H223ZM236 186H237V185H236ZM22 187H23V186H22ZM100 187H101V186H100ZM100 187H99V188H100ZM155 187H156V186H155ZM165 187H166V186H165ZM167 187H168V186H167ZM176 187H177V186H175V188H176ZM217 187H218V186H216V187L213 188V189L216 190ZM233 187H234V186H233ZM49 188L52 189V187L49 186V187H48V190L46 189V190H47V191H46L47 194H48V192L50 191ZM54 188H55V185H54ZM54 188H53V189H54ZM60 188H61V187H60ZM84 188H85V185H84ZM110 188H111V186H110ZM122 188H124V186H120V189H119V190H121ZM140 188H142V187L140 186ZM163 188H164V187H163ZM170 188H171V187H170ZM218 188H219V187H218ZM239 188H240V187H239ZM243 188H244V187H243ZM249 188H251V187H249ZM252 188H253V187H252ZM28 189H27V190H28ZM53 189H52V190H53ZM65 189H66V188H65ZM97 189H98V188H97ZM100 189H101V188H100ZM113 189H114V188H113ZM146 189H147V187L145 188L146 195H147L148 190H146ZM151 189H152V188H151ZM151 189H150V191H152V190L155 191L157 188H156L155 190H154V189L151 190ZM183 189H184V188H183ZM213 189H212V190H213ZM225 189H226V188H224L223 190H225ZM54 190H55V189H54ZM54 190H53V191H54ZM56 190H57V189H56ZM56 190H55V191H56ZM69 190H70V189L67 190V193H68ZM98 190H99V189H98ZM125 190H127V191H125ZM142 190H143V189H142ZM164 190H165V189H164ZM167 190H169V193H171V192H170L171 189H169V187H168ZM177 190H178V189H177ZM179 190H180V189H179ZM185 190H186V189H185ZM187 190H188V189H187ZM187 190H186V191H187ZM195 190H196V189H195ZM240 190H241V189H240ZM29 191H31V190H29ZM84 191H85V190H84ZM115 191H116V190H115ZM122 191H123V190H122ZM122 191H117V192L122 193ZM156 191H158V190H156ZM159 191H160V190H159ZM180 191H182V190H180ZM188 191H189V190H188ZM188 191H187V192H188ZM196 191H197V190H196ZM1 192H0V193H1ZM51 192H52V191H51ZM56 192H58V191H56ZM86 192H87V191H86ZM109 192H110V194H109ZM128 192H129V189H128V188H125V189H124L123 197L126 196L125 193H127V196H128L129 194H133V193H135L137 196L135 197V194H133V195H134V197H135V200H137V199H136L137 197H138V198H141V197L138 196V195H139V194L141 195V193H142L143 191H142V192H139V194H137L136 191H133V193H128ZM131 192H132V191H131ZM199 192H200V191H199ZM209 192H210V191H209ZM253 192H255V191H253ZM253 192H252V193H253ZM3 193H2V194H3ZM53 193H54V192H53ZM58 193H59V192H58ZM62 193H66V192L62 191ZM62 193H61V194H62ZM87 193H88V192H87ZM112 193H114V192H112ZM115 193H116V192H115ZM148 193H149V192H148ZM169 193H168V194H169ZM172 193H174V192H172ZM214 193H215V192H214ZM229 193H231V194H230L231 196H235L238 192L236 193V191H235V195H233L234 193H232V190H231ZM239 193H241V191H240ZM244 193H245V192H244ZM50 194H51V193H49V196H50ZM56 194H57V193H56ZM72 194H71V195H72ZM116 194H117V193H116ZM116 194H115V196H116ZM163 194H165V193H163V191H162V195H163ZM166 194H167V193H166ZM174 194H175V193H174ZM183 194H184L185 196H186V194H187V196H188V193L185 194V191H184V193H182V195H183ZM196 194H197V192H196ZM204 194H205V193H204ZM209 194H210V193H209ZM0 195H1V194H0ZM4 195H5V194H4ZM41 195H44V202H43L42 204H38L37 201L39 200V198H40ZM104 195H105V196H104ZM124 195H125V196H124ZM170 195H172V194H170ZM178 195H179V194H176V199H177V196H178ZM198 195H201V193H199ZM202 195H203V194H202ZM210 195H212V194H210ZM215 195H216V193H215ZM230 195H229V196H230ZM245 195H246V194H245ZM245 195H244V197H246ZM253 195H254V194H253ZM52 196H53V195H51V197H52ZM108 196H107V197H108ZM115 196H114V197H115ZM129 196H130V195H129ZM129 196H128V197H129ZM172 196H173V195H172ZM179 196H180V195H179ZM179 196H178V198H180V200H181V199L183 200V198H182V197H179ZM187 196L185 197L186 199H187ZM190 196H191V197H190ZM190 196H188V197H189V198H192V194H190ZM205 196L208 197V195H206V194H205ZM239 196H240V195H239ZM239 196H238V197H239ZM0 197H1V196H0ZM56 197H57V196H56ZM56 197H55V198H56ZM58 197H60V196H58ZM65 197H66V195H65ZM121 197H122V196H121ZM134 197H133V199H134ZM174 197H175V195H174ZM195 197H196V196H195ZM197 197H198V199H196V200H199V196H197ZM206 197H205V198H206ZM247 197H248V196H247ZM251 197H252V196H251ZM253 197H254V196H253ZM259 197H260V196H259ZM46 198H48V196H47ZM129 198L132 199L131 197H129ZM162 198H163V197H162ZM185 198H184V200H185ZM189 198H188V199H189ZM208 198H210V197H208ZM208 198H207V199H208ZM216 198H217V196H216ZM218 198L220 199V198H222V197L219 195ZM226 198H229V197H226ZM52 199H53V198H52ZM69 199H70V198H69ZM120 199H121V198H120ZM133 199H132V201H133ZM188 199H187V200H188ZM203 199H204V197H203ZM239 199H240V198H238L237 200H239ZM252 199H253V198H252ZM258 199H259V198H258ZM21 200L25 201V202H24L25 204H19V202H20ZM48 200L50 201L49 198H48ZM66 200H67V199H66ZM138 200H140V199H138ZM138 200H137V201H138ZM162 200H163V199H162ZM177 200H178V199H177ZM177 200H175V201H177ZM182 200H181V202H182ZM189 200H191V199H189ZM193 200H194V199H193ZM200 200H201V199H200ZM208 200H209V201H208ZM208 200H207L208 202H210V201H211V203L213 202V198H212V200H210V199H208ZM222 200H223V199H222ZM231 200H232V198H231ZM246 200H247V199H246ZM254 200H255V199H254ZM18 201H19V202H18ZM94 201H95V202H94ZM152 201H153V200H152ZM154 201H156V200H154ZM169 201L171 202V200H169ZM228 201H229V202H232V201H230V199L227 200V202H228ZM234 201H235V200H234ZM247 201H249V200H247ZM255 201H256V203L258 202L257 200H255ZM52 202H54V200H53ZM121 202H122V201H121ZM130 202H131V201H130ZM150 202H151V201H150ZM158 202H159V201H158ZM163 202H164V201H163ZM170 202H169V204H170ZM178 202H180V201H178ZM200 202H201V201H200ZM200 202H198V203H200ZM219 202H222V201L219 200ZM227 202L225 201V203H227ZM252 202H253V201H252ZM22 203H23V202H22ZM47 203H48V202H47ZM58 203H59V202H58ZM60 203L63 204L62 202H60ZM69 203H68V204H69ZM84 203H86V205H85ZM131 203H132V202H131ZM146 203H147V202H146ZM146 203H145V204H146ZM164 203H165V202H164ZM182 203H183V202H182ZM225 203L223 202V204L225 205V208H228V209H229V207H226V206H228V205H226ZM236 203H237V202H236ZM0 204H1V203H0ZM5 204H4V205H5ZM48 204H49V203H48ZM68 204H67V205H68ZM125 204H126V203H125ZM160 204H161V203H160ZM167 204H168V203H167ZM171 204H173V203H171ZM174 204H175V203H174ZM176 204H177V203H176ZM208 204H209V203H208ZM213 204H214V202H213ZM215 204H216V203H215ZM223 204H222V205H223ZM227 204H228V203H227ZM253 204H254V203H253ZM1 205H2V204H1ZM54 205H55V204H54ZM67 205H66V206H67ZM72 205H71V206H72ZM137 205H138V204H137ZM146 205H148V204H146ZM150 205H151V203H150ZM152 205H153V204H152ZM154 205H155V204H154ZM158 205H159V204H158ZM164 205H165V204H164ZM219 205H220V207H221V204H220V203H219ZM232 205H233V203L231 204V206H232ZM234 205H235V204H234ZM2 206H3V205H2ZM50 206H51V208H50V210H51L53 205H50ZM55 206H56V205H55ZM55 206H54V207H55ZM66 206H62V205H61L60 208H61V207H62V208H65ZM68 206H69V205H68ZM86 206H87V207H86ZM102 206H103V205H102ZM102 206H101V207H102ZM113 206H114V205H113ZM144 206H145V205H144ZM144 206L142 207V209L144 208ZM161 206H162V208L164 209L165 212L169 213V212H168L169 210L166 211L162 204H161ZM167 206H168V205H167ZM172 206H173V205H172ZM174 206H175V205H174ZM203 206H204V204H203ZM205 206H206V204H205ZM213 206H214V205H213ZM216 206H218V203L216 204ZM242 206H244V205H242ZM249 206H250V204H249ZM252 206H254V205H252ZM252 206H251V209H252ZM255 206H257V205H255ZM54 207H53V210H52V211H55V210H54V209H55ZM93 207H95V208H93ZM145 207H148V206H145ZM157 207H158V206H157ZM233 207H234V206H233ZM233 207H230V209H232ZM236 207H238V206H236ZM258 207H259V206H258ZM56 208H57V207H56ZM62 208H61V209H62ZM70 208H71V207H70ZM92 208H93V209H92ZM104 208H105V207H104ZM124 208H125V207H124ZM139 208H140V207H139ZM159 208L162 210V208L160 207V205H159ZM159 208H158V209H159ZM167 208H168V207H167ZM177 208H178V207H177ZM177 208H176V209H177ZM216 208H218V207H216ZM216 208H215V209H216ZM66 209H67V208H66ZM140 209H141V208H140ZM168 209H169V208H168ZM179 209H180V208H179ZM220 209H223V206H222ZM233 209H234V208H233ZM233 209H232V210H233ZM258 209H259V208H258ZM48 210H49V209H48ZM50 210H49V211H50ZM68 210H69V209H68ZM94 210H95L96 212H95ZM161 210H160V212H161ZM173 210H175V209H173ZM177 210H178V209H177ZM232 210H231V211H232ZM253 210H255V209H253ZM57 211H59V209H58ZM62 211H63V210H62ZM64 211H65V209H64ZM157 211H158V210H157ZM164 211H163V212H164ZM175 211H176V210H175ZM216 211H217V210H216ZM235 211H236V210H235ZM60 212H61V210H60ZM65 212H66V211H65ZM65 212H62L61 214L63 215V213L65 214ZM69 212H70V211H69ZM69 212H68V213H69ZM170 212H171V211H170ZM177 212H178V211H177ZM177 212H176V214H177ZM181 212H182V211H181ZM228 212H230V211H228ZM237 212H238V211H236V212H234V213H237ZM258 212H260V211H258ZM53 213H54V212H53ZM100 213H102V212H100ZM104 213H105L104 215H107V216H108V217L106 216L107 219H108V218H111V217H110V214H111L110 212H107V213H109V215L106 214V211H105ZM134 213H135V212H134ZM148 213H149V212H148ZM231 213H232V212H231ZM54 214H55V213H54ZM71 214H72V213L70 212V215H71ZM112 214H113V213H112ZM122 214H123V216H124V214H125V210H124V213L122 212ZM132 214H133V213H132ZM138 214H139V213H138ZM141 214H142V213H141ZM143 214H146V215H147V212H146V213H143ZM143 214H142V215H143ZM150 214H151V213H150ZM154 214H155V213H153V215H150V216H148V217L151 219V216H154ZM159 214H160V213L158 212V213H156L155 215L158 216ZM170 214H174V213H170ZM182 214H183V212H182ZM51 215H52V214H51ZM118 215H119V214H118ZM133 215H134V214H133ZM133 215H132V217H133ZM135 215H136V217H137V216H140V217L142 216V215H137V214H135ZM135 215H134V216H135ZM164 215H166V214L164 213ZM179 215H180V213H179ZM179 215H178V216H179ZM206 215H207V212H206ZM206 215H205V216H206ZM257 215H258V213H257ZM63 216H64V215H63ZM72 216H73V215H71L70 218H71ZM123 216H122V217H123ZM192 216L194 217L195 214L192 215ZM197 216L199 217V214H198ZM230 216H232V215H230ZM234 216H236V215H234ZM0 217H1V216H0ZM73 217H75V216H73ZM73 217H72L71 219H73ZM117 217H118V216H117ZM120 217H121V215L119 216V218H120ZM136 217H135V218H136ZM145 217H146V216H144V217L142 216L140 219L145 218ZM148 217H147V220H148ZM159 217H160V216H159ZM161 217H162V219H163L165 216L161 215ZM161 217H160V218H161ZM183 217H184V215H182L181 218H180V216H179V218H180L181 220H182ZM198 217L196 218V221H197L196 224H198L197 226L199 227V225H200V223H199L200 220L198 221L197 219H199L200 217H199V218H198ZM212 217H213V216H212ZM215 217H216V216H215ZM137 218H139V217H137ZM156 218H157V217H156ZM174 218H175V217L172 216V219H170V220H172V221H169V222H168V223H170V222L172 223V224L169 225V226H171V227H173V226L175 227V226L177 225L178 217L176 216V218H177V220H176V225L173 224V220L175 221V219H176V218H175V219H174ZM202 218H203V217H202ZM202 218H201V219H202ZM206 218H207V217H206ZM230 218H232V217H230ZM233 218H234V219H233ZM233 218H232V219H233V223H234V220H235L236 217H233ZM0 219H2V218H0ZM49 219H50V218H49ZM68 219H69V218H68ZM77 219H79L78 216H77ZM123 219H124V218H122V220H123ZM133 219H134V218H133ZM152 219H153V217H152ZM165 219H167V218L165 217ZM184 219H185V218H184ZM184 219H183V221L185 222ZM238 219H239V218H238ZM56 220H57V219H56ZM69 220H70V219H69ZM136 220H137V219H136ZM144 220H145V219H144ZM163 220H164V219H163ZM167 220H168V219H167ZM167 220H166V221H167ZM186 220H187V218H186ZM203 220H204V219H203ZM206 220H208V219H206ZM240 220H241V219H240ZM15 221H16V220H15ZM47 221L50 222V220H47ZM47 221H46V222H47ZM83 221L86 222V225H85V223H83ZM139 221H140V220H139ZM155 221H156V219H155ZM166 221H164V222H166ZM3 222L7 224L8 221L5 222V220H4V221H2V223H1V221H0V223L4 225ZM134 222H135V220H134ZM158 222H159V221L157 220V221H156V224H159ZM180 222H181V221H180ZM188 222H189V221H188ZM201 222H203V221H201ZM204 222H206V221L204 220ZM240 222H241V221H240ZM15 223H16V222H14V224H15ZM78 223H79V222H78ZM78 223H76V224H78ZM100 223L102 224V222H100ZM100 223H99V225H100ZM135 223H136V222H135ZM139 223H141V222H139ZM139 223H138V224H139ZM161 223H163L162 220H161ZM31 224H30V225H31ZM60 224H61V223H60ZM63 224H64V222H63ZM63 224H62V227H63ZM67 224H69V223H67ZM67 224H66V225H67ZM76 224H75V225H76ZM185 224H186V223H185ZM191 224H192V223H191ZM263 224H264V223H263ZM11 225H13V220H12ZM30 225H29V226H30ZM132 225H133V224H132ZM132 225H131V226H132ZM140 225H141V224H140ZM142 225H144V221L142 222ZM142 225H141V226H142ZM163 225H164V224H163ZM172 225H173V226H172ZM179 225H180V224H179ZM179 225H178V226H179ZM227 225H228V224H227ZM16 226H20V225H16ZM16 226H15V228H16ZM55 226H56V225H55ZM58 226H59V225H57V227H58ZM60 226H61V225H60ZM60 226H59V227H60ZM73 226H74V225H73ZM76 226H77V225H76ZM134 226H135V224H134ZM160 226H161V224H160ZM178 226H176V227H178ZM194 226H195V225H194ZM194 226H193V227H194ZM0 227H1V225H0ZM2 227H4V226H2ZM9 227H10V226H9ZM11 227H14V226H11ZM30 227H31V226H30ZM32 227H33V226H32ZM32 227H31V228H32ZM48 227H50V226H48ZM57 227H54V228H57ZM64 227H65V225H64ZM69 227L71 228V226H69ZM74 227H75V226H74ZM136 227H138V226H136ZM142 227H143V226H142ZM176 227H175V228H176ZM183 227H185V225H182L181 228L179 227V228H180V229H179V232L182 231V229L185 230ZM198 227H197L196 229H199ZM17 228H18V227H17ZM19 228H20V227H19ZM19 228H18V229H19ZM22 228H23V226H22ZM24 228H25V227H24ZM34 228H33V229H34ZM42 228H43V226H42ZM46 228H47V227H46ZM46 228H44V229H46ZM65 228H66V227H65ZM85 228H84V229H85ZM115 228H116V227H115ZM117 228L119 229L118 226H117ZM145 228H146V227H145ZM33 229H30V230H33ZM52 229H53V228H51V230H52ZM61 229H62V228H61ZM67 229H68V228H67ZM101 229H102V227H101ZM110 229H112V228H110ZM121 229H122V228H120V230H121ZM138 229H139V228H138ZM146 229H147V228H146ZM13 230H14V229H13ZM19 230H20V229H19ZM19 230H18V232H19ZM34 230H35V229H34ZM34 230H33V231H34ZM49 230H50V229H49ZM49 230H48V232H49ZM69 230H70V229H69ZM86 230H85V231H86ZM97 230H98V232H97ZM124 230H125V229H124ZM132 230H133V233H136V231L134 232V230H135L134 228H133ZM132 230L129 229V231H131V233H132ZM139 230H140V229H139ZM177 230H178V229H177ZM256 230H257V229H256ZM21 231H22V230H21ZM21 231H20V232H21ZM35 231H36V230H35ZM40 231L42 232V230L39 229V232H40ZM43 231H44V230H43ZM58 231H59V230H58ZM61 231H62V233H64V234H68V233H67L65 230H63V229H62ZM64 231H65V232H64ZM85 231H84V232H85ZM113 231H115V229H114ZM142 231H143V233H146V231L144 232V229H143ZM147 231H148V230H147ZM196 231H197V230H196ZM200 231H201V228H200ZM230 231H231V233H232V230H230ZM233 231H234V230H233ZM0 232H1V231H0ZM14 232H15V231H14ZM18 232L16 231L17 235H18V236L20 235V237H21V236L23 235V233H22V235H21V234H19ZM25 232H26V231H25ZM25 232H24V233H25ZM45 232H47V231H45ZM54 232H55V231H54ZM70 232H71V231H70ZM84 232H83V234H84ZM106 232H108V231H106ZM120 232H121V231H120ZM120 232H119V233H120ZM166 232H167V231H166ZM177 232H178V231H177ZM185 232H186V231H185ZM194 232H195V231H194ZM198 232H199V231H198ZM260 232H261V231H260ZM2 233H3V232H2ZM6 233H7V232H6ZM35 233H36V232H35ZM55 233H56V232H55ZM62 233L59 232L60 235H61ZM111 233H112V232H111ZM117 233H118V232H117ZM133 233H132V234H133ZM147 233H148V232H147ZM183 233H184V232H183ZM183 233H182V235H183ZM215 233H216V232H215ZM217 233H218V232H217ZM229 233H230V232H229ZM231 233H230V234H231ZM252 233H253V232H252ZM4 234H5V233H4ZM4 234H3V235L0 234V235L4 236ZM11 234H12V231H11ZM11 234H10V235H11ZM30 234H31V233H30ZM33 234H34V233H33ZM41 234H44V233L42 232ZM46 234H47V233H45V235H46ZM78 234H79V233H78ZM78 234L76 233V236H78ZM114 234H115V233H114ZM132 234H130V235H132ZM171 234H172V232H171ZM205 234H207V233H205ZM224 234H225V233H224ZM230 234H229V235H230ZM262 234H263V233H262ZM12 235L15 237L14 233H13ZM39 235H40V234H39ZM47 235H48V234H47ZM49 235H50V237H51V235H54V233H53V232L51 233V231H50V232H49ZM49 235H48V236H49ZM74 235H75V234H73V236H74ZM105 235H106V234H105ZM105 235H104V236H105ZM107 235H109V232L107 233ZM123 235H124V234H123ZM130 235H129V237H130ZM143 235H144V234H143ZM166 235H167V234H166ZM169 235H170V234H169ZM196 235H197V233L195 234V236H196ZM225 235H226V234H225ZM253 235H254V234H253ZM260 235H261V234H260ZM2 236H1V237H2ZM13 236H11V238H10L9 236L6 235V237H9V239H17V237H16V238H13ZM24 236H26V238H27L28 235H24ZM24 236H23V237H24ZM41 236H42V235H41ZM54 236H56V234H55ZM58 236H59V235H57V237H58ZM67 236H68V235H67ZM134 236H135V235H134ZM134 236H133V238H134ZM163 236L165 237V234H164ZM178 236H179V233H178ZM184 236H185V235H184ZM216 236H217V235H216ZM227 236H228V235H227ZM23 237H21V238H23ZM43 237H44V235H43ZM52 237H53V236H52ZM52 237H51V238H52ZM61 237L63 238L64 236L61 235ZM79 237H80V236H79ZM79 237H75V238H79ZM111 237H113V236H111ZM124 237H125V235H124ZM124 237H122V238H124ZM131 237H132V236H131ZM145 237H146V236H145ZM145 237H144V238H145ZM156 237H157V236H156ZM159 237H160V236H159ZM180 237H182V236L180 235ZM180 237H179V238H180ZM188 237H189V236H188ZM198 237H200V238H198V240L201 239V238L203 239V237H201V236H198ZM213 237H214V235H213ZM30 238H33V236H31ZM34 238H35V237H34ZM47 238H49V237H47ZM64 238H66V236H65ZM107 238H108V236H107ZM113 238H114V237H113ZM113 238H112V239H113ZM115 238H116V239L119 238V239H121L120 241H122V238H121V237H115ZM126 238H128V237L126 236ZM172 238H173V237H172ZM172 238H171V240H172ZM195 238H196V237H195ZM214 238H215V237H214ZM3 239H4V241H5V238H3ZM9 239H8V241H9ZM19 239H20V238H19ZM19 239H18V240H19ZM28 239H29V237H28ZM37 239H38V238H37ZM39 239H40V238H39ZM80 239H81V238H80ZM82 239H83V238H82ZM116 239H115V240H116ZM134 239H136V238H134ZM146 239H148V238H146ZM167 239L170 240V237H169V238L167 237ZM173 239H174V238H173ZM182 239H183V238H182ZM182 239H181V241H182ZM185 239H187V237H186ZM215 239H216V238H215ZM223 239H224V238H223ZM232 239H233V238H232ZM232 239H231V240H232ZM239 239H240V238H239ZM248 239H249V238H248ZM6 240H7V239H6ZM22 240H23V239H22ZM24 240H26V239H24ZM29 240H30V239H29ZM32 240H34V239H32ZM43 240H45V238H44ZM43 240H41V241H43ZM84 240H85V238H84ZM115 240H113V241H115ZM117 240H118V239H117ZM124 240H125V239H124ZM128 240H129V238H128ZM132 240H133V239H132ZM161 240H162V239H161ZM164 240H165V239H164ZM171 240H170V241H171ZM177 240H178V239H177ZM218 240H220V239H218ZM224 240H225V239H224ZM30 241H31V240H30ZM74 241H75V240H74ZM76 241H77V240H76ZM85 241H86V240H85ZM85 241H84V242H85ZM118 241H119V240H118ZM134 241H135V240H134ZM140 241H141V240H140ZM142 241H143V240H142ZM147 241H148V240H147ZM150 241H151V240H150ZM159 241H160V240H158V242H159ZM166 241H168V240H166ZM166 241H164V242H166ZM172 241H173V240H172ZM181 241H180V242H181ZM199 241H200V240H199ZM203 241H204V239H203ZM203 241H202V242H203ZM225 241H226V240H225ZM252 241H253V240H252ZM5 242H6V241H5ZM10 242H11V241H10ZM10 242H9V244L12 243V242H11V243H10ZM22 242L25 244L24 241H22ZM34 242H35V240L32 241L31 243H34ZM38 242H39V241H38ZM38 242H37V243H38ZM48 242H49V241H48ZM79 242H80V240H79ZM115 242H117V241H115ZM155 242H156V241H155ZM158 242H156V243L158 244ZM214 242H215V241H214ZM231 242H232V241H231ZM235 242H239V241H235ZM235 242H234V243H235ZM240 242H241V241H240ZM260 242H261V241H260ZM6 243H8V242H6ZM15 243H17V241H16ZM15 243H14V244H15ZM23 243H21V240H20V245L23 244ZM31 243H30V246H31ZM39 243H40V242H39ZM50 243H53V242L51 241ZM77 243H78V242H77ZM80 243H83V242H80ZM80 243H79V244H80ZM85 243H87V244H86V246H87V245H88V242H85ZM85 243H84V244H85ZM108 243H109V242H108ZM134 243H136V242H134ZM144 243H145V242H144ZM149 243H154V242L151 241V242H149ZM149 243H148V244H149ZM167 243H168V242H166V245H168V247H170V246H169V243H168V244H167ZM170 243H171V242H170ZM176 243H177V242H176ZM220 243H221V242H220ZM232 243H233V242H232ZM258 243H259V242H258ZM18 244H19V243H18ZM34 244H35V243H34ZM53 244H54V243H53ZM72 244H73V243H72ZM95 244H99V245H100V248L94 247ZM111 244L114 245L112 242H111ZM142 244H143V243H142ZM154 244H155V243H154ZM157 244H155V245H157ZM163 244H164V243H163ZM179 244H180V243H179ZM192 244H193V243H192ZM203 244H206V243H203ZM217 244H219V241H218ZM228 244H231V243H228ZM228 244H227V245H228ZM239 244H240V243H239ZM239 244H238V245H239ZM263 244H264V242H263ZM1 245L4 246L3 249L8 248L7 246H9L8 244H7V245H6V244H4V245L1 244ZM5 245H6V248H5ZM11 245H12V244H11ZM15 245H16V244H15ZM20 245H18V246H20ZM50 245H51V244H50ZM54 245H55V244H54ZM58 245H59V244H58ZM58 245H57V248L60 247L59 249L61 250V248H62L61 245H60L59 247H58ZM67 245H70V244H67ZM74 245L77 246V244H74ZM74 245H73V246H74ZM129 245H130V248H131L132 245H131V244H129ZM143 245L145 246V245H147V244H143ZM150 245H152V244H150ZM220 245H221V244H220ZM235 245H236V244H235ZM238 245H237V246H238ZM13 246H14V245H13ZM34 246H36V245H34ZM48 246H49V244H48ZM78 246H79V245H78ZM82 246H85V245L80 244V247H78L77 249H81ZM86 246H85V247H86ZM109 246H110V245H109ZM157 246L159 247L160 245H157ZM173 246H174V244H173ZM178 246H179V245H178ZM178 246H177V247H178ZM187 246H188V245H187ZM187 246H186V247H187ZM194 246H195V247H199V246H197V245H194ZM225 246H226V245H225ZM228 246H229V245H228ZM237 246H235V247H237ZM253 246H254V245H253ZM253 246H252V247H253ZM258 246H259V244H258ZM42 247H43V246H42ZM89 247H86V248L88 249V251H89V249H90ZM127 247H128V244H127ZM153 247H154V246H153ZM163 247H165V245H164ZM168 247H165V248L167 249L166 251L168 252V254H169L170 256L173 255V257H174V253H175V252H174L173 250H175V248H176V244H175V248H172V246H171V250L173 249V250H172V251H173V252H172L173 254H172L171 252L169 253V251H168V250H169ZM186 247H185V246H183V247L181 246V248H183V249L186 248ZM195 247H194V248H195ZM221 247H223V246L221 245ZM229 247H230V246H229ZM244 247H245V246H244ZM254 247H256V246H254ZM9 248H10V246H9ZM14 248H15V247H14ZM36 248H37V247H36ZM55 248H56V247H55ZM57 248H56V249H57ZM65 248H67V246H66ZM65 248H64V245H63V249H62V250H64ZM68 248H71V247L68 246ZM74 248H76V247H74ZM109 248H110V247H109ZM120 248H121V247H120ZM160 248L162 249V246H161ZM160 248H158V249H160ZM165 248H164V251H165ZM179 248H180V247H179ZM181 248H180V249H181ZM223 248H224V247H223ZM227 248H228V247H227ZM232 248H233V247H232ZM248 248H249V247H248ZM258 248H260V247H258ZM261 248H262V247H261ZM3 249L1 248V250H3ZM10 249H11V248H10ZM22 249H23V248H22ZM32 249H33V248H32ZM51 249H52V248H51ZM56 249H54V250H56ZM71 249H73V248H71ZM82 249L84 250V248H82ZM87 249H85L84 251L87 252V251H86ZM92 249H91V250H92ZM110 249H111V248H110ZM110 249H109V252L112 250V249H111V250H110ZM122 249H123V248H122ZM154 249H155V248H154ZM180 249H179V250H180ZM183 249H181L180 251H181V252H184V251H182ZM187 249H189V248H187ZM191 249H192V247H191ZM191 249H189V251H190ZM197 249H198V248H197ZM199 249H201V248H199ZM219 249H220V248H219ZM241 249H242V248H241ZM244 249H245V248H244ZM256 249H257V247H256ZM7 250H9V249H7ZM7 250H6V252H7ZM117 250H119V249H117ZM117 250L115 251V252H116L115 254H117V252H118ZM120 250H121V249H120ZM125 250H126V249H125ZM127 250H128V248H127ZM130 250H131V249H130ZM140 250H141V249H140ZM179 250L177 249L176 252H178L179 255H180L181 252H179ZM184 250H185V249H184ZM202 250H204V249H202ZM202 250H201V253L204 254L205 252H204V251L202 252ZM223 250H225V249H223ZM246 250H247V249H246ZM13 251H14V249H13ZM46 251H47V250H46ZM68 251H69V250H68ZM101 251H102V250H101ZM107 251H108V250H107ZM154 251H155V255H156L157 250L155 249ZM158 251H159V250H158ZM160 251H161V250H160ZM187 251H188V250H187ZM189 251H188V253L191 252V251H190V252H189ZM233 251H234V253H237V250H236V252H235L234 248H233ZM244 251H245V250H244ZM51 252H52V251H51ZM53 252H54V251H53ZM64 252H65V251H64ZM75 252H76V250H75ZM120 252H121V253H126V254H127V251H126V252H122V250H121ZM129 252H130V251H129ZM129 252H128V253H129ZM137 252H138V251H137ZM144 252H145V251H144ZM148 252H149V251H148ZM193 252H194V251H193ZM218 252H219V251H218ZM230 252H231V250H230ZM230 252H229V254H230ZM240 252H242V251H240ZM251 252H252V251H251ZM4 253H5V252H4ZM22 253H23V251H22ZM47 253H48V252H47ZM55 253H56V252H55ZM62 253H63V252H62ZM62 253H61V254H62ZM66 253H67V252H66ZM66 253L64 254V256L66 255ZM68 253H69V252H68ZM68 253H67V254H68ZM77 253H78V251H77ZM79 253H80V252H79ZM112 253H113V255H114V252H113V251H112ZM133 253H134V252H133ZM135 253H136V252H135ZM159 253H160V252H158V254H159ZM165 253H166V252H163V254H165ZM178 253H177V254H178ZM224 253H225V251H224ZM224 253H223V254H224ZM226 253H227V252H226ZM226 253H225V256H226ZM232 253H233V252H232ZM242 253H243V252H242ZM242 253H241V254L239 253V254L242 255ZM260 253H261V252H260ZM5 254H7V253H5ZM13 254H15V252H13ZM23 254H24V253H23ZM26 254L28 255V253H26ZM40 254H41V252H40ZM40 254H39V255H40ZM52 254H53V253H52ZM58 254H59V253H58ZM58 254L56 255V257L58 256ZM61 254H60V255H61ZM71 254H73V253H71ZM80 254H81V253H80ZM82 254H83V253H82ZM82 254H81V256H82ZM96 254H97V253H96ZM104 254H106V253L104 252ZM131 254H132V253H131ZM131 254H130V256H131ZM142 254H143V253H142ZM175 254H176V253H175ZM194 254H195V253H194ZM227 254H228V253H227ZM229 254H228V256H229ZM248 254H249V252H248ZM252 254H254V252H253ZM252 254H251V255H252ZM256 254H257V253H255L254 255H256ZM0 255H1V254H0ZM16 255H17V254H16ZM69 255H70V253H69ZM73 255H74V254H73ZM93 255H94V254H93ZM93 255H91V256H93ZM99 255H100V254H99ZM106 255H107V254H106ZM109 255H110V254H109ZM120 255H121V254H120ZM135 255H136V254H135ZM169 255H168V257H169V259H171V257H170ZM179 255H178V256H179ZM205 255H206V254H204V256H205ZM251 255H250V256H251ZM1 256H2V255H1ZM17 256H18V255H17ZM23 256H24V255H23ZM31 256H32V255H31ZM40 256H41V255H40ZM45 256H46V255H45ZM76 256H77V255H76ZM76 256H74V257H76ZM102 256H104V255H102ZM117 256H118V255H117ZM117 256H116V257H117ZM127 256H128V254H127V255L124 254V255H123V258H124V257H127ZM140 256H141V255H140ZM144 256H145V253H144ZM159 256H162V253H161ZM159 256L157 255L158 258H159ZM165 256H166V255H165ZM184 256H185V255H184ZM195 256H196V255H195ZM252 256H253V255H252ZM14 257H15V255H14ZM35 257H36V255H35ZM47 257H48V256H47ZM65 257H66V256H65ZM65 257H62V259L65 258ZM72 257H73V256H72ZM74 257H73V259H77V261H78L80 255H79V257H77V258H74ZM94 257H95L94 259H96L98 256H97V257L94 256ZM100 257H101V256H100ZM108 257H110V259L113 258L111 255L108 256ZM114 257H115V256H114ZM132 257H133V256H132ZM145 257H148V256L146 255ZM182 257H183V255H182ZM226 257H227V256H226ZM229 257H231V256H229ZM258 257H259V254H258ZM262 257H263V256H262ZM0 258H1V257H0ZM8 258H9V257H8ZM15 258H16V257H15ZM15 258H13V259L16 260ZM17 258H18V257H17ZM21 258H24V257L21 256ZM32 258H33V256H32ZM48 258H49V257H48ZM60 258H61V257L59 256L58 259H60ZM68 258H69V256H68ZM70 258H71V257H70ZM70 258H69V259H70ZM81 258L84 259L83 257H81ZM88 258H90V257L88 256ZM128 258H129V260H130L131 257L128 256ZM136 258H137V257H134V260H135ZM164 258H165V257H164ZM166 258H167V257H166ZM175 258H176V255H175ZM179 258H180V257H179ZM186 258H187V257H186ZM186 258H185V259H186ZM224 258H225V257H224ZM240 258H241V257H240ZM247 258H249V257H246V259H244V260H247ZM252 258H253V257L250 258V259L252 260L251 263H252V262L254 263V262H255L254 259H255L256 257H255L254 259H252ZM1 259H2V258H1ZM9 259L11 260V257H10ZM9 259H8V260H9ZM13 259H12V260H13ZM28 259H30V257H28ZM53 259H54V258H53ZM53 259H52V260H53ZM102 259H103V258H102ZM106 259H107V257H106ZM106 259H105V260H106ZM108 259H109V258H108ZM113 259H114V258H113ZM115 259H116V258H115ZM118 259H119V257H118ZM138 259H139V258H138ZM140 259L143 260L142 257H141ZM169 259H168V260H169ZM176 259L178 260V262L180 261L178 258H176ZM181 259L183 260V258H181ZM189 259H191V258H189ZM192 259H194V258L192 257ZM195 259H196V257H195ZM230 259H231V258H230ZM8 260H7V261H8ZM17 260H18V259H17ZM17 260H16V261H17ZM19 260H20V259H19ZM30 260H31V259H30ZM33 260H34V258H33ZM44 260H45V259H44ZM46 260H47V259H46ZM54 260H56V259H54ZM71 260H72V259H70L69 261H71ZM84 260H85V259H84ZM89 260H90V259H88V263H89L90 261H92V260H90V261H89ZM103 260H104V259H103ZM116 260H117V259H116ZM125 260L129 261L127 258H125ZM131 260H133V259H131ZM134 260H133V261H134ZM141 260H140V261H141ZM237 260H238V259H237ZM253 260H254V261H253ZM259 260H260V259H259ZM262 260H263V259H262ZM25 261H26V258H25ZM25 261L23 262V261L21 260L20 262L25 263ZM61 261H62V262L64 261V263H66L65 259H63V260H61ZM73 261H75V260H73ZM77 261H76V262H77ZM80 261H81V260H80ZM98 261H99V260H98ZM106 261H107V262H110V261H108V260H106ZM117 261H118V260H117ZM117 261H116V262H117ZM127 261H125V262H127ZM163 261L165 262L166 260L163 259ZM172 261H173V260H172ZM172 261H171V262H172ZM174 261H176V260H174ZM228 261H229V259H228ZM242 261H243V260H242ZM242 261H241V262L239 261V262L242 263ZM260 261H261V260H260ZM11 262H12V261H11ZM11 262H10V263H11ZM41 262H42V260H41ZM41 262H40V263H41ZM48 262H49V260H48ZM53 262H54V261H53ZM59 262H60V261H59ZM78 262H79V261H78ZM86 262H87V260H86L85 262H83V264H88V263H86ZM92 262L94 263L95 261H92ZM116 262H114V263L116 264ZM134 262H136V261H134ZM164 262H163V264H164ZM171 262H170V263H171ZM243 262H244V261H243ZM246 262H247V261H246ZM246 262H245V264H246ZM249 262H250V260H249ZM249 262H248V263H249ZM0 263H1V262H0ZM10 263H9V264H10ZM12 263H13V262H12ZM28 263H29V262H28ZM40 263H39V264H40ZM43 263H44V261H43ZM51 263H52V262H51ZM70 263H71V262H70ZM70 263H69V264H70ZM73 263H74V262H73ZM96 263H97V262H96ZM96 263H95V264H96ZM99 263H100V261H99ZM102 263H103V262H102ZM117 263H118V262H117ZM155 263H156V262H155ZM170 263H169V264H170ZM181 263H182V262L180 261L179 264H181ZM251 263H250V264H251ZM253 263H252V264H253ZM261 263H263V262H261ZM261 263H260V264H261ZM2 264H3V263H2ZM13 264H14V263H13ZM17 264H18V263H17ZM36 264H37V263H36ZM47 264H48V263H47ZM62 264H63V263H62ZM71 264H72V263H71ZM75 264H77V263H75ZM79 264H80V263H79ZM91 264H92V263H91ZM97 264H98V263H97ZM100 264H101V263H100ZM110 264H111V263H110ZM118 264H119V263H118ZM122 264H123V263H122ZM126 264H127V263H126ZM128 264H129V262H128ZM130 264H133V262L131 261ZM140 264H143V263H140ZM172 264H176V263L174 262V263H172ZM177 264H178V263H177ZM184 264H185V262H184ZM227 264H228V263H227ZM229 264H230V263H229Z\"/></svg>", "mask_w": 264, "mask_h": 264}, {"label": "snow or ice", "instance_id": "obj_3", "mask_svg": "<svg viewBox=\"0 0 264 264\" xmlns=\"http://www.w3.org/2000/svg\"><path fill=\"white\" fill-rule=\"evenodd\" d=\"M21 5H8L5 6L6 10L0 11V47H7L11 42L14 33L10 31V22L13 20V15L16 14L17 16L22 15L20 13ZM113 9L116 7L115 5L111 6ZM243 7V5H242ZM198 23L204 24L207 23L203 20H198ZM264 27V25H262ZM250 31L254 32L255 28L250 27ZM189 29L182 28V32L184 33V39L185 41H189L191 39L189 33ZM49 36L52 38H55L54 34L52 32H49ZM147 39V37H145ZM241 43H243V37H241ZM135 45V41L133 37L125 35L124 40L120 43V52L123 53H132L133 48ZM262 45H264V41H262ZM212 44L209 43L207 48L203 50V56L205 58V63L207 62V56L209 53V50L211 49ZM44 49H41V52H43ZM98 55V54H97ZM262 58H264V53H261ZM71 58L68 56H63L58 61L55 67H49L48 65H42V64H36L34 62L28 63L24 68L20 69L18 72L19 79L13 78L11 83H9L6 79L5 81V88H6V94L7 96H10L13 98L12 102H15L17 104L23 103L21 99V94L26 91V82L30 79H40L41 78V72L44 74H48L49 72H65L67 71V66L71 63ZM147 62V60H146ZM262 69H264V64L261 65ZM154 77L152 75H147L145 79V83H148L152 81ZM111 85H109V88ZM116 107L115 104L108 103L106 105V110L101 109L100 114L95 116L93 119L86 121L81 124L80 132L88 134L92 139L98 141L100 144H104V140L101 139V135H106L105 133H101V129L105 126L107 119H109L112 115H114L113 109ZM262 110H264V105H262ZM162 116L165 119H168L169 117L173 120L179 117V111L177 110V105L175 102L170 103V106L168 107L167 111L162 113ZM211 112L210 111H204V117L210 118ZM237 120H239V116L236 117ZM137 120L141 125H144L148 117L144 116L143 119L140 118V116H137ZM260 141L262 144L261 152L264 153V123L260 126ZM72 131L73 135L76 134L75 129H70ZM244 131H248V129H245ZM207 135L210 136L212 141H216L217 137L214 133L208 132ZM176 136L177 132L175 130H171L170 137H166V139L171 140L173 144L176 143ZM141 140H143V137H140ZM192 152H188L187 146L183 143H181L179 147V154L176 155L175 150L173 151L174 160L173 163L176 165V169L179 170L181 174L187 175L190 178V182H196L199 178V173L197 172H186V168H193L194 164L189 162L186 159V154L188 156H191L196 151V145L195 143L191 144ZM121 154L125 158H131L134 154V148L133 146H127L126 150L121 149ZM216 156V153L213 152L207 160V163H211L212 158ZM126 164L130 165L129 171L132 175L137 177L139 180H143L144 177L148 176L149 173L142 167V162L140 160H137L135 163H132L131 160L126 159ZM96 163H99V160L96 161ZM175 171V169L173 170ZM119 175V170L117 172ZM160 175V173H158ZM246 179L254 181L253 184L254 188H259V194L261 199L260 208L261 211L259 212V215L256 214L255 211L249 209L247 206L242 207L239 209V211L236 213V216H238L242 223L237 220L233 223V220L230 218L229 215L225 214L224 210H220L219 214L215 218L209 217L206 222L200 223L201 231L197 233V235L204 238L205 243L207 244V247L205 249L206 257L205 259H191L185 261V264H217V262L213 259V257L216 255V253L219 250V245L214 242L215 238L213 237V232H219L221 221L228 219L230 223H233V227L235 228L236 235L239 236L240 240L242 241L243 245L247 247L248 238L251 236L253 229L256 227L257 223H264V155L261 156V159L258 163H256L254 166L249 167L246 170ZM185 187L189 188V191H192V188L195 187L194 183H190L188 185H185ZM216 185H213V188H215ZM247 187V186H246ZM225 188H227V185H225ZM59 191V189H57ZM91 196V192L88 194ZM196 192L192 191V196L195 197ZM235 195V194H234ZM240 197H244V192H241ZM249 197L253 195V193L248 194ZM108 204L107 206L111 208L113 205L116 207V213L123 211L124 205L120 201L119 197L113 198V196H108L107 198ZM153 197L151 195V192L149 191V194L147 196H142L139 201L133 199V203H137L139 206L143 207L144 204L148 201H152ZM44 202V195H41L39 200L37 201L38 204H42ZM96 207H100L99 202H97ZM186 209V210H185ZM180 210L183 212V215L186 217H190L191 214L196 212V208L189 202L185 201L183 205L180 206ZM114 213L112 215V218L108 220L107 225L104 229L100 230L98 239H103L105 232L110 229L116 227L117 223V215ZM91 206H89V211L85 214L91 215ZM186 231V229H185ZM207 233V235H205ZM143 233L140 231L136 232V237H142ZM54 238V237H53ZM129 239H133V237H129ZM173 244L176 243L175 240L172 241ZM21 248H26L25 245L21 244ZM94 247L100 248L99 244H95ZM110 248H115L116 245H110ZM262 250H264V245L261 246ZM143 248V244L139 239H137L135 247L132 249L133 252H137L140 249ZM103 250V249H101ZM242 249H237V251H241ZM251 250L250 248L248 249ZM31 255V253H29ZM92 255L91 249H89L88 252L84 253V257ZM141 257L143 260H147L148 258L143 256L141 253ZM160 259H164L163 256L159 257Z\"/></svg>", "mask_w": 264, "mask_h": 264}]
</instances>
